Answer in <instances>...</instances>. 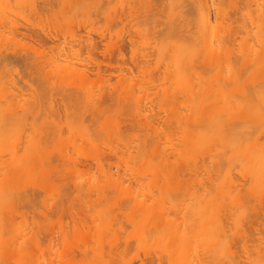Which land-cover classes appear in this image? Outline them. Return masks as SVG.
<instances>
[{
  "label": "rangeland",
  "instance_id": "1",
  "mask_svg": "<svg viewBox=\"0 0 264 264\" xmlns=\"http://www.w3.org/2000/svg\"><path fill=\"white\" fill-rule=\"evenodd\" d=\"M2 1V0H1ZM5 2H7L6 0H4ZM12 4L10 5L11 7L10 8H7V5H6V3L4 2L3 3V1L1 2V4H0V9L2 8V6L3 5H6V8H5V6H3L4 8H5V13H7L8 12V14H5L6 16L8 15L9 17H8V19H10V16H11V19H12V23H15V24H13V26H14V28L16 27V25H17V28H34L35 27V29H37V30H39V29H44V30H46V31H48V32H51V33H53V31H52V29L54 30V33L53 34H56V35H60L59 37H60V39H67V40H69V42H71V39L73 38V37H75V36H78V33H79V35H80V33L82 32V34H87L88 32L90 33V38H94L95 40H97V41H99V40H101L100 38H99V35H104V40H103V42H102V44H100V46H99V50H100V52L101 51H104L106 48V46H105V44L107 43L108 44V47H110V48H108L109 50H113L114 51V54L115 55H118L117 54V50H115V49H117V48H120L122 51H123V54L126 56L125 57V64H127L126 66H127V68H124V70H123V72H125V73H122L121 74V72H119V71H113V70H107V72L105 73L106 75H108L109 73H112V72H114V73H116L117 75H118V77H116V78H111L110 80H108V82H104L103 83V81L102 80H100L101 81V83H102V85H100L99 83V78L96 76V75H92L91 74V77H90V82L88 81H85V80H83L82 78H80L81 76H82V74H81V76H79V74L77 73V74H73L72 75V73L71 74H69V75H67L65 72H68V71H70V70H68V69H66V67L68 68V65H71V64H66L67 66H65L63 63V61H66V60H63L62 61V64L64 65L63 66V69L65 70L64 72H63V70L61 71V70H59L60 68H61V66H62V64L60 63V62H56L55 63V60H54V58L52 57L53 56V54H52V51L50 50V49H48V48H45V50H44V48H42V50H41V48H39V49H37V50H33V52H32V48H27L28 46L27 45H25V43L27 44L28 42H25V40H21V38L20 39H17L16 41L14 40L15 39V37L16 38H18L16 35H12L11 34V32H10V30H12V29H14V28H11V27H13L12 25H9L10 27H8V25H6L7 23H8V21H6L7 23L5 24V27L4 26H2L3 27V29H2V27H1V21L2 22H4L5 23V20L3 21L2 19H5L4 17H6V16H4V14H3V12H2V10H0V29L2 30V33H3V35H2V37L0 36V50H1V48H2V52H0V53H2V54H5L7 51L6 50H9L10 51V53H6L5 54V56L6 55H8V58H13V57H15V56H13V54H18L19 56H26L28 53V57L30 58V55L31 56H35V59L34 60H41L40 62H42L43 61V63L45 62V64H46V61H47V63L50 61H53L54 60V63L55 64H57V66L59 67V65H60V68L58 69L57 68V66L53 63V62H51L50 64L52 65V63L55 65V66H53V67H51L50 66V64L48 63V65H44V66H47L48 67V69H49V66H50V68H52V70L54 71V73L52 74V77H49L50 79L48 80V81H50L51 79V81H53V82H57L58 83V85H60V89L61 90H59V91H57V90H51V93H50V91L48 90V91H46L47 89H46V87H44L42 84L40 85V83H39V85L38 84H35V85H33V87H32V89L31 88H27V87H23V89L21 90L20 88H18L17 86H16V84H18V82L20 83V76L17 74V71H16V68H17V70H18V66H16L15 64H14V62H13V59H12V61H8V64L6 63L7 61H4V64H0V94L1 95H7L6 97L8 98L9 96H10V100L11 99H14V100H12V102H13V104H12V102L11 103H9V98L6 100V97L4 98H0V101H2V105H3V99H5L4 101H7L8 102V104H4L3 106L1 105V103H0V115H3V113L1 114V112H4V113H7L6 111H5V109L7 110V108H8V105L10 104L11 105V107H9L10 108V110L9 111H11V112H13L14 113V115H15V111H17L16 112V114H19L20 112L22 113V111L24 110H26V112L28 113V110L31 108V106L32 107H34L35 108V106H37V108L36 109H34V110H36L37 111V114L36 113H31V111H30V113L33 115L34 114V116H33V119H27V117H29L31 114H29V116H28V114L27 113H25V114H27V117H26V115H25V117L24 118H22L23 117V115L24 114H22L21 115V113H20V118H22L21 120L22 121H20V118H19V120L18 121H20V123H18L17 122V119H18V117H16V116H18V115H15V122L14 123H17V124H20V125H17V124H13L12 126L10 125V123H6V121H4L6 124H7V126H8V128L7 127H4V126H6L5 124H3L2 123V121L5 119L6 120V115L8 114H6L5 115V117H2L1 118V116H0V127L1 126H3V128L1 129V131H0V159H1V162H0V165H1V167H0V231L2 230V225H4L5 223H7V222H5V221H8V224H5L4 226H5V228H3V230H2V233H0V264H18L19 263V260H20V257H18L17 255H16V253H21V254H23V252H24V254H27V251H31L30 249H31V246H33L31 243H33L32 241L34 240V239H37L36 241H38L39 240V242L38 243H35V241H34V246H36V244L38 245L39 243H40V245H41V248H39V246L35 249V248H32V249H35V251L37 250V249H42V247H43V249H42V251H40V250H38L39 251V257H37V258H39V259H41V260H39V261H41V263L42 264H103L102 262L103 261H105L106 262V264H140L141 263V260H143V261H145L144 263L146 264V262H147V264L149 263V260H151V257L154 255V257H152L153 259L151 260V261H155V259L157 260V262L156 263H158V260H160V261H162L163 262V264H167V258L169 257V260H171V258H170V256L172 257V260L171 261H169V262H175V261H177L176 259L177 258H179V256H177V254H178V252H176V251H178V249L179 248H174V247H172L173 245L172 244H174L173 242H175V240L173 239L172 240V242H171V240H169V244H168V242H167V240L168 239H165V238H168V237H170L171 235H170V230L172 231L173 229H174V231L173 232H178V230H179V233L178 234H180L179 236H180V238H182V237H185V235L187 234L186 233V231L185 230H187V232H189L190 231V229L191 230H193L192 228H191V224H192V227H193V225H195L196 223H197V221H199L200 222V224L198 225V226H200L201 225V227H200V229L203 227H205L204 229L206 230V226H208V224L210 225V223H212V222H210V221H212L213 220V223H214V221L215 220H218V221H216L215 223H214V225H212L213 226V229H212V226L210 225V227H209V233H208V241H210V240H215V238H216V240L219 242V244H218V242L216 243L215 241H214V243H216L215 244V246H213V252H215V253H213L209 248H212V246L211 247H207L211 252H212V255H210V258L214 255V257L216 258H214V257H212V259L210 260V258L209 257H207L206 255H204V254H206L207 252H206V250H205V252L206 253H204V250L202 251V250H200L201 251V253L203 252V254L201 255L200 253H198V250H196V248H199L198 246L200 245V244H198V246H196V248L194 249V250H196L197 251V253H198V255L200 256V258H199V256L198 255H196L195 254V252L196 251H194V250H192L193 248H194V246L192 247V249H191V251H194V255H196V256H198V258L204 263V264H229V260L227 261L226 259H227V255H228V259H230L231 258V260H232V264L233 263H235L236 262V257L237 258H239L240 260H238V262H239V264H257V262H258V264H262V262L261 263H259L260 261L259 260H262V258H263V256H264V248H262L263 246H264V233H260V231H262L263 230V232H264V216H263V214H259L260 212H262V213H264V198L261 196V194L260 195H258V193H264V176H262V175H264L263 173H262V171L264 170V167H263V164H264V152L263 153H261V151L262 150H260L259 148H257V146L255 147V151L253 152L252 150L254 149V147H252L253 149L251 150V152H250V155H249V153H247V152H249L250 151V147L251 146H253V145H255V144H250L249 145V143H250V141H248V140H246L247 139V136H249L248 134H252V132L253 131H258V125L260 124V122H259V124H256V125H254V126H252L251 125V123H253V121H256L257 120V117L256 116H258V115H256L255 113H254V115H256L255 117V119L256 120H254V116H249V115H251L249 112L248 113H244L245 112V110H246V112H247V108L244 110V106H245V104H246V106H248L247 105V103L249 104L250 102L249 101H251L252 100V103L254 102V103H256V105H255V107H256V109H255V107H254V103L251 105V106H253L254 107V112H258V111H260V113L263 111L264 112V106H262V104L264 105V89H261V87L263 88V86L261 85L262 83V80H260L259 78H261L262 77V71H263V73H264V69L262 68H260V67H262V65L264 64H262V65H260L259 64V70L257 71V72H254V73H256V76H257V78L259 79H255L254 80V77H255V74L253 73V71L251 70V69H253V67L254 66H258V61L257 62H254V63H256L255 65L252 63L253 61H254V59H255V57H253V53L255 52V50L258 48H260V46H261V49H263L264 48V46H263V48H262V45H264L263 43H264V41H259L260 40V36H261V39H262V37H264V34H262L263 32H264V29H261L262 28V25H263V22L264 21H262L261 19L263 18V20H264V16H262L261 14H257V15H255L256 13H262L263 12V14H264V11L262 10V9H264V5L262 6V0H261V3H260V0L258 1V0H256V2H258L257 4H258V11H260V10H262V11H260V12H257V10H255V11H253V9H256V7L257 6H255V4H254V8L252 7L253 6V4H251V3H253L254 1L252 0V1H249V0H244L245 2H243L242 0H240V2H239V0L238 1H236V0H229V2L232 4V2L235 4V7H233V4L231 5L230 3V5L232 6V7H230V9H229V7L228 6H230L229 4H228V6L226 5V3H227V1L225 2L224 1V4H223V0H219L220 2H218V0H214V1H212V4L215 2V4H214V7H213V5L211 6V12L213 13L212 15H213V23H216V26L218 27V29H217V27L215 26V27H212L213 29L214 28H216V30L218 31V30H220V29H222L223 28V30L224 31H226V30H228V28L226 29L225 27H223V25L225 26V24H228V22H229V24H230V19H227V22H226V18H224L225 19V21H224V19L223 18H221L222 20V23H221V21H220V25L222 26V28L220 27L219 28V24H217V23H219V22H217V19L218 20H220V17H223L224 15V13L227 15V18H229V16H230V18L232 19V21H231V24L230 25H232V30H233V32L237 35L236 37H232L233 35H234V33H232V30H228V32L229 33H231L229 36H231L232 37V39L228 36V32H225L224 33V31H222L221 33H224V35H222L221 37H220V35H221V33H220V31H218L219 32V34H217L218 32H216V35H214V36H217V35H219V37L217 36L216 38L213 36V34H214V32H215V30L213 31V30H210L211 28H209L208 30H210L209 32H213V34H211V33H209V34H211L210 36H213V37H209V39H211L212 41H213V39H214V42H215V40H216V42H218V38H219V42H218V44H220L219 46H225L224 48H226V50L225 51H227L228 49V47L230 46V45H228L227 43H225V40H224V38L227 40V42H230V40H231V42H230V44L234 47V49L237 47L238 48V50H239V43H241V41L242 40H244L243 38H245V40H246V38H247V40L246 41H248V42H246L245 40V42H246V45H249L248 46V49L246 48H243L242 49V51H241V49L239 50V51H237L236 49L234 50V52H233V55H229V56H233L232 57V59H233V61H234V63H236L235 65H234V63H233V61H230V60H232V59H230L231 57H229V59H225V57L224 56H222V55H225L226 53V55L225 56H227L228 55V51L230 52V50L232 51V49H229L226 53L225 52H222V50H221V52L222 53H225V54H221V56L222 57H224V58H222L223 59V61L225 62L226 61V63L228 64L229 62H231V64L229 63V65H231L232 66V64L235 66H233V68H231V66H230V68L233 70V69H235V70H231L230 68H227V67H224L225 65L223 64V66H222V62L221 63H219V65L218 66H220V64H221V68L220 69H222L223 67H224V72L227 74L229 71L231 72H234L235 73V76H234V73H233V76L234 77H236V74L238 75V80L237 81H240L241 82V79H242V82L245 84V86L244 85H241L242 84V82L240 83V88H241V86L243 87L244 86V88H245V90H246V86L247 87H251L252 89L254 88V86H252V84H249L250 82V80L252 79V78H250L251 76L249 75V71L250 72H252L251 73V75L252 74H254V76H252L253 77V80H254V82L256 83V85H255V91H256V89H258L259 88V86H257V82H259V83H261V84H258V85H260L261 87H260V89L263 91V92H260L261 90H259V91H256L255 93H253L254 92V90H251V93H253V98H252V96L250 97V92L248 91V93L247 94H249V95H247L246 94V92L247 91H245V93H243V94H245V96H246V98L244 99V100H247L246 102L247 103H243V102H245L244 100H243V98L244 97H241L240 95H242V93L240 94V93H238V92H240V90H242V88L239 90V89H235L234 91H236V93H238L239 95H237V94H235L236 96H231L230 97V101H232L233 102V100H235L236 98H237V100L236 101H238V103L237 104H239V105H244V106H240V107H242L243 109V112L240 110L238 113L236 112V110H235V112L236 113H234V115L233 116H231V114H229V117H231L232 119H230V120H232V121H230L229 119H227V115L226 114H223L224 112H228V110H226L225 109V107H223L222 105L224 104L223 102H218L219 104H217V101H216V105H215V101L214 102H211V103H205V102H203V104L202 103H200V101L199 100H202V101H204V100H208V99H210V97L209 96H211V94L212 93H214L213 91H215L211 86L213 85V84H211V83H214V82H211V80H213L214 81V79L216 78L217 79V77H219L218 75H220V71H216L217 69H218V66H215L214 65V67H217L216 69H215V72H217L216 74H218L217 75V77H214V76H212V73L214 72V70L212 71V69H213V66L211 67V68H209L210 67V65L208 66V65H206L207 67H208V69H203L204 67H206V66H204L205 65V63H204V65L202 64L201 65V60H202V62H204L206 59H203L205 56H203V54L205 53V52H203V50L205 49V48H203V47H201L203 44V39H204V37L205 38H207L208 36V32L207 31H205V30H207L205 27H204V25H202V23L200 22H198L199 24H201L203 27V33H202V35L203 36H200L199 34V37H202L201 38V40H198V43L199 44H202V45H200L198 48L196 47L195 49H193L194 47V44L192 45V44H190L192 41V39H191V36L193 35L194 36V34H196V31H197V29L195 28L194 29V26L197 24L196 23V16H194V15H197V9H195V7L193 6V5H197V4H194V3H192L193 1L192 0H175V1H177V2H179L180 4L182 3V1H183V3L184 4H181V5H185L186 7V9L184 10H182V9H180L181 7H178L177 8V6H179V3H177L176 5L177 6H175L174 5V7H173V4H172V6H171V4H170V2H169V0H53L52 1V4L54 5V11L55 12H59V10L61 11V9H65L64 11H72V9L74 10H77L78 12H80V10L82 11V15H83V12H84V14L86 15V17H84L85 15H81L82 17H80V16H78V14L79 13H74L73 14V12H72V14H71V16H69V14L66 16L67 18H69L70 17V19H71V17H73L74 18V20H76L78 17H79V20L78 21H72V25L70 24V23H68V24H64V22L61 24L60 22L61 21H59V23L61 24V25H59V23H58V25H55V23H56V19L58 18H55L54 16V18L53 19H55L56 21H54L53 19L50 21L49 20V18H50V15H49V18H48V20L49 21H47V20H45V18H43V17H45V16H43V17H37V16H35V14L33 13V9L35 10V8H37L38 6V8H41L43 5H44V3L45 2H50L49 0H18L17 2H16V0L14 1L13 0V2L11 1V0H9ZM55 1V2H54ZM79 1V2H78ZM186 1V2H185ZM189 1H191V3L189 2ZM210 1V0H209ZM211 1H210V5H211ZM9 2V3H10ZM14 2H16V3H14ZM24 2V3H23ZM54 2V3H53ZM66 2V3H65ZM217 2V3H216ZM255 2V3H256ZM263 2H264V0H263ZM43 3V4H42ZM68 3V4H67ZM140 3H142V4H140ZM196 3V2H195ZM220 3H222V4H220ZM242 3V4H241ZM245 3V4H244ZM247 3V4H246ZM36 4V5H35ZM84 6V7H82V5ZM192 5L193 7H191L190 5ZM245 6H244V5ZM251 4V5H250ZM217 5L219 6H221V7H224V9H225V6H226V8H227V10L229 9V12H225L224 11V13H222V15H220L221 13H220V11H219V7H218V10H217ZM223 5H225V6H223ZM242 7V8H244V10L240 7V6ZM33 6H35V7H33ZM64 6V7H63ZM78 6V7H77ZM190 6V7H189ZM239 6V7H238ZM249 6H250V11H251V13H250V15H252V13H253V17H255V19L252 17L251 19H253V22H255V25H257L256 26V28H253V27H255L254 26V24L252 25V20L250 19V15H247V11H248V9L247 8H249ZM261 6V7H260ZM9 7V6H8ZM61 7V8H60ZM76 7V8H75ZM95 7V8H94ZM175 7L178 9V13H177V11L175 12L174 11V9H175ZM184 7V6H183ZM240 8V9H237V8ZM263 7V8H262ZM78 8V9H77ZM192 9V10H190L189 11V9ZM232 8L233 9H237V11L236 10H234V11H232ZM57 9H58V11H57ZM67 9V10H66ZM83 9H85L84 11H83ZM173 9V10H172ZM243 11H242V10ZM37 10V9H36ZM74 10V11H75ZM172 10V11H171ZM188 10V11H187ZM195 11V14L193 13L194 11ZM223 10V9H222ZM230 10L232 11V14H234V15H232V17H231V14H229L230 13ZM238 10H241V11H238ZM4 11V10H3ZM87 11H89V12H87ZM179 11H181V13L179 12ZM185 13V16H188V19L191 17V19L192 20H196V21H189V20H186V21H188L187 23L191 26V27H189V25H187L189 28H190V30H189V32L188 31H185V30H188L187 29V26H186V28H185V26L184 25H182V23H184L183 21H182V23H181V20H183V19H181V17L178 19V15L179 14H181V15H184V13ZM220 13L219 15L218 14H216V17H215V13H218V12ZM250 11H248V14H249V12ZM35 12V11H34ZM62 12V11H61ZM60 12V13H61ZM85 12H87L88 13V15H87V13H85ZM169 12L170 13H173V14H169ZM234 12V13H233ZM9 13H10V15H9ZM91 13H92V15H91ZM177 13V17H176V21H178L179 20V24L178 23H176V24H178V25H180V23H181V26H180V28H177L176 30H178L179 29V31H182V30H184L183 28H182V26L185 28V30L184 31H182L183 32V34H181V32L178 34V32L179 31H176V32H174V34L176 33V35L178 34V35H180L181 37H180V39H182V40H184V42L185 43H187L186 41H185V39L187 38H190V40H189V44H187V45H190V47H193V48H189L188 49V47H187V45L185 44V43H183V45L184 46H180V47H182V49H184V50H181L179 53H181V54H176V55H181L182 56V58H181V56L179 57L180 59H181V61L179 60V62H180V67H181V65H183L184 67H185V69H187L185 72H182V71H180V72H182V75H183V73H185V75H188V80H185V81H188V82H194L195 83V81H197L199 78H201V76L204 78V76H206V75H209V74H211V77L213 78H209L208 76H206V78H208V79H206L205 78V82H203V83H208V84H206V85H203V84H200V86H199V88H198V84L200 83V80L201 79H203V78H201V79H199L197 82H199V83H197V84H192V86L193 85H197L196 87L198 88V91L196 92L195 90H197V89H195L194 91H195V96H201L202 98H204V99H197V97H196V99L195 98H193V99H195V100H198L199 102H198V104H199V108H198V104L196 103V107H195V105H193V102H191V101H193L192 100V97H190L191 95H192V89L190 90L191 92H189V96L187 95V93H185V91H184V86H182V81H181V76L179 77V75L181 74L180 72L177 74V72H175V74L173 73L172 74V72H171V70L173 69V68H175L176 69V67H177V65L175 66V64L174 63H176V62H172L173 64H174V66L175 67H173V66H168L169 68L168 69H170L171 67V69L169 70L170 72H168V70H166L167 72H165V69H167V66L165 67L163 64L164 63H161L160 61L162 60L163 62L165 61V62H168L169 61V59L168 58H170L171 56H168V58H167V56H163L162 57V59L159 61V59H158V56H159V54H157V53H159V52H157L156 50H154L155 48H153V47H155L157 44V46H156V48L158 47L159 48V46H160V44H162L163 45V42H164V44H166L165 42H167L168 41V38L170 37L169 35H171L170 33L169 34H167L169 31H172V30H169V31H167L166 32V30H168V29H170L171 27H169L168 29H167V27L169 26V24H171V23H173L174 22V20L175 19H171L172 18V16L175 18V14ZM3 14V15H2ZM34 16H33V15ZM50 14V13H49ZM54 14V13H53ZM58 15H60L59 13H57ZM56 14V15H57ZM61 14H63V12L61 13ZM65 14H67V13H65L64 12V17H65ZM77 14V16H76V19H75V15ZM90 14V15H89ZM238 16H237V15ZM244 16H243V15ZM74 15V16H73ZM157 15V16H156ZM172 15V16H171ZM175 15V16H174ZM192 15H193V17L194 18H192ZM229 15V16H228ZM260 15V16H259ZM4 16V17H3ZM63 16V15H62ZM62 16L60 15V17L62 18ZM89 16V17H88ZM94 16V17H93ZM167 16H169L168 17V19H167ZM190 16V17H189ZM198 16V15H197ZM218 16V17H217ZM248 16H249V18H248ZM258 16L261 18H258ZM262 16V17H261ZM59 17V18H60ZM199 17V16H198ZM214 17L216 18V19H214ZM33 18H34V20H33ZM41 18H43V20L41 19ZM52 18V17H51ZM61 18L59 19V20H61ZM66 18V19H67ZM86 18V19H85ZM93 18V19H92ZM166 18V19H165ZM185 18V17H184ZM237 18V20H235ZM47 19V18H46ZM66 19H62L63 21H66L67 22V20ZM84 19V20H83ZM100 19V20H99ZM178 19V20H177ZM198 19V18H197ZM257 19V20H256ZM30 20V21H29ZM73 20V19H72ZM82 20V21H81ZM168 20H172L171 22L170 21H168ZM185 20V19H184ZM199 20V19H198ZM229 20V21H228ZM41 21V22H40ZM79 21H80V23L81 24H78L79 23ZM258 21H260V22H258ZM40 22V23H39ZM51 22V23H50ZM71 22V21H70ZM75 22H78L77 24L75 23ZM85 22V23H84ZM98 22V23H97ZM192 22V24L193 25H191L190 23ZM196 23L195 25H194V23ZM237 22V23H236ZM262 22V23H261ZM4 23H3V25H4ZM11 23V22H10ZM26 23V24H25ZM33 23H35V24H33ZM83 23V24H82ZM94 25H93V24ZM167 23H169L168 24V26H167ZM186 23V22H185ZM212 23V25L214 26V24ZM225 23V24H224ZM234 23H236V24H234ZM38 24V25H37ZM46 24V25H45ZM53 24V25H52ZM57 24V23H56ZM90 24V25H89ZM92 24V25H91ZM223 24V25H222ZM229 24H228V26H229ZM42 25V26H41ZM64 25V26H63ZM66 25V26H65ZM78 25V26H77ZM80 25V26H79ZM88 25V26H87ZM198 25V24H197ZM200 25V26H201ZM261 25V26H260ZM6 26L9 28V30H8V28H6ZM23 26V27H22ZM34 26V27H33ZM50 26V27H49ZM59 26H60V28H59ZM63 26V27H62ZM71 26V27H70ZM73 26V27H72ZM167 26V27H166ZM199 26V25H198ZM46 27H47V29H46ZM58 27V28H57ZM66 27V28H65ZM70 27V28H69ZM79 27H81V28H79ZM85 27V28H84ZM90 27V28H89ZM197 27V26H196ZM11 28V29H10ZM39 28V29H38ZM51 28V29H50ZM65 28V29H64ZM72 28H74V29H72ZM76 28V29H75ZM181 28H182V30H181ZM259 28V29H258ZM16 29V28H15ZM84 29V30H83ZM258 30V35H257V30ZM9 32H8V31ZM51 30V31H50ZM65 30H68V31H65ZM80 30V31H79ZM91 30V31H90ZM259 30H261V32H259ZM263 30V31H262ZM7 31V32H6ZM13 31V30H12ZM74 31V32H73ZM103 31V32H102ZM201 31V30H200ZM205 31V32H204ZM247 31V32H246ZM56 32V33H55ZM96 32V33H95ZM105 32V33H104ZM207 32V33H206ZM5 33V34H4ZM66 33V34H65ZM76 33H77V35H76ZM94 33V34H93ZM199 33H201V32H199ZM204 33H205V36H204ZM246 33V34H245ZM1 34V33H0ZM65 34V35H64ZM68 34V35H67ZM167 34V35H166ZM173 34V33H172ZM192 34V35H191ZM207 34V35H206ZM227 34V35H226ZM249 34V35H248ZM262 34V35H261ZM74 35V36H73ZM164 35V36H163ZM176 35H171V39H173V38H175V37H177ZM246 35V36H245ZM253 35H255V36H253ZM4 36H6L5 38H4ZM167 36H168V38H167ZM174 36V37H173ZM189 36V37H188ZM196 37H197V35H195ZM207 36V37H206ZM235 36V35H234ZM259 36V37H258ZM63 37V38H62ZM173 37V38H172ZM224 37V38H223ZM161 38V39H160ZM167 38V39H166ZM185 38V39H184ZM194 38V37H193ZM221 38V39H220ZM230 38V39H229ZM234 38H235V41H236V39H237V43L236 42H234ZM249 38V39H248ZM258 39V40H256V39ZM166 39V40H165ZM177 39V38H176ZM176 39H174V40H176ZM178 39H179V37H178ZM223 39V41L222 42H220L221 40ZM264 39V38H263ZM163 40H165V41H163ZM194 40V39H193ZM195 40H197L196 38H195ZM194 40V41H195ZM20 43H19V42ZM113 41V42H112ZM157 41H158V43H157ZM159 41H160V43H159ZM169 41L173 44L174 42H172L170 39H169ZM199 41H203L202 43L201 42H199ZM209 41V40H208ZM244 41L242 42V44L244 43ZM261 42V43H259L260 45H258V42ZM101 42V41H100ZM117 42H118V44H117ZM162 42V43H161ZM176 42H178V40L176 41ZM175 42V45H176V49L174 50V52L177 50V45L179 46V44L180 45H182V41H180L179 40V42L178 43H176ZM214 42H213V45H214ZM234 42V43H233ZM115 43V44H114ZM198 43H196V44H198ZM236 43V44H235ZM247 43H249V44H247ZM21 44V45H20ZM104 44V45H103ZM106 44V45H107ZM217 44V45H218ZM241 44V45H242ZM25 45V46H24ZM117 45V46H116ZM174 45V44H173ZM206 45V44H205ZM215 45H216V43H215ZM214 45V46H215ZM216 45V46H217ZM240 45V46H241ZM244 45H245V43H244ZM244 45H242V46H244ZM245 45V46H246ZM256 45V46H255ZM258 45V46H257ZM123 46V47H122ZM166 46V45H165ZM196 46H198V45H196ZM226 46H228V47H226ZM232 46H230V48H233ZM251 46V47H250ZM252 46H255L254 48L252 47ZM4 47V48H3ZM5 47H6V49H5ZM114 47V48H113ZM207 47V46H206ZM37 48V47H36ZM162 48V47H161ZM167 47H164V49H166ZM172 48V47H171ZM170 48V49H171ZM185 48H187L186 49V51H185ZM217 48H220V47H218L217 46ZM241 48V47H240ZM251 48V49H250ZM256 48V49H255ZM5 49V50H4ZM168 49H169V45H168ZM168 50V51H171V50ZM181 49V48H180ZM179 49V50H180ZM191 49V50H190ZM200 49H202V50H200ZM221 49V48H220ZM222 49H223V47H222ZM254 51H253V50ZM261 49H259V51L260 52H262V55H261V57H264V50H261ZM29 50H31V51H29ZM162 50V49H161ZM196 50V51H195ZM199 50V51H198ZM206 50V49H205ZM219 50V49H218ZM244 50V51H243ZM246 50H247V53L249 54V55H252V56H250V58L248 59V56L249 55H246ZM250 50V51H249ZM5 51V52H4ZM37 51V52H36ZM41 51H42V53H41ZM49 51V52H48ZM252 51V52H251ZM259 51H257L256 50V54L254 55V56H256V58H258V55L259 54H261V53H259ZM11 52H12V54H11ZM20 52V53H19ZM25 52H27V54H25ZM32 52V53H31ZM46 52V53H45ZM126 52V53H125ZM166 52H167V50H166ZM188 53V54H186V53ZM190 52V53H189ZM221 52H219V53H221ZM245 53V55L244 54H241V53ZM37 53V54H36ZM45 53V54H44ZM173 53V52H172ZM177 53V52H176ZM203 53V54H202ZM232 53V52H231ZM238 53H240L241 55H239ZM252 53V54H251ZM2 54H0V55H2ZM33 54H35V55H33ZM41 56H40V55ZM165 54V53H164ZM171 54V53H170ZM175 54V53H174ZM173 54V55H174ZM209 54V53H208ZM207 54V55H208ZM98 55V54H97ZM158 55V56H157ZM162 55V54H161ZM172 55V54H171ZM183 55H186V56H188V57H191V55H193L192 57H194L193 58V60H192V62H193V64H192V66H190L189 68H187L189 65L187 64V67H186V65H185V63H188V62H184V60L186 61V57L185 56H183ZM194 55H196V56H194ZM211 55H215V54H211ZM235 55H237V56H240V57H247V60L248 61H246L244 58H242L243 59V61L241 60V58H238V57H235ZM242 55H244V56H242ZM45 56V57H44ZM200 56H202V58H200ZM209 56V55H208ZM208 56H206L205 58H208ZM212 56V57H213ZM217 56V55H216ZM219 56V55H218ZM221 56H219V58L221 57ZM3 57V55L1 56V58ZM40 58V59H38V58ZM98 59H100V61H103V62H109V59H107V60H105L102 56H99L98 55ZM160 57V56H159ZM185 57V58H184ZM211 57V56H210ZM235 57V58H234ZM254 59H253V58ZM261 57L260 58H258L259 60L261 59ZM0 58V60H2ZM45 58V59H44ZM51 58H53V60H47V59H51ZM163 58H164V60H163ZM175 58V57H174ZM178 58V57H177ZM178 58V59H179ZM227 58V57H226ZM253 60H252V59ZM156 59V60H155ZM168 59V60H167ZM235 59H238L237 61H239V62H236L235 61ZM258 59H256V60H258ZM263 59V61H264V58H262ZM262 59H261V61H262ZM105 60V61H104ZM172 60H173V57H172ZM188 60V59H187ZM211 60H214V59H211ZM228 60H229V62H228ZM244 60L246 61V68H245V66H243V69H242V65L240 66V63L242 64V63H245L244 62ZM255 60V61H256ZM159 61V62H158ZM216 61V60H215ZM218 61V60H217ZM216 61V62H217ZM242 61V62H241ZM260 61V62H261ZM178 62V61H177ZM182 62V63H181ZM207 62V61H206ZM215 62V63H216ZM219 62H220V60H219ZM249 62V63H248ZM1 63V62H0ZM3 63V62H2ZM38 63H39V61H38ZM60 63V64H59ZM113 64H115L116 62H115V60L112 62ZM123 63V61H119V64H121V65H123L124 64ZM208 63H210V61L208 62ZM225 63V64H226ZM14 64V65H13ZM73 64V63H72ZM135 64V65H134ZM191 64V63H190ZM213 64V63H212ZM218 64V63H217ZM43 65V64H42ZM159 65V66H158ZM166 65V64H165ZM228 65V66H229ZM244 65V64H243ZM252 66V68H247V67H251ZM71 66H73V65H71ZM158 66V67H157ZM203 66V67H202ZM264 66V65H263ZM46 67V68H47ZM79 69H81V68H84L83 66H80L79 65ZM184 67H181V69H179V70H182V68H184ZM237 67H238V69L239 68H241L242 70H244L243 72H242V70H239L238 71V69H237ZM73 68V67H72ZM75 68V67H74ZM255 68H257V67H255ZM14 69V70H13ZM55 69V70H54ZM219 69V70H220ZM227 69V70H226ZM230 69V70H229ZM237 69V70H236ZM247 69V70H246ZM260 69L262 70V71H260ZM47 70V69H46ZM51 70V71H52ZM56 70H58V71H56ZM68 70V71H67ZM78 70V69H77ZM223 70V69H222ZM229 70V71H228ZM50 71V72H51ZM60 71V72H59ZM76 71V70H75ZM78 71H80V70H78ZM174 71H176V70H174ZM187 71H189L188 72V74L186 73ZM205 71V72H204ZM228 71V72H227ZM238 71V72H237ZM241 71V72H240ZM245 71H247V72H245ZM259 71L261 72V73H259ZM44 72H46V71H44ZM56 72V73H55ZM164 72H165V74L167 73V74H170L171 73V75L169 76L168 75V77L164 74ZM210 72V73H209ZM223 72V71H222ZM229 72V73H230ZM240 72V73H239ZM245 72V73H244ZM49 73V72H48ZM134 73V74H133ZM205 73V74H204ZM228 73V74H229ZM241 73L244 75H246V74H248L249 76V78L250 79H248L247 78V76H241ZM46 74H47V72H46ZM46 74H44L45 75V77L44 78H46ZM51 74V73H50ZM121 76H120V75ZM201 74V75H200ZM203 74V75H202ZM214 74V73H213ZM222 74V73H221ZM225 74V75H226ZM228 74L226 75L227 77H228ZM48 75V74H47ZM126 75V76H125ZM185 75H184V77H185ZM231 74H229V76H230ZM49 76V75H48ZM62 76V78L60 79V77ZM64 76V77H63ZM223 77V76H221V78L223 77V78H227V77ZM263 76H264V74H263ZM58 77V78H57ZM121 77V78H120ZM183 76H182V78H184ZM234 77H230V79H232V78H234ZM241 77H245V78H241ZM18 78V79H17ZM48 78V77H47ZM80 78V79H79ZM97 78V79H96ZM123 78V79H122ZM222 78V79H223ZM248 79V80H246V81H248V82H246V81H243V80H245V79ZM26 79H27V77H26ZM95 79V80H94ZM185 79V78H184ZM216 79H215V81H216ZM228 79V78H227ZM18 80V81H17ZM93 80V81H92ZM98 80V81H97ZM118 80H120V81H118ZM206 80H208V81H206ZM210 80V81H209ZM253 80L251 81V82H253ZM16 81V82H15ZM50 81V82H51ZM95 81V82H94ZM122 81V82H121ZM218 81H220V83H222L221 81V79L220 80H218ZM217 81V82H218ZM235 81V78L233 79V82ZM263 82H264V78H263ZM63 83V84H62ZM77 83V84H76ZM110 83H111V85H110ZM115 83V84H114ZM117 83V84H116ZM184 83V82H183ZM201 83H202V80H201ZM226 83H228L227 85H226ZM231 85H230V84ZM235 83V84H234ZM233 84L230 82V81H226L225 83H223L222 85H221V88L222 87H224V88H222V89H224V90H221L222 91V93H221V91L220 90H216L217 92H218V94H220V96L222 95V96H224V92H225V90L228 92L229 91V89H230V94H228V95H231L232 94V90L231 89H233V87H234V85L236 86L237 84V82H234ZM239 83V82H238ZM109 84V85H108ZM185 84V83H184ZM218 84V83H217ZM246 84H248V85H250V86H248V85H246ZM94 85V86H93ZM189 85H190V83H189ZM188 85V86H189ZM203 87H202V86ZM210 85V86H209ZM219 85V84H218ZM224 85V86H223ZM230 85V86H229ZM253 85H254V83H253ZM264 85V84H263ZM41 86V88H39ZM82 86V87H81ZM117 86V87H116ZM191 86V85H190ZM191 86V87H192ZM204 86H205V88L207 87V88H209L210 90H208L207 88H206V90H205V88H204ZM214 86H216V85H214ZM213 86V87H214ZM233 86V87H232ZM238 86H236V87H238ZM256 86H257V88H256ZM34 87L36 88V90L34 89ZM45 89H44V88ZM119 87V88H118ZM202 87V88H201ZM227 87V88H226ZM229 87H232V88H229ZM238 87V88H239ZM40 89V91H41V93H40V91H38L39 89ZM43 88V89H42ZM96 88V89H95ZM190 88V87H189ZM249 88H247V89H249ZM29 89V90H28ZM79 90V91H84L85 93H87V92H89L90 94H92L93 93V98L91 99V96H89V97H87L88 95H80V96H78V97H75V98H81V96H83L84 98H85V96H86V98H88L87 100H86V98H85V100H83L84 98H82L81 100H83V101H79V102H77V101H75V99L73 100H68V99H66L67 98V96L64 98V97H62L61 95H58V93H60V92H62V91H68V90ZM81 89V90H80ZM185 89H187V87L185 86ZM211 89H213V91L211 92ZM215 89H217V88H215ZM24 90V91H23ZM27 90V91H26ZM31 90V91H30ZM34 90H35V92L36 93H34ZM200 90H201V92H200ZM250 90V89H249ZM103 91V94L101 93ZM208 91V92H207ZM209 91L211 92V93H209ZM215 91V92H216ZM238 91V92H237ZM244 91V90H243ZM253 91V92H252ZM55 92V93H54ZM188 92V91H187ZM205 92V93H204ZM257 92H259L260 93V95L257 93ZM49 93V94H48ZM197 93H199L200 95H196ZM204 93V94H203ZM234 93V92H233ZM45 94V95H44ZM48 94V95H47ZM51 94V95H50ZM102 94V95H101ZM194 94V93H193ZM205 94H207V95H205ZM210 94V95H209ZM261 94L263 95L262 97H261ZM9 95V96H8ZM46 95L48 96V98H50V99H48L47 97H46ZM187 97H190L189 98V101H187L186 100V96ZM225 95H226V92H225ZM233 95V94H232ZM255 95V96H254ZM256 95H258L257 97H256ZM60 96V97H59ZM100 96H101V98H100ZM103 96V97H102ZM214 97L216 96V94L214 93V95H213ZM219 95L217 96V97H220ZM227 96V95H226ZM240 96V97H239ZM244 96V95H243ZM1 97V96H0ZM12 97V98H11ZM121 97V98H120ZM186 97V98H185ZM206 97H208V98H206ZM228 97V96H227ZM249 97V98H248ZM259 97V100L260 99H263L262 101L260 100V102L258 101V100H253L254 98H258ZM261 97V98H260ZM46 98V99H45ZM72 98H74V96L72 97ZM118 98H120V99H118ZM125 98H126V100L128 99V101L126 102H124L123 100H125ZM133 98V99H132ZM206 98V99H205ZM212 98V97H211ZM216 98V97H215ZM214 98V99H215ZM222 98V97H221ZM220 98V99H221ZM224 98H226V97H224ZM252 98V99H251ZM71 99V98H70ZM76 99V100H77ZM100 99V100H99ZM213 99V98H212ZM227 99V101H228V98H226ZM248 99H250V100H248ZM44 100V101H43ZM90 100V101H89ZM131 100H133V103H132V101ZM134 100H136L140 105L139 106H141V107H139V106H137V104L138 103H135L136 101H134ZM194 100V101H195ZM215 100H218V98L217 99H215ZM222 100H224V99H222ZM222 100H220V101H222ZM242 101V103H241V101ZM74 101V102H73ZM186 101H187V104H186ZM201 101V102H202ZM209 101V100H208ZM213 101V100H212ZM225 101V100H224ZM15 102V103H14ZM131 102V103H130ZM210 102V101H209ZM226 102V101H225ZM37 103H38V105H37ZM42 103H44V104H42ZM79 103V104H78ZM127 103V104H126ZM129 103V104H128ZM191 103H192V105H191ZM231 103V102H230ZM235 104H236V102H234ZM78 104V105H77ZM134 104V105H133ZM189 104H190V106H189ZM195 104V103H194ZM210 104H211V107H212V109L210 110ZM229 104V103H228ZM233 104V103H232ZM237 104H236V106L234 107L233 106V108H235L236 109V107H237ZM251 104V103H250ZM9 105V106H10ZM131 106V107H126V106ZM132 105L134 106V107H132ZM204 105V106H203ZM206 105V106H205ZM209 105V106H208ZM230 105V104H229ZM260 105V106H259ZM5 106V107H4ZM12 106H15V108L14 107H12ZM18 106V107H17ZM187 106V107H186ZM193 106H194V109L196 108H198V109H200V107H204L205 109H206V111L208 112V114L210 113V115H211V113H216V110H221V107H222V109L224 108L226 111H224V110H221V111H224L223 113H222V115L220 114V116H224V118L223 117H220V118H222L221 120H219L220 118H218L217 119V117H219L218 115H216V119H211L210 120V122L211 123H214V125H215V127H216V124H215V121L214 120H218L217 122L219 123V126L218 127H221V125H223V124H225V122H224V120L223 119H225V116H226V119H225V121L227 122V124L228 123H232L235 119L237 120V118L239 119V117L240 118H242L243 116L245 117V116H247V114H249L248 116L250 117V118H252L253 120H251L252 122H250L249 120H246V123L245 124H243L245 121H243L242 122V120L244 119H240L241 120V122H238V123H242L241 125L242 126H239L240 124H238V123H233V125L231 124V125H229V126H232V127H230L231 128V130H234L235 132H233V131H231V133H229L230 131H228L227 133H229V139L231 140V141H229V140H226V141H229V142H225V141H223V140H221L220 141V144L221 143H223V142H225L226 143V146L228 147H225V145H224V143H223V147L222 146H220V145H218V142L216 143V138H218V141H219V137H220V133L218 132V135H219V137H217L216 136V132H214L213 133V128L215 129V127H214V125L213 124H211L210 123V125H208V124H206V122H205V125H207L208 126V128L206 129L205 128V126L203 127L202 125H204V124H200L201 126H202V128L200 129V132L199 133H206L208 130V132H210V135L213 133V135L214 136H216V137H214V139L212 138V142L211 143H216L217 144V146H218V150H222L223 151V149H224V147L225 148H227L228 150H226V151H224V154L223 153H220V156H221V158H219L218 157V159H217V163L219 162V164L220 165H216V163H214L215 162V158H213V155L212 156H209V157H211V158H213L214 159V162H213V160L212 161H210L211 159L210 158H208L209 160H208V162H210V163H208L207 164V162H204L203 160H204V156H208L207 154H203L202 153V151H204L205 153H207L206 151H207V149H206V151L205 150H202L200 147V149H198V151H200V152H198V151H192V149H190V147L191 148H196V147H198V145H194L193 146V144L189 147V150H191V151H189V150H187V152L189 151L190 152V154H191V156H188L189 155V152H188V155L185 157V155H186V149H187V147H186V149H185V147H184V140H188V138L190 139L191 138V135L190 134H192V132H190L189 131V129H186V127L188 126V127H192L191 126V123H190V125H187L186 126V124H184V123H186V122H183V121H179L180 120V118H181V120H184L185 121V119L186 120H189V121H191V119H192V124L194 123V122H196V118L197 119H199L200 120V122L201 123H203L202 122V116H201V114H197L196 113V111L198 112V109L196 110V111H194V109H192L193 108ZM215 106V107H214ZM224 106H227V103H226V105H224ZM5 108L3 111L1 110V108ZM30 107V108H29ZM97 107V108H96ZM127 108V110L129 111V112H133V113H130L131 115L130 116H128L127 117V115L125 114V112H127V110H126V108ZM135 107H139V108H141V109H139V108H136L135 109ZM188 107H190L191 109L189 110V111H192L193 113L191 114V112H190V117H192V115L194 114L195 115V113H196V115L194 116V117H196V118H191L190 119V117L187 115V113H189V111H187L188 109ZM203 107H202V112H203V114H205L206 113V111H205V113H204V111H203ZM262 109H261V108ZM8 108V109H9ZM11 108H14V110L13 109H11ZM29 108V109H28ZM40 108V109H39ZM100 108V110H98ZM227 108V107H226ZM233 108H231V110L233 109ZM238 108V107H237ZM257 108H259L258 110H257ZM32 109V108H31ZM30 109V110H31ZM38 109L40 110V112H38ZM138 109V110H137ZM143 109V110H142ZM185 109H187V110H185ZM204 109V110H205ZM229 109V108H228ZM253 108H251L250 109V107H249V111L251 112V110H252ZM33 110V111H34ZM42 110V111H41ZM95 110V111H94ZM101 111L100 113L98 112V111ZM131 110V111H130ZM134 110V111H133ZM135 110L136 111H140V112H137V113H135ZM230 110V111H231ZM177 112V115H168V119L170 118V120L171 119H173V117L175 118L174 119V122L171 120V123H170V120H168L167 119V114L168 113H173V112ZM187 111V112H186ZM238 111V110H237ZM35 112V111H34ZM93 112V113H92ZM96 112V113H95ZM129 112H127V114L129 113ZM174 112V113H175ZM186 112V113H185ZM242 112V113H241ZM10 113V112H9ZM13 113H12V115H13ZM38 113H40V115H38ZM93 114V115H91V114ZM141 114V117H140V121H139V117L137 116L138 114ZM143 113V114H142ZM199 113H200V111H199ZM218 113V112H217ZM229 113V112H228ZM241 113V114H240ZM253 113V112H252ZM259 113V112H258ZM260 113H259V115H260ZM36 114V115H35ZM95 114H96V116H95ZM98 114V115H97ZM134 114V115H133ZM139 114V115H140ZM178 114H179V116H178ZM202 114V115H203ZM207 114V113H206ZM238 114H239V116H238ZM243 114V115H242ZM262 115L261 116H263L264 115V113H261ZM9 115H11V114H9ZM31 115V116H32ZM253 115V114H252ZM36 116V117H35ZM125 116H126V118H125ZM131 116H133L132 117V119H130L131 118ZM138 117L137 118V120H136V118H134V117ZM173 116V117H172ZM176 116V117H175ZM187 117V118H185L184 119V117ZM205 116H207V117H205ZM203 115V117L204 118H209L208 117V115ZM235 116V117H234ZM238 116V117H237ZM10 117H12L13 118V116H9L8 118L10 119ZM93 117V118H92ZM96 117V118H95ZM182 117H183V119H182ZM248 117V118H249ZM7 118V121L9 120ZM25 118L27 119V121L25 120ZM202 118V119H201ZM211 118V117H210ZM215 118V117H214ZM249 118V119H250ZM258 118H260L259 116H258ZM25 121H24V120ZM126 119H127V121H126ZM179 119V120H178ZM234 119V120H233ZM247 119V118H246ZM264 120V116L262 117V118H260V121H262V120ZM11 120H13V119H11ZM31 122H30V121ZM129 120V121H128ZM175 120H176V122L177 121H179L180 122V124H179V122H178V124H179V128H178V125H177V127L175 126ZM194 120V121H193ZM206 120V119H205ZM235 120V121H236ZM245 120V119H244ZM133 121H134V123H133ZM136 121H138V123L136 122ZM207 121V120H206ZM239 121V120H238ZM249 121V123H247ZM259 121V120H258ZM8 122H10V120L8 121ZM25 122V123H24ZM167 122H169V123H167ZM182 122V123H181ZM197 122H199L198 120H197ZM216 122V123H217ZM264 122V121H263ZM28 123V124H27ZM139 123H141V125L139 124ZM151 123V124H150ZM218 123H217V125H218ZM3 124V125H2ZM131 124H133V125H131ZM137 124V125H136ZM188 124V123H187ZM194 124H196V123H194ZM199 124V123H198ZM262 124H264V123H262ZM17 125V126H16ZM184 125V126H183ZM197 125V124H196ZM247 125H248V127H247ZM10 126H11V128H10ZM22 126V127H21ZM130 126V127H129ZM181 126V127H180ZM211 126H213V127H211ZM224 126H226V124L224 125ZM224 126H222V127H224ZM228 126V125H227ZM226 126V127H227ZM15 127V128H14ZM132 127V128H131ZM197 127H198V125H197ZM218 127H216V128H218ZM237 127H239L238 129H237ZM260 127H261V130L260 131H258L259 133H256L257 135L259 134V135H261V134H263V131H262V127H263V130H264V126L263 125H260ZM146 128V129H145ZM156 128V129H155ZM175 128V129H174ZM205 130H204V129ZM230 128H228V129H230ZM248 130H247V129ZM7 131H6V130ZM10 129V130H9ZM171 130V131H173V129L174 130H176V132L175 131H173V133L174 134H179L181 131V135L179 134V136L178 135H175V136H178L179 138H177V137H172L171 136V134L170 133H172V132H170L169 133V130ZM186 129V131L188 132H185L183 135H182V133H183V131ZM193 129H194V127H192L191 128V130L193 131ZM196 129H198V128H196ZM221 129V128H220ZM223 129V128H222ZM225 129V128H224ZM227 129V128H226ZM225 129V130H226ZM227 129V130H228ZM250 129V130H249ZM4 130V131H3ZM156 130H157V132H158V130H159V137H160V135H161V137H162V134H164L165 132L164 131H166V132H168L169 133V135L173 138H171L170 137V139H168L169 137H167V136H169V135H167V134H164V137H166L167 139H164L163 137H162V139H164L163 140V142H160V141H162V140H157L159 137H158V133L156 132ZM212 130V131H211ZM238 130V131H237ZM241 130V138H240V133H238L239 131ZM253 130V131H252ZM156 132V134H154L155 132ZM196 130H194V132H195ZM215 131H217V130H215ZM220 131H222V133H223V131L224 130H220ZM251 132V133H248V132ZM179 132V133H178ZM189 132H190V134H189ZM193 132V133H194ZM212 132V133H211ZM225 132V131H224ZM255 132H253V134L255 133ZM142 133V134H141ZM172 133V135H174ZM196 133V132H195ZM221 133V134H222ZM233 133V134H232ZM235 133V134H234ZM248 133V134H247ZM24 134V135H23ZM150 134V135H149ZM152 134V135H151ZM154 134V135H153ZM188 136V137H185L186 135ZM225 135H227L226 134V132L224 133ZM237 134H238V136H237ZM242 134H243V136H242ZM147 135V136H146ZM167 135V136H166ZM185 135V136H184ZM197 134H195V136H196ZM208 135H209V133H208ZM209 135V136H210ZM233 135V136H232ZM246 137H245V136ZM255 135V134H254ZM143 136V137H142ZM190 136V137H189ZM195 136H193L192 135V137H195ZM198 136H204V135H197L196 136V138H194L195 139V141H197L198 142V140L199 139H201L202 137H198ZM209 136H206V137H208V138H210ZM263 136V135H262ZM262 136H261V138H262ZM142 137V138H141ZM153 137V138H152ZM156 139H155V138ZM198 137V138H197ZM204 138L205 140L206 139H208V138ZM212 137V136H211ZM221 137H222V135H221ZM257 137V136H256ZM148 140H147V139ZM182 138V139H181ZM185 138V139H184ZM222 138H225V136L224 137H222ZM227 138V137H226ZM233 138V139H232ZM235 138V139H234ZM238 138V139H237ZM248 138H250V136L248 137ZM252 138H254L255 139V136H253L252 135ZM150 139H151V141H150ZM174 139H176L175 141H174ZM178 139H179V141H178ZM192 139V138H191ZM211 139V138H210ZM241 139H242V141H243V139H244V141H243V145H247L248 147H249V150L248 149H246V150H248L246 153L249 155V157H251V159L250 160H252L253 159V157H254V161L252 162V161H250L249 160V162H248V156H246L247 158H243V157H241L240 158V156L239 157H237L235 154H237L241 149L243 150V152H241V155H242V153H244V151H246V150H244L245 149V146H244V149L242 148L243 147V145H242V147L240 148V150L238 149H236V148H238L239 147V145L237 144V143H242V141H241ZM28 140V141H27ZM150 141V143L148 144L147 143V141ZM166 140H168V142L166 141ZM215 140V142H213ZM235 142H234V141ZM263 142H264V137H263ZM26 141V142H25ZM154 141V142H153ZM155 141H157V142H155ZM164 141H165V143H164ZM173 141V142H172ZM190 141V140H189ZM188 141V143H190V142H193V139H192V141H190L189 142ZM20 142H22V143H20ZM24 142V143H23ZM30 142V143H29ZM144 144L143 146H142V143ZM159 142H160V144H159ZM171 142V143H170ZM175 142V143H174ZM176 142H179V143H177L176 144ZM182 142H183V144H182ZM197 142H196V144H197ZM205 142V141H204ZM260 142V141H259ZM17 145H16V144ZM27 143V144H26ZM157 143H158V145H157ZM172 143H174V147H173V145H172ZM195 143V142H194ZM200 143H201V140H200ZM230 143V144H229ZM231 143H233V146H231L232 144ZM239 143V144H240ZM261 143H262V141H261ZM29 144V147L27 146ZM47 145V148L48 149H46V150H44L45 148H46V146H45V148H42V146L43 145ZM72 144V145H71ZM74 144H77V151L75 150V151H73V148L72 147H70V146H73ZM130 146H128V145ZM155 144L157 145V146H159V147H161V148H159V149H157L156 148V146H155ZM168 144H171V145H169L170 146V148L168 147ZM176 144V145H175ZM182 144V145H181ZM199 144V143H198ZM205 144V143H204ZM208 144V140H207V142H206V144L205 145H207ZM13 145L14 146H18V147H15L16 148V152H15V150H14V152L16 153V158H13L12 157V155L10 154V152H11V147L13 148ZM25 145V146H24ZM124 145H126L127 146V148H126V146H124ZM146 145V146H145ZM149 145H150V147H149ZM163 145V146H162ZM186 145L188 146V144L186 143ZM203 145V144H202ZM209 145H210V143H209ZM209 145H207V148H209ZM212 146H213V144H211ZM230 145V146H229ZM236 147H235V146ZM23 147V148H21V147ZM37 148H36V147ZM65 146H66V148L68 147V150L67 149H65L64 151H62L63 152V154H65V160H64V162H62V159H61V161L59 162V160H57L59 157V153L61 154L62 152H60L61 151V149H63V148H65ZM153 146V147H152ZM164 146H166L165 148H164ZM180 147V146H183V149L182 148H179V149H177V147ZM215 146V145H214ZM213 146V147H214ZM28 147V150H27V152L29 151V155L28 156H33L32 154H33V151L35 150V152L34 153H37V154H35L34 155V157H35V159H33L34 157H32V158H30V157H27V155H26V157L25 156H23V154L24 153H26L25 151V149ZM34 147V148H33ZM38 147H39V149H41L42 150V152H40V156H39V150H37L38 149ZM41 147V148H40ZM44 147V146H43ZM134 147V148H133ZM149 147V148H148ZM167 147H168V149L169 150H173V149H175L174 151H172L173 152V154H172V156H171V151H169L168 152V149H167ZM204 146H202V148H203ZM206 147V146H205ZM220 147H222V148H220ZM234 149V150H237V153H234V150L232 149V148ZM259 147H261V146H259ZM262 147H264V146H262ZM18 148V149H17ZM34 150H33V149ZM36 148V149H35ZM71 148V149H70ZM128 148H130V149H128ZM156 148V149H155ZM173 148V149H172ZM215 148V147H214ZM215 148V149H216ZM256 148H257V150H256ZM14 149V148H13ZM13 149H12V152H13ZM22 149V150H21ZM127 149V150H126ZM139 149H142L141 151L139 150ZM149 149V152L147 151ZM161 149V150H160ZM164 149L166 150V152L164 151ZM183 151H182V150ZM197 149V148H196ZM205 149V148H204ZM210 149H211V147H210ZM262 149V148H261ZM36 150L38 151V152H36ZM155 150H157V153L155 152ZM160 152H159V151ZM179 150H181V153H180V151ZM193 150H195V149H193ZM213 150V149H212ZM218 150H216V151H214V152H217ZM241 150V151H242ZM58 151H59V153H58ZM66 151H67V153H69V154H72L71 156L72 157H74V160L75 161H77L78 160V162H77V164H76V162L73 164V162H71L72 160H68V159H66L67 157H68V154L66 153ZM114 151V152H113ZM147 151V152H146ZM150 151H152V152H150ZM163 151V152H162ZM175 151H177V152H175ZM264 151V150H263ZM13 152V153H14ZM23 152V153H22ZM146 153V155H145V153ZM164 154V152H165V157L163 158L164 160L166 159V161H164L163 159H162V157H161V154L162 153ZM179 152V153H178ZM192 152H194L195 154H193L192 155ZM197 152V153H196ZM208 152L210 153V151H209V149H208ZM221 152V151H220ZM236 152V151H235ZM252 152H253V154H252ZM260 152V154H258V153ZM14 153V154H15ZM30 153H31V155H30ZM41 153H44V154H41ZM91 153H99V155L97 154V156L95 155V157H100L101 159H100V161L102 160V162H103V164H102V162H100L101 163V165H100V168H102V166L104 167V170H103V172H102V170L100 169V168H98V165H97V167H95L94 165V162L93 163H91V160L92 159H94V154H91ZM114 153V154H113ZM149 153V154H148ZM156 153V155H154ZM168 153V154H167ZM178 153V154H177ZM200 153H202L203 155H202V157H203V160H202V162H204V163H206L207 164V167H205V168H200L199 169V165H200V163H202L201 162V155H199ZM213 153V152H212ZM226 153V154H225ZM13 154V155H14ZM21 154V155H20ZM27 154V153H26ZM45 154H46V156H45ZM57 154V155H56ZM87 154L89 155V157L87 156ZM91 154V155H90ZM101 154H102V156H101ZM157 154H159V155H157ZM174 154H176V155H178L179 156V154H181L180 155V159H179V157H178V159H179V161H181V163L182 162H184V164L182 163V165H184L183 166V168L186 166V168H189L190 166H191V164L190 163H195L196 161L198 162L196 165L198 166V168H194L195 169V171L197 170L198 172H195L194 170H193V167H191V170H193L192 172L190 171V172H188V171H186L185 173H186V175H182L183 177L181 178L182 180H180V183L183 185V186H176V185H178L177 183H176V181H175V183H176V185H174V187H171L170 188V185H172V183H171V181L173 180L172 178H175V177H173V175L175 176V175H178V173H177V171L180 169V170H182L181 168H182V166L180 167V165L181 164H179L178 165V163L176 164V166L174 165V168L176 167H178L179 166V168L176 170V168L175 169H173L172 168V166L171 165H173V163L175 164V162H174V160H175V157H177V156H175ZM211 154V153H210ZM215 155H216V153H214ZM217 154H218V156H219V153L217 152ZM230 155V158L232 157L233 158V156H235L237 159H235V158H233V160H231L230 162L228 161L227 162V160H224V159H226L227 157L229 158V155ZM239 154V153H238ZM256 154V155H255ZM51 155H53V156H51ZM56 155V156H55ZM74 155V156H73ZM104 155V156H103ZM148 155L150 156V158H151V156H154L152 159H150L149 157H148ZM164 155H162V156H164ZM195 155V156H194ZM197 155V156H196ZM214 155V156H215ZM225 155V156H224ZM227 155V156H226ZM240 155V154H239ZM261 155V156H260ZM262 155H263V157H262ZM11 156V157H10ZM22 156V157H21ZM41 156H42V160H48V159H50L49 157L51 156V158L53 159V160H55L56 158V163L58 162L59 164H56L52 159V161L54 162V164H53V162L51 161V160H49V161H51V162H49V161H47V162H44L43 163V161H41ZM46 157V159H45V157ZM61 156V155H60ZM63 156V155H62ZM92 156V157H91ZM166 156H168V159L169 158H171L170 159V161L171 162H173L171 165L169 164L168 166H169V168L171 169L170 170V172L171 171H173V172H175V173H177V174H175V173H168L167 172V170H169V168L167 169L165 166V168H166V171H162L161 170V168H159L160 166H162V164L163 163H159V162H156V159H157V161L159 160V161H162L163 160V162H164V164H166L167 163V157ZM200 158H199V157ZM217 156V155H216ZM224 156V157H223ZM19 157H21V160L20 159H18ZM23 157H25V158H30V159H33V162L36 164V163H38V165H34L33 163H31V160L30 161H27V160H25V161H22V158ZM38 157V158H37ZM44 157V158H43ZM55 157V158H54ZM70 158L69 157V159H73V158ZM85 157H87V158H89V160L87 159V158H85ZM137 157V158H136ZM141 157V158H140ZM148 157V158H147ZM155 157H158V158H155ZM161 157V159H159ZM183 157V158H182ZM190 157H192V158H190ZM223 157V158H222ZM226 157V158H225ZM244 157H245V154H244ZM262 157V159H260ZM91 158V159H90ZM106 158V159H105ZM134 160H132V159ZM135 158V159H134ZM174 158V160L172 161V159ZM194 158H196V159H194ZM199 158V159H198ZM227 158V159H228ZM242 158H243V161H245V162H242ZM259 158V159H258ZM13 159H18V160H20V161H22V162H27V163H25V165H27V166H25L24 164V166H22V165H20V167H21V170H20V168L18 169V165H15L14 166V164H16L15 162H13L14 160ZM36 159H39L38 161H36ZM84 159H86V160H84ZM99 159V158H98ZM103 159H105L106 161H103ZM148 159H149V161H152L151 163H159L160 164V166H159V164H158V170L160 171V172H163V174L165 173V172H167V174H165V175H167V177L169 176V178H170V182L169 181H167V180H165V179H163V178H166V176H163L162 174H161V176L160 175H155V174H157V173H160L157 169H155L154 167H156V163H155V165H154V167L153 166H151L150 165V162L148 161ZM177 159V158H176ZM177 159V160H178ZM186 159V160H185ZM188 159V160H187ZM207 159V158H206ZM206 159H205V161H206ZM221 161H220V160ZM234 159H235V161H234ZM239 159H240V163L238 162L239 161ZM245 159V160H244ZM35 160V161H34ZM70 161V162H68V161ZM73 160V161H74ZM90 162H88V161ZM144 160V161H143ZM176 160V161H177ZM200 160V161H199ZM229 160V159H228ZM247 160V161H246ZM142 161V162H141ZM169 161V160H168ZM178 161V162H179ZM222 161H225V163H228V164H225V165H223L222 163H224V162H222ZM17 162H19V161H17ZM40 162H42L41 164H39ZM68 162V163H67ZM88 162V163H87ZM145 164H144V163ZM166 162V163H165ZM186 162H189V165L187 166L186 165ZM200 162V163H199ZM212 162V163H211ZM220 162H222V163H220ZM238 162V163H237ZM261 162V163H260ZM262 162H263V164H262ZM32 164V167L30 166L31 164ZM50 164V165H48V164ZM62 163V165H60ZM63 163H65V164H63ZM81 163H83V164H81ZM87 163V164H86ZM147 163V164H146ZM170 163V162H169ZM180 163V162H179ZM241 163H243V164H241ZM247 163V164H246ZM249 163H251V165L253 166V167H255L254 169H252V166L249 164ZM19 164V163H18ZM56 164V167H57V170H56V167H50V166H53V165H55ZM92 164H93V166H92ZM133 164V165H132ZM139 164H143L142 165V167H141V165H139ZM152 164V165H153ZM168 164V163H167ZM213 164H215V165H213ZM221 164H222V166H221ZM234 164H238L239 166H240V164H241V167H240V169L239 170H236V168H239V167H237L236 165H234ZM245 164V165H244ZM255 164V165H254ZM88 165H91V166H89L88 167ZM130 165V166H129ZM202 165V164H201ZM208 165H209V167H208ZM248 165H249V167H251V168H248V169H252L251 170V172H248L247 174H245L247 171H248V169H247V167H248ZM13 166V168H12V170H14V173H12L13 174V176H14V178H13V176L11 177V175H10V178L8 177V173H7V170L9 169V170H11L10 168ZM18 166V167H17ZM128 166V167H127ZM131 166H134V168L133 167H131ZM146 166V167H145ZM150 166V168L152 169V170H150V168H148ZM192 166H194V164L192 165ZM204 166H206L205 164H204ZM212 166L214 167V168H216V169H212ZM223 166H225V171H222V169H221V167H223ZM228 166V167H227ZM233 166H236L235 168L233 167ZM245 166H247V167H245ZM257 166V167H256ZM263 167V169L262 170H259L258 169V167ZM17 167V169L18 170H16L15 168ZM33 167H34V169H33ZM35 167H37L36 169H35ZM141 167V168H140ZM163 167V166H162ZM163 167V169L165 170V168ZM219 167V169H220V172H219V169H217ZM231 168V170H229L230 168ZM233 167V168H232ZM242 167H243V169H242ZM25 170L26 168H29L28 170L26 169L25 171L23 170V169ZM32 168V169H31ZM39 168H42L43 169V172H40V173H42V175L44 174V173H46L45 174V176H42L41 174L39 175V176H41L40 178H39V176H36V181L37 182H39V183H36V181L34 180V178L32 179L31 177H33V176H31L30 177V175H36V173L35 174H31L32 173V170L34 171L35 170V172H38L39 171ZM54 168H55V170H54ZM96 168H97V170H96ZM134 169V171L133 172H130V170L132 171V169ZM135 168H136V170H138V171H135ZM139 168V169H138ZM146 168V169H145ZM154 168V169H153ZM207 168L209 169V171L207 170ZM247 169V171L245 172V170ZM31 169V170H30ZM37 169H38V171H37ZM42 169H41V171H42ZM101 170V172H99L98 170ZM145 169V170H144ZM199 169V170H198ZM201 169H203V170H207V171H202ZM211 169V170H210ZM232 169H234L233 171H232ZM22 170H23V172H26V173H23L22 172ZM30 170V171H29ZM110 171L111 173H109V174H111V175H113V176H110V177H113V178H111V179H109L107 176H109L108 175V172L107 171ZM155 170H157V172H155ZM179 170V171H180ZM184 170H185V168H184ZM184 170H182L183 172H184ZM215 170L218 172H215ZM236 170V171H235ZM241 170V171H240ZM260 171L258 174H257V172L256 171ZM88 171H89V173H88ZM91 171V172H90ZM96 171V172H95ZM104 171H106V174H107V176H106V178H108V180L109 181H111V180H113V182H111V184L112 185H110L109 187L111 188V190H110V188L108 189V185H109V182H108V180H107V182H106V178H104L105 177V174H103L104 173ZM152 171V172H151ZM181 171V172H182ZM211 171H213V172H211ZM221 171H222V173H221ZM9 172V171H8ZM11 172H13V171H11ZM10 172V173H11ZM19 172H21L20 174H19ZM115 172V173H114ZM143 172V173H142ZM148 172H149V174H148ZM152 174H151V173ZM153 172H154V174H153ZM181 172H179V174L181 173ZM209 174H213L212 176H210V175H208V173ZM215 172V173H214ZM245 172V173H244ZM253 172H254V174H256V176H254L253 175ZM22 173H23V175H22ZM28 173V174H27ZM34 173V172H33ZM216 173H217V175L220 177V179L216 182V180H215V178L217 179V178H219L217 175H216ZM221 173V174H220ZM235 173V174H234ZM236 173H237V175H236ZM241 173V174H240ZM16 174V175H15ZM24 174H27L28 175V179L26 178H23L24 177ZM168 174H171V175H168ZM182 174V173H181ZM181 174L180 175H178L176 178H175V180H177L178 181V177H181ZM220 174V175H219ZM232 174L234 175V176H232ZM243 174V175H242ZM245 174V175H244ZM248 174H252L255 178L253 179V180H255L256 179V181L258 180V179H261V180H258L257 181V183H256V181H255V186H252V188H251V186L249 187V185H248V187H247V184L249 183V184H254V181H252V183H251V180H252V175H251V177L248 175ZM260 174H261V176H260ZM22 175V176H21ZM27 175H26V177H27ZM47 175V176H46ZM104 177H103V176ZM121 175V176H120ZM146 175H150V176H148V177H146ZM155 175V176H154ZM206 175H208V176H206ZM226 175H227V177H229V178H226ZM238 175H240V176H238ZM246 175L247 176H249V177H246ZM16 176V177H15ZM138 176V177H137ZM157 176V177H156ZM159 176V177H158ZM243 177V180H244V178L246 177V179L243 181V180H241L242 179V177ZM245 176V177H244ZM35 177V176H34ZM42 177H44V178H42ZM45 177H47L48 179H45ZM119 177L121 180L119 181L117 178ZM152 177V178H151ZM161 177H162V179H161ZM172 177V178H171ZM206 177H211V178H213V179H211V178H209V180H212V181H209L208 183H206L207 181H208V179L206 178ZM237 177V179H239L238 181H237V179H235ZM257 177V178H256ZM263 177V178H262ZM18 178V179H17ZM22 178L24 179V181H20V185L19 186H17L16 188H21L20 190H22V191H20V192H17V189H16V191L14 190V186H16V185H14L15 184V182H17V183H19V181H17V180H22ZM29 178H31V180H29ZM41 178H42V180H41ZM50 178V179H49ZM69 178H71V180H76L75 182H76V186H77V188H76V190L74 189L75 187H74V184L72 183V181H71V183L73 184H71L69 181ZM157 178H160L159 179V181H158V179ZM168 178V179H169ZM226 178V179H225ZM232 178H234V179H232ZM12 179H13V181H12ZM15 179V180H14ZM39 179V180H38ZM43 179H45V180H43ZM64 179V180H63ZM66 179H67V183L65 184V181H66ZM114 179H117V181L118 182H116V180H114ZM151 179V180H150ZM205 179H207V180H205ZM231 179V180H230ZM35 182H34V181ZM47 180H49V181H47ZM63 180V181H62ZM156 180L159 182V185H161V183H162V187L159 189L160 190V195H159V192H158V187L156 188V184L158 183V182H156ZM161 180V181H160ZM221 180H222V184L227 180V183L229 182V184H230V186L228 185V184H226V186H229V187H227L228 189L230 188V190H232L231 192H230V190H228V189H226V190H224V191H226L225 193H227V192H230L229 194H225V193H223L222 191H220V194H221V192L223 193V194H221L222 196V198H221V200H220V198L218 199V195L217 196H215V193L218 191V189H216L217 187H220L219 185H220V183H221ZM223 180H225V181H223ZM229 180V181H228ZM234 180H236V181H234ZM26 181H27V183H26ZM29 181H31V182H29ZM42 181H46V183L47 184H45V183H43ZM73 181V182H74ZM83 181H85V183L83 182ZM86 181H87V183H86ZM114 181L116 182V184L117 183H120V184H117V185H119V186H116L117 188H115V183H114ZM166 181V182H165ZM216 183H215V182ZM241 181V182H240ZM13 182H14V184H13ZM22 182V183H21ZM50 182H52V184H50ZM64 182V183H63ZM81 182H82V184H81ZM242 182H243V184H242ZM25 184V187H24V190H25V188H27L28 190H26L25 192H27V191H29V192H27V193H31L32 195H34V196H32V195H28L27 193L25 194V192L23 193V186H22V184ZM33 183V184H32ZM42 183V184H41ZM62 183L64 184V185H62ZM71 184L72 186V188L70 187L69 188V184ZM81 185H80V184ZM89 183V185H90V189H88L89 188V186H87V184ZM106 183V184H105ZM154 183H156V184H154ZM171 183V184H170ZM179 183V182H178ZM202 183H203V185H202ZM219 183V184H218ZM239 183H241L240 185H237V184ZM262 183H263V185H262ZM30 184H32V185H30ZM49 184V185H48ZM163 184H164V186H163ZM166 184V185H165ZM168 184V185H167ZM170 184V185H169ZM181 184H179V185H181ZM209 184V185H208ZM225 184V183H224ZM256 184H257V187H256ZM258 184H259V186L260 187H258ZM42 185V186H41ZM67 185V187L64 189V192H63V190H62V188H64L65 186ZM114 185V186H113ZM153 185V186H152ZM158 185V184H157ZM213 185H214V187H213ZM215 185H217V187L215 186ZM232 185H234V186H236V187H234V186H232ZM245 187H244V186ZM261 185H262V187H261ZM41 186V187H40ZM79 186H82V188H83V190H82V188L81 189H79ZM88 188H87V187ZM107 187L105 190L102 188V187ZM113 186V187H112ZM155 186V187H154ZM169 188H168V187ZM173 186V185H172ZM226 186H225V188H226ZM239 186V187H238ZM240 186H241V188L242 189H240ZM85 187V188H84ZM93 187V188H92ZM104 187V188H105ZM153 187L156 189V190H153ZM160 187V186H159ZM177 187V188H176ZM178 187L179 188H183L182 189V191H181V189H178ZM206 188V190H205V188ZM207 187H212L211 189H210V192H209V188H207ZM222 187V190H223V186H221ZM220 187V188H221ZM71 190V191H74V192H72V194L73 195H71L70 197V201H69V199L66 197L67 195L69 196V194L71 193L70 191H69V189ZM87 188V189H86ZM91 188L94 190H91ZM102 188V189H101ZM115 188V189H114ZM174 188H176L175 190H173ZM213 188H214V190H213ZM219 188V189H220ZM233 188V189H232ZM245 188V189H244ZM255 188L256 189H258L259 190V192H258V190H255ZM261 188V189H260ZM67 189V190H66ZM86 189V190H85ZM103 190V192L101 191V190ZM120 189V190H119ZM188 189V190H187ZM36 191V193L34 194V192ZM66 190V191H65ZM79 190H82L81 192V194H83V192L85 193V195L86 196H84L83 197V195H81V194H78L77 195V193H75V191L77 192H79ZM89 190H91L92 191V193H91V191L89 192ZM96 190H97V192H96ZM109 190V191H108ZM117 190V191H116ZM148 190H149V192H148ZM151 190V191H150ZM207 191V192H204V193H207V194H209L208 196H207V194H204V196H203V191ZM211 190L214 192V193H212L211 192ZM217 190V191H216ZM251 191V193H253V192H258V193H255V194H257L258 195V199H259V196H261L262 198L260 199L261 201H258L257 200V195L255 196V194H251L250 192H249V194H248V191ZM252 190H255V191H253L252 192ZM263 190V191H262ZM108 191V192H107ZM165 191V194L167 195V193H166V191L167 192H176V191H178L176 194H169L168 193V195L167 196H164L163 197V200H165L166 198L167 199H170V202H168V201H165V202H162V198H160V200H159V196H161L162 195V193L161 192H164ZM180 191H181V193H180ZM194 191H200L199 193L197 192V198H198V200H199V202H203L204 200H206V202H203V205L205 204L206 205V203L208 204L209 203V201H211L212 199H213V197H215L214 198V201L216 202V197H217V200L219 201L220 200V202L221 201H223V203H221L222 205L225 203V206H224V208L225 207H227V208H229V209H227V211L228 210H230V212L228 213L227 211H226V208L224 209L222 206H220V208H222L224 211H226V213H225V216L224 215H221V213H219L220 214V218L218 217V219H212V220H209V222H205V221H203L202 222V220H201V215H200V213H202V215L204 214V213H206V211H211V210H213V209H209V210H207V208H210L211 206H209V205H212L213 204V206L215 205L214 203H209V205H207V207H206V209L204 208V209H202V211L204 210L205 212H202L201 211V208H202V206H199V205H201L199 202H198V204H197V202H196V192H195V194H193V192ZM216 191V192H215ZM242 191H243V193H242ZM62 192V193H61ZM89 192V193H88ZM101 192V193H100ZM107 192V193H106ZM116 192V193H115ZM128 192H129V194H128ZM131 192H133L134 194H133V196H132V193ZM151 192H154L155 193V195H153L154 193H151ZM190 192H192L191 194H190ZM241 194H240V193ZM16 193H18V194H20V193H23V194H25V196L24 197H26V195H27V198L25 199L23 196H22V194H21V197L23 198V201L22 200H20L19 202H16L15 200H16V198H19L20 199V195H18V194H16ZM65 193H69V194H66V195H62V194H65ZM80 193V192H79ZM130 193H131V195H130ZM182 193H184L183 195H182ZM190 194V196H189V198L187 197V194ZM218 193V192H217ZM216 193V194H217ZM245 193V194H244ZM14 194V195H13ZM91 194V195H90ZM105 194V195H104ZM112 194H113V196H112ZM136 194L138 195V196H136ZM151 194V195H150ZM179 194V195H178ZM201 194V195H200ZM219 194V195H220ZM237 194V195H236ZM238 194L240 195V196H238ZM247 194H248V196H247ZM18 195V196H17ZM63 196V198H64V200H63V198H62V196ZM88 195V196H87ZM130 197V199H129V197ZM152 197V196H154V197H150V196ZM171 195H173V197H171ZM174 195H178V197L179 198H183V200L182 199H180L179 200V198H177V200L179 201L177 204H176V202L177 201H173L172 199L173 198H175V196ZM181 195V196H180ZM184 195H186V198H185V196ZM192 195H194L193 197H192ZM200 195V196H199ZM224 195H226V196H228L229 195V197L228 198H231V196L233 197V198H231L232 200H235V196H236V199H237V197H240V199L238 200L237 199V201H232L231 199H228L227 197H223ZM245 195V196H244ZM16 198H15V197ZM32 196V197H31ZM59 196H61V199H60V197ZM77 196V197H76ZM80 196H82L83 197V199H85V200H82V197H80ZM90 196V197H89ZM111 196V197H110ZM134 196H136L135 197V200L133 201V202H137V199L138 200H142L141 201V203L140 204H142L143 203V205H138V202H137V204H136V202L135 203H132V209H136V211L135 212H138L137 213V217H138V221H137V217H136V213L134 214V213H130V214H128L130 211L131 212H133L132 210H131V206L129 205V202H132V199H134ZM149 196V198L147 199V197ZM170 196V197H169ZM207 198H206V197ZM210 196V197H209ZM251 196V198H249ZM255 196V197H254ZM13 197V198H12ZM80 197V198H79ZM86 197V198H85ZM155 197H158V202H160V204H161V202H162V204H166L165 206L166 207H161V205H160V207H159V205H158V207H159V209L161 208V209H165L164 211H165V213H166V217H168L169 219L171 218V217H173V218H171V219H174L175 221H171L170 220V223L172 224H170L169 223V219L168 218H164V217H161V218H163V221H162V219H159L158 220V218L156 217V219H157V221L160 223V221H162L161 223L163 224V226L164 227H162L161 226V224L159 225V223H158V225H159V227H161L160 229H159V227L157 228L156 227V230L157 229H159V231L158 232H156V231H154L155 229H154V224L155 223H151L152 221H154V220H151V219H148L146 216L147 215H143V211L142 210H144V208L145 209H147V212L148 211H150L149 209H152L153 210V204L154 203H156V201L157 200H155L154 198ZM191 197V198H190ZM209 197V198H208ZM67 198V199H66ZM128 198V199H127ZM146 198V199H145ZM175 198V199H176ZM253 198V199H252ZM11 199H13V201H15V203L16 204H12V201H10L9 202V200H11ZM19 199H17V201L19 200ZM25 199V200H24ZM76 199H77V201H76ZM79 199V200H78ZM110 199V200H109ZM154 199V200H153ZM166 199V200H167ZM188 199V200H187ZM196 199V200H195ZM202 199H204V200H202ZM224 199V200H223ZM228 199V200H227ZM243 199V200H242ZM245 199V200H244ZM256 199V200H255ZM67 200V201H66ZM80 200H82V201H80ZM112 200V201H111ZM115 200V201H114ZM124 200V201H123ZM146 200V201H145ZM149 200V201H148ZM154 201V203H153V201ZM171 200H172V203H171ZM189 200H191L192 201V203H190L191 201H189ZM139 201V202H140ZM182 201V202H181ZM187 201H189V202H187ZM194 201V202H193ZM213 201V200H212ZM225 201V202H224ZM226 201H228V203L226 204ZM230 201V202H229ZM239 201H242L241 203L242 204H244L245 206H247L248 204H251V205H253L256 201V203H255V205H253V206H247L244 210H243V208L245 207V206H243V205H239V206H235L236 205V203L237 202H239ZM248 201V202H247ZM125 202L127 203L126 205H125ZM157 202V203H158ZM171 203V204H169L168 205V203ZM196 202V203H195ZM232 202H234V206L233 205H231L232 204ZM244 202V203H243ZM66 203H70V205H68V204H66ZM119 203H120V205H119ZM150 203V204H149ZM151 203H153V204H151ZM180 203H182V205L180 204ZM186 203V204H185ZM188 203H190V204H188ZM219 203V202H218ZM229 203H231V204H229ZM247 203V204H246ZM257 203H260L261 205H263L262 207H261V205L259 206ZM175 204V205H174ZM179 204V206H177ZM188 204V205H187ZM192 204H194V205H192ZM195 204L197 205V207H195ZM238 204V203H237ZM120 207H122V208H119V206ZM123 205V206H122ZM127 205H128V208H126L127 207ZM150 205H152V208H148V207H150ZM156 205V204H155ZM172 205V206H171ZM188 206L187 208L189 209V211L187 210V208H186V206ZM219 205H220V203H219ZM226 205H228V206H226ZM229 205H230V207H229ZM258 205V206H257ZM174 206V207H173ZM177 206V207H176ZM185 206V207H184ZM191 206V207H190ZM241 206V207H240ZM130 207V208H129ZM156 207V206H155ZM170 208V210H168L169 208ZM182 207V210L180 209ZM192 208V209H190V208ZM204 207V206H203ZM215 207L217 208V206L215 205ZM234 207H236L237 208V210H236V208H234ZM238 207H240L241 208V213L240 212H238V211H240V209H238ZM250 207H253V208H257L256 210H258V208L260 207V208H262L261 210H260V212H259V210L257 211V212H255V210L254 209H252L251 210V208ZM11 208H14V209H16V208H18V211L17 210H12ZM63 208V209H62ZM67 209V210H64V209ZM68 208H69V210H68ZM72 208V209H71ZM118 208V209H117ZM140 208V209H139ZM143 208V209H142ZM167 208V209H166ZM171 208H172V210H171ZM186 209V210H184V209ZM200 208V209H199ZM211 208H213V207H211ZM219 208V207H218ZM217 208V209H218ZM219 208V209H220ZM234 208V209H233ZM259 208V209H260ZM58 209V210H57ZM75 209V210H74ZM127 209V210H126ZM141 212L142 211V213H141V215H140V212L138 211V210ZM158 209V210H159ZM180 209V210H179ZM217 209H215L214 208V211L213 212H215L214 214H216V211H217ZM218 209V210H219ZM233 209V210H232ZM246 209H250L251 211H254L255 212V214H253L254 212H252V214H249L250 215V217L249 216H246V214L248 215V213H250L251 211L250 210H248V211H250V212H248V211H246ZM14 211V212H12V211ZM118 210H119V212L122 210L123 212V214L124 213H126L127 212V214H125V216H127V217H125L124 215H121L120 213H118ZM126 212H125V211ZM151 210V213L153 212V214H152V216H151V213L149 214V217H154V219H155V215H157L158 216V214H159V216H160V214L162 215V213L160 212V213H158V214H155L154 212H155V208H154V211H152ZM157 210V209H156ZM200 210V211H199ZM6 211H11L12 212V215L16 212V214H17V216H18V214H21L22 216H12L11 215V217H12V219L13 218H15L16 220H17V218H18V220L16 221V222H18V223H16L15 222V219H14V221L13 222H15L14 224H13V222L10 220L11 219V217L10 216H8V218L7 217H5L7 214H6ZM64 211V212H63ZM170 211H172V213L170 212ZM181 211V213H179ZM183 211V212H182ZM232 211V212H231ZM237 211V213H240L239 215L240 216H238V214H237V216H236V213H235V216H234V218H233V221H232V216H233V214H234V212H236ZM246 211V214H244V212ZM145 212V211H144ZM146 212V214H148ZM158 212V211H157ZM174 212V213H173ZM176 212L178 213V214H176ZM199 212V213H198ZM218 212V211H217ZM259 212V213H258ZM211 213V212H210ZM256 213H257V215H258V217H259V219H254L252 216H255V218H258L257 217V215H256ZM9 214V213H8ZM134 216V218L136 219V221H135V219L134 218H132V215ZM155 214V215H154ZM164 214V213H163ZM170 214H172V215H170ZM174 214H176L177 216H174ZM181 214V216H180V218H176L178 221L177 222H179V221H182V219L184 220V222L182 221V222H179L180 224L178 225V223H176L177 225H174V228L173 229H171V226L173 227V223H175L176 222V219L174 218V217H179L178 215H180ZM208 214H209V212L206 214L207 215V217H208ZM138 215H140V216H138ZM185 215V216H184ZM198 215H200L201 217H200V219L198 218ZM210 216V219H211V214H209ZM227 215H229V216H231V217H229V216H227ZM245 215V216H244ZM73 216V217H72ZM143 216V217H142ZM165 216V215H164ZM170 216V217H169ZM189 216H190V218H189ZM215 217V215H212V217ZM216 216H217V214H216ZM222 216H224L225 218H226V220H225V218L224 217H222ZM23 217V218H22ZM114 217V218H113ZM131 217V218H130ZM142 217V219L143 218H145L146 217V220L148 219V221L150 220L151 222H146V223H144L143 222V220L141 221V222H139L140 221V218ZM185 217L188 219V221H186L187 219H185ZM243 217V218H242ZM247 217H249V221H247L246 220V218ZM9 219L11 222H9V220H6V219ZM118 220H117V219ZM196 219L195 220V224H194V219ZM204 218V217H203ZM216 218V217H215ZM235 218H237V219H235ZM251 218H253L255 221L253 222L252 221V223H256V224H251V222H250V219ZM130 219V220H129ZM153 219V218H152ZM168 219V220H167ZM180 219V220H179ZM192 219V220H191ZM199 219V220H198ZM207 219H209V218H207ZM235 219V220H234ZM135 222H134V221ZM190 220L192 221V222H190ZM204 220V219H203ZM237 220H239V223L240 224H242L243 225V227L242 226H238V225H240L238 222H237ZM244 220H245V223L243 224V223H241V222H244ZM156 221V222H157ZM246 221H247V223L249 222V226L247 225V223H246ZM133 222V223H132ZM137 222V223H136ZM138 222H139V224L141 223L142 224V222L144 223V224H140V225H138L137 226V224H138ZM173 222V223H172ZM189 224V228H188V225H186L187 226V229H184V228H186V227H184L185 225H184V223L185 224H187V223ZM203 223V225H202V223ZM225 222V223H224ZM228 222H229V224H228ZM233 222V223H232ZM237 222V223H236ZM12 223V224H11ZM135 223H136V225H135ZM149 223H150V225H149ZM168 224V225H170L169 227H167V228H169V229H167V231L169 232V235L168 234H166V235H164L165 234V230L164 229H166L165 227V225L164 224ZM217 223V224H216ZM220 223V224H219ZM18 224L20 227L19 228H21L20 230L22 231L23 230V232L24 233H26V235H23V234H21V235H23V236H21V237H23L22 238V240H21V242H23V239L25 240L26 239V236L29 238L30 236L29 235H32L33 234V236H35L36 238H34V237H32V239H31V237H30V241H28L27 239H26V245L27 246H29V247H27L25 244H23L24 246V248L22 247V244L21 243H19L20 242V240H18V239H21V237L20 236H17V235H19V234H17L18 232L17 231H15L16 229L17 230H19V228H17V226L16 225ZM111 225V229L109 230V229H105V227L108 225V227ZM113 224V225H112ZM145 224H147V225H149V227L147 226V225H145ZM153 224V225H152ZM157 224V223H156ZM155 224V225H156ZM224 224L227 226H224ZM235 224H238V225H236V226H238V227H236V226H234ZM11 225L13 226V227H11ZM15 225V226H14ZM133 225H134V228L135 227H137V228H135V230L133 229ZM145 225V227H143ZM158 225H156V226H158ZM206 225V226H205ZM252 225H255V228H253L254 226H252ZM3 226V227H4ZM140 226V227H139ZM248 226V227H247ZM150 227H152L153 229L150 231ZM176 227V228H175ZM177 227H180V228H177ZM182 227V228H181ZM184 227V228H183ZM246 229H245V228ZM251 227H252V229H251ZM11 228H14L13 229V231H12V229ZM142 228H144V230L143 231H145V233L147 232V228H149V232H147L146 233V235L147 236H145V234H144V232L143 233H141V229ZM146 228V229H145ZM201 229V230H203L202 232H201V234H203V232H204V229ZM230 229V231H229V229ZM243 229V230H241V229ZM250 228V229H249ZM25 229H29L28 231L30 232H28L27 230L25 231ZM184 229V230H183ZM195 229H198V227L196 228L195 227ZM197 230L198 231V234H200L199 233V231H201V230ZM233 231H232V230ZM258 229H260V231L258 230ZM134 230V231H133ZM182 230L186 233L184 236H182V234L184 233V232H182ZM189 230V231H188ZM207 230H208V228H207ZM213 230H215V231H213ZM219 232H218V231ZM220 230L221 231H226V232H224L222 235L221 234H219L220 233ZM235 230H236V232H235ZM242 232H244V233H246L247 232V230L249 231V232H252V230L255 232H257V234L256 235H254L255 233L254 232H252L251 234L252 235H250L248 232V235L246 234V236H245V234L244 233H241V235L239 234L241 231ZM244 230H246V232L244 231ZM6 231V232H5ZM135 231L137 232V233H135ZM162 231V232H161ZM195 233L197 232V231H195V230H193ZM215 233H217L218 235H219V237H218V235L215 233H213V232ZM239 231V232H238ZM8 232V233H7ZM10 232V233H9ZM14 232H16V233H14ZM27 232L29 233L28 235H27ZM50 232H51V234H50ZM134 232V233H133ZM152 232V233H151ZM155 232V233H154ZM167 232V233H168ZM177 232L176 233H174L175 235H178L177 234ZM180 232H182V234L180 233ZM191 232V231H190ZM189 232V233H190ZM211 232V233H210ZM230 232V234H231V238H229L228 236H230V234L229 235H227V233H229ZM233 232L235 233V235H236V237H237V235H240L241 237H239L240 238V240H241V246L240 245H237L236 246V244H237V242H239V238H236L235 237V235L233 236ZM259 232V233H258ZM19 233H21V232H19ZM135 234V235H133V234ZM141 233V234H140ZM159 233V234H158ZM164 233V234H163ZM188 233V234H189ZM206 234H207V231L205 232ZM226 233V234H225ZM238 233V234H237ZM17 234V235H16ZM138 234V235H137ZM144 234V235H143ZM149 234H151V235H149ZM157 234V235H156ZM188 234H187V236H188ZM194 233H192V235H190L189 234V236L191 237V239L189 238V237H185V239L187 238V240L189 239V241H187L186 243L188 244V242H189V244H191L190 246H192V243H191V241H192V237L194 238L195 236H197V237H199V235L198 234H196V235H193ZM209 234H211V235H209ZM15 237H14V236ZM40 236V238H39V236ZM128 235V236H127ZM143 235V236H142ZM165 236V238H163L164 236ZM204 235V234H203ZM216 235V237L214 238V236ZM223 236V237H221V236ZM227 235V236H226ZM243 235V236H242ZM261 235V236H260ZM12 236H13V238H12ZM104 236H106L105 238H104ZM140 236V237H139ZM144 236L146 237L145 239H144ZM154 236H156V237H154ZM161 236V237H160ZM179 236H178V243H179V240H181V239H179ZM182 236V237H181ZM200 236H202V235H200ZM205 236V235H204ZM209 236H210V238H209ZM224 236H226L227 237V239H223L224 238ZM250 236H251V238H254L255 240H251V242H250V240H249V242L247 243L246 241H248L247 240V238H249V239H251L250 238ZM256 236V237H255ZM259 236V237H258ZM19 237V238H18ZM25 237V238H24ZM96 237H97V239H96ZM109 237V238H108ZM131 237V238H130ZM142 237V238H141ZM148 237V238H147ZM153 238V240H152V238ZM174 237V236H173ZM203 237V236H202ZM206 237V236H205ZM225 237V238H226ZM235 237V242H236V244H235V242H234V238ZM247 237V238H246ZM263 237V239H261V238ZM15 238V239H14ZM17 238V239H16ZM100 238V239H99ZM104 238V239H103ZM107 238V239H106ZM114 238H115V241H113L114 240ZM134 238H136V239H134ZM140 238H141V240H148V244L147 245H149V242H150V240L149 239H151V241H152V245H156V243L157 244H160V243H158V241L157 240H159L158 238H163L164 240H166V243L164 244V240H163V242H162V244L163 245H167V246H163L162 244H160V245H162L164 248H166L165 250H161V248H160V250L161 251H166V253L165 254H168V255H165L164 256V253L162 254L161 253V251L159 250L158 252H155V253H157L156 255H160V253L164 256V258L162 257V255H161V257L162 258H160V259H158L157 257H156V255L155 254H152V251L154 250V249H156L157 248V250H158V245L155 247V248H153L152 249V247H154V246H152V245H149V247L150 246H152L149 250H150V255H148L147 254V252H149V251H146V254L148 255V259L146 258V254L144 255L143 254V252H144V249L143 248H145L146 250H148L146 247H144L145 246V244L144 245H140L141 243H139V245L137 244V246H139V248L140 249H138L137 248V246H136V243H137V241L139 240L140 241ZM155 238H157V240H156V243H155V241H154V239ZM172 238V237H171ZM175 238H176V236H175ZM213 238V239H212ZM219 238V239H218ZM220 238H222V239H220ZM228 238H229V241H227L226 242V240H228ZM245 240V243H247V247L246 246H242L243 244H244V241L242 240ZM246 238V239H245ZM13 239V240H12ZM96 239V241H97V243H96V241H95V243H93V241ZM101 239H103V240H101ZM109 239V240H108ZM126 239V240H125ZM130 240V241H127V240ZM135 241H134V240ZM161 239L159 240V241H161ZM198 239V238H197ZM197 239H196V237L194 238V241L196 242V243H200L201 241H199V239H198V241L199 242H197ZM232 241H231V240ZM261 239V240H260ZM14 240H16V243L14 244ZM17 240H18V242H17ZM100 240V241H99ZM106 241L105 242V244H104V242L103 241ZM137 240V241H136ZM184 240V239H183ZM204 240L205 239H203L202 240V242H203V244L205 243L206 244V242H204ZM260 240V241H259ZM43 243V244H41V242ZM103 242V244H102V242ZM113 241V242H112ZM127 241V243H126V245H123L124 244V242H126ZM133 241L135 242L134 244H133ZM138 241V242H139ZM154 241V242H153ZM221 241H225V242H223V243H221ZM261 241H263V242H261ZM28 242H30L29 244H28ZM87 242H90V243H88V244H90V245H88V244H85V243H87ZM110 242H112V244H110ZM128 242H130V243H128ZM142 242H145V241H142ZM172 244H171V243ZM183 241L181 240V244L183 245V243H182ZM193 242V241H192ZM211 242H213V241H211ZM211 242H210V245H211ZM230 242H233V243H230ZM255 242V243H254ZM2 243V244H1ZM19 245H18V244ZM178 243L176 242V244L178 245ZM186 243H185V246H186ZM196 243L194 244V245H196ZM221 243V244H220ZM5 244V248H1V246L3 247V245ZM17 244V245H16ZM20 244H21V246H20ZM91 244H93L92 245V247H93V249L95 250V249H98L99 250V252H98V250L96 251H94L93 249V251H91V250H87L86 251V249H88V248H90L91 249ZM100 244H102V247L104 248V247H106V248H102V247H100L99 245ZM107 244H108V247H107ZM127 244H128V246H131V247H128L127 246ZM227 244H229V247H227L226 245ZM231 244H235V245H231ZM240 244V243H239ZM248 244H250V245H248ZM253 244H254V246H253ZM84 245H86V246H84ZM90 246V247H88V246ZM94 245H98L97 246V248H94ZM109 245H111L112 247H110ZM160 245H159V247H160ZM168 245L169 246H171L172 248H173V250H171V248H170V250L171 251H169L168 252ZM176 245V246H177ZM179 245H180V243H179ZM182 245H180V247L182 246ZM220 245H223V246H220ZM258 245H260V246H262L261 247V250H260V246H258ZM20 246V247H19ZM25 246H26V248H25ZM84 246V247H83ZM95 246V247H96ZM122 246H124V248L122 247ZM141 246H142V249H141ZM161 246V247H162ZM175 246V247H176ZM208 246H209V242H208ZM220 246V247H219ZM236 246V247H235ZM250 246V247H249ZM252 246H253V248H252ZM16 247H18L17 249H16ZM86 247V248H85ZM100 249H99V248ZM110 247V249L109 250H111L110 252L107 250V248H109ZM113 247H114V249H113ZM148 247V246H147ZM179 247V246H178ZM186 247H188L189 248V246H186ZM202 247H203V245H202ZM216 247H218L217 248V254H219L218 256H216ZM228 248V250L230 249L231 251L233 250V247H235L234 248V251L236 252H234L235 254H236V256L234 255L233 257L231 256L232 254H233V252H232V254H231V251H229L228 253H230V254H224V253H226V251L225 250H227V249H224V248ZM240 247H244V248H246V250L245 249H243V248H240ZM259 247V248H258ZM29 248V249H28ZM83 248H84V250H85V252L84 251H82L83 250ZM164 248H162V249H164ZM187 248V249H188ZM200 248H201V245H200ZM205 248V247H204ZM206 248V249H207ZM223 248V249H222ZM248 248V249H247ZM102 249L103 250H105V253L102 251ZM128 249V250H127ZM184 249V247H182V250ZM186 249V250H187ZM202 249V248H201ZM220 249H222V251L220 250ZM242 249H243V251H242ZM252 250V251H254L255 249L256 250H260L259 252L260 253H258V251H256V252H250L249 254L251 255V258L249 257V254H248V251L249 250ZM23 250V251H22ZM103 252V253H101V251ZM106 250H107V252H109V254L107 253V255L109 256L110 255V253H112L111 255L112 256H114V257H112L111 258V255H110V259L111 260H109V257L106 255ZM124 250V251H123ZM126 250V251H125ZM176 250V251H175ZM185 250V249H184ZM215 250V251H214ZM219 250L221 251V253H219ZM244 250H245V252H244ZM22 251V252H21ZM82 251V252H81ZM174 252V256H173V252ZM188 251H190L189 249H188ZM190 251V252H191ZM199 251V252H200ZM225 251V252H224ZM238 251V252H237ZM34 252V251H33ZM40 252H42V255L44 256V254H45V256L44 257H42L41 258V254H40ZM43 252H44V254H43ZM83 252H84V254H83ZM98 252V253H97ZM153 252V253H154ZM160 252V253H159ZM168 252V253H167ZM184 253L185 254V252H182L181 250L179 251V253ZM210 252V253H211ZM35 253V252H34ZM36 253H37V251H36ZM100 253L102 254V256L100 255ZM176 253V254H175ZM209 253V252H208ZM238 253H239V257H238ZM241 253H243L242 255H244V256H242L241 255ZM254 253H256V254H254ZM262 253V254H261ZM20 254V255H21ZM31 253H29V255H30ZM33 254V253H32ZM31 254V255H32ZM38 254V253H37ZM37 254H35V255H37ZM83 254V255H82ZM95 254H97V255H95ZM114 254V255H113ZM186 254H187V252H186ZM188 254H190V253H188ZM187 254V255H188ZM192 254V253H191ZM222 254V255H221ZM224 254V255H223ZM28 255V256H29ZM99 255V258L100 259H98V256ZM104 255V256H103ZM143 255L145 256V257H143ZM158 255V256H159ZM180 255V254H179ZM208 255V256H209ZM226 255V256H225ZM254 255H257V257L258 256H260L261 257V259L260 258H257V260L255 259V256ZM138 256H139V259H138ZM149 256H151V257H149ZM167 256V257H166ZM177 256V257H176ZM181 256V258H183L182 257V255H180ZM196 256H193V255H191V258H194V259H190V261L192 260V262L194 261H197L198 259H196L197 257ZM204 256H205V258L207 257L208 258V261H207V258L205 259V260H203L204 259ZM222 258H221V257ZM226 258H225V257ZM252 256H254V257H252ZM23 257V256H22ZM21 257V258H22ZM26 257V256H25ZM30 257V256H29ZM28 257V258H29ZM34 257V256H33ZM101 257L102 258H104V260L103 259H101ZM156 257V258H155ZM187 257H189V256H187ZM203 257V258H202ZM218 257H219V261H217L218 260ZM248 257V258H247ZM25 259L26 261L25 262H27V263H29V264H31L29 261H33L34 259ZM44 258H46V260L44 259ZM150 258V259H149ZM166 258V259H165ZM173 258H174V260H173ZM190 258V257H189ZM224 258V259H223ZM235 258V259H234ZM252 258H254V259H252ZM163 259V260H162ZM165 259V260H164ZM185 259V258H184ZM196 259V260H195ZM222 259V260H221ZM248 259H252V260H250V262H249V260ZM23 260V259H22ZM102 261L101 263L99 262V261ZM140 260V261H139ZM147 260V261H146ZM181 260V259H180ZM199 260V261H200ZM215 260V261H214ZM220 260L222 261V262H220ZM230 260V261H231ZM254 260L256 261V262H254ZM36 261V260H35ZM38 261V262H39ZM186 261V260H185ZM211 261V262H210ZM214 261V262H213ZM224 261H226L227 263H225ZM234 261V262H233ZM263 262H264V260H262ZM22 262V261H21ZM37 262V261H36ZM130 262V263H129ZM166 262V263H165ZM174 262L172 263V264H174ZM188 262H189V260H188ZM187 262V263H188ZM200 263V262H195L196 264H203V263ZM218 262V263H217ZM238 262H237V264H238ZM27 263H24V264H27ZM33 263H35V262H33ZM40 262L39 263H36V264H41ZM161 263V262H160ZM176 263V262H175ZM186 263V262H185ZM191 263V262H190ZM190 263H188V264H190ZM230 263V264H231ZM22 264H23V262H22ZM105 264V263H104ZM141 264H143V263H141ZM151 264H153V262L151 263ZM155 264V263H154ZM162 264V263H161ZM177 264H178V261H177ZM179 264H180V262H179ZM192 264H194V263H192ZM236 264V263H235Z\"/></svg>",
  "mask_w": 264,
  "mask_h": 264
},
{
  "label": "bare ground",
  "instance_id": "2",
  "mask_svg": "<svg viewBox=\"0 0 264 264\" xmlns=\"http://www.w3.org/2000/svg\"><path fill=\"white\" fill-rule=\"evenodd\" d=\"M2 1H3V3L5 2L4 0H2ZM2 1L0 0V4H1ZM6 1H7V2H5V3H6V5H7V8H10V7H11L10 5H11L12 3H11L9 0H6ZM11 1L13 2V0H11ZM14 1H15V0H14ZM17 1H18V0H16V2H17ZM46 1H47V0H46ZM49 1H50V2H45L44 5H43L41 8H38V7H39V6H38L37 8H35V10L33 9V13L35 14V16H37V17H39V18L45 16V17H43V18H45V20H47V21H49V20L51 21L54 17H55V18L58 17V18L56 19L57 21H56L55 19H53V20L56 21V23H57V24L55 23V25H58L59 21H61V22H60L61 24L64 22V24H68V23H70V24L72 25V21H78V20H79V17L77 18V19H78V20H77V19H76L77 14H76V15H75V19H76V20H74L73 17H71V19H70V17H69V18L66 17L68 14H69V16H71L72 12H73V14L77 12V13H79L78 16H80V17H82L83 15H85L84 12H83V15L81 14V13H82L81 10H80V12H78V11L75 10V9H74L75 11L72 9V11H70V12H69V11H64L65 9H61V11L63 12V14H61L62 12H61L60 10H59V12H55L56 10L54 11V5L52 4V1H53V0H49ZM66 1H67V0H66ZM68 1H69V0H68ZM183 1H184V0H183ZM183 1H182L181 4H184ZM192 1H193L192 3L197 4V5H193L194 7L196 6V7H195V9H197V10H196V11H197L196 13H197V15L199 16V17H198L197 15H194V16H196V20H197V21H196V20H192L190 16H189V17H190V18H189L190 20H189V19H188V16H185V13H184L183 11H182V12L184 13V15H181V14L178 15V16H179L178 19H179L180 17H181V19H183V20H181V23H182V21H183L184 23H182V25H184V26H185V25H186V26L189 25V24H188L189 22L186 21V20H189V21H191V20H192V21H196V23L199 25V26H198L196 23L193 22L194 25L196 24V25L194 26V29H195V28L197 29L196 34H194V36L191 34V35H192V36H191V39H192L191 41H192V42L190 41L191 43L189 42L190 38H188L189 40H188L187 38H186V39L184 38L185 41L187 42V43H185L184 40H182L183 38L180 39V37H181L180 35L183 34L182 31L185 30L186 26H185V28L182 26V28L184 29V30H182V28H181L182 31H179V29L176 30L177 28H180V26H181V23H180V25H178V24H179V23H178L179 20L177 19L178 21H176V17H177V13H178V9H179L178 7H181L180 9L183 10L186 6H185V5H181L179 2H177V1H175V0H169L170 4H171V3L173 4V7H174V5L177 6V5H178L177 3H179V6H177L178 9H177L176 7H175V9H174L175 12L177 11V13L175 14L176 16L174 15L175 18L171 15V16H172L171 19H175L174 22L171 23V24L167 23V26H168V24H169L168 27L166 26L167 29H168L169 27H171V28L168 29V30H166V32L169 31V30H172V31H169L167 34H169V33L171 32V33H170L171 35H176V33H177L176 31H179L178 34L181 32V34H180V35L177 34V35H176L177 37H175V38H173V37H174V36H173V37H172L173 39H171V38H170L171 35H169L170 37L168 38V36H167L168 41L165 42L166 44H164V42H163V45L160 44L159 48H158V47L156 48V46H157L158 44H157L155 47H153V48H155L154 50L157 49L156 51L159 52V53H157V54H159V56H160V57H159V56L157 55L159 61L162 59L163 56H167V55H168V56H171L170 58H168V56H167V58L169 59L168 62H165L166 60H165L164 62H163L162 60L160 61L161 63H164L163 65H164L165 67L167 66V69H165V72H167L166 70H168V72H170L169 70L172 68V67H171L170 69H168V68H169L168 66H170V65L173 66V67H175V66L177 65L176 69L173 68V69L171 70V72L173 71L172 74H173V73L175 74V72H177V71H178V72H177V74H178L180 71L185 72V71L187 70V69H185V67H184L183 65H181V67H184V68H182V70H179V69H181V67L179 66V65H180L179 60L181 61V59H180L179 57H180L181 55H180V56H179V55H176V54H181V53H179V52H180L181 50H184V49H182V47H180V46H184L183 43H185L186 45L189 44V43H190V44H192V43L194 44V46H193L194 48H193V47H190V45H187V47L189 46L188 49H189V48H193V49H195L196 47L198 48L200 45L203 44L201 47L205 48L206 50L204 49L203 52H205V53H204V54L202 53V54H203V56H205V57L208 56V55H209V56H208V58H205V57L203 58V59H206L204 62H202V60H201V65H202V64L204 65V63H205L204 66H206V65L209 66V65L211 64L209 68H211V67L213 66L212 71L214 70V72H213L214 74L212 73V76L215 75L214 77H217L218 74H216V73H217L218 71H220V75H218L219 77H217V79L215 78L216 81H215V79H214V81L211 80V82H214V83H211V84H213L211 87H212L215 91H216V90H217V91H218V90H220V91H221V90H224V89H222V88H224V87L221 88V85H222L223 83H225L226 81H227V82L230 81L232 84H233L234 82H237V83H236V84H237L236 86H238V85L240 86V83L242 82V79H241V82H240V81H237V80H238V75H239V74H238V75L236 74V77H234V76H235V73L232 72V71L235 70V69L232 70L231 68H233V66H234L236 63H234V61H233V59H232L233 56H232V57L229 56V55H233V52H234V50H235L237 47L234 49V47L232 46L233 44H232V45L230 44L231 40H230V42H227L228 39H227V40L225 39L227 36H226L225 38L223 37L224 40H225V43H227L228 45H230V46L233 47V48H230V46H229V47L226 46V47H228V48H227L228 50H229V49H232V51L230 50V52H229V51L227 50V51H228V55L225 56V55L227 54V53H226L227 51H225V50H226V48H224L225 46H222V45L219 46V45H220V44H218V42H219V38H218V42H216V40H215V42H214V39H213V41H212L211 39H209V37L211 38V37H213L214 35H216V32L220 31V33H221L222 31L225 30V29L223 30L222 26L220 25V21L222 20L221 18H223V19L226 18V22H227V19H230V20L232 21V19L230 18L229 15H228L229 18H227V15L224 13V11H225V12H229L230 7H232L231 5L233 4V7H235V4H234L233 2H232V4H231V3L229 2V0H228V1L226 0V1H227V3H226L227 6H228L229 3L231 4V5L229 4L230 6H228V7H229L228 10H227V8H226L225 5H223V6H225V9H224V7H221L220 5H219L220 7L217 5V10H218V7H219V11H220V13H221V12L224 13V14H223L224 16L222 15V13L220 14L218 11H217L218 13H215V17H216V14H218V15L220 14V15L223 16V17H220V20L217 19V22H219V23H217V24L220 25L219 28H220V27L222 28V29H220V30L217 31L216 28H214V29L212 28V27H215V26H216V23H213L215 20L213 21V15H212L213 13L211 12V6L213 5V7H214V4H215V2L212 4V1H214V0H212V1L210 0V1H211V5H210V1H209V0H192ZM215 1H216V0H215ZM220 1H221V0H220ZM220 1L218 0V2H220ZM224 1H225V0H223V4H224ZM226 1H225V2H226ZM236 1H238V0H236ZM242 1L245 2L244 0H242ZM249 1H252V0H249ZM253 1H254V0H253ZM258 1H259V0H258ZM9 2H10V3H9ZM16 2H14V3H16ZM54 2H55V1H54ZM54 2H53V3H54ZM78 2H79V1H78ZM185 2H186V1H185ZM189 2L191 3V1H189ZM195 2H196V3H195ZM221 2H222V1H221ZM239 2H240V0H239ZM255 2H256V0H255L253 3H251V4H253V6H252L253 8H254V4H255V6H257L256 9H253V11H255V10H257V12H260V11H262V10L264 11V9L258 11V8H259V7H258V4H257L258 2H256V3H255ZM23 3H24V2H23ZM65 3H66V2H65ZM192 3H191V4H192ZM216 3H217V2H216ZM260 3H261V0H260ZM262 3H263V4H262ZM262 3H261V4H262V6H263V5H264L263 0H262ZM42 4H43V3H42ZM67 4H68V3H67ZM140 4H142V3H140ZM172 4H171V6H172ZM176 4H177V5H176ZM220 4H222V3H220ZM241 4H242V3H241ZM244 4H245V3H244ZM244 4H243V5H244ZM246 4H247V3H246ZM251 4H250V5H251ZM6 5H3V6H5V8H6ZM35 5H36V4H35ZM81 5H82V4H81ZM189 5H190V4H189ZM3 6H2V8H1L0 10H2V12H3V14H4V13H5V8H4ZM8 6H9V7H8ZM183 6H184V7H183ZM190 6L193 7L192 5H190ZM190 6H189V7H190ZM239 6H240V5H239ZM239 6H238V7H239ZM244 6H245V5H244ZM33 7H35V6H33ZM63 7H64V6H63ZM77 7H78V6H77ZM82 7H84V6L82 5ZM194 7H193V8H194ZM240 7H241V6H240ZM260 7H261V6H260ZM263 7H264V6H263ZM263 7H262V8H263ZM60 8H61V7H60ZM75 8H76V7H75ZM94 8H95V7H94ZM193 8H192V9H193ZM236 8H237V7H236ZM236 8H235V9L232 8V11H234V10L237 11V9H240V8H237V9H236ZM241 8H242V7H241ZM36 9H37V10H36ZM77 9H78V8H77ZM180 9H179V10H180ZM185 9H186V8H185ZM185 9H184V10H185ZM192 9L190 8L189 11L192 10ZM222 9H223V10H222ZM242 9L244 10V8H242ZM242 9H241V10H242ZM247 9H248V11H250V10H249V9H250V6H249V8H247ZM3 10H4V11H3ZM66 10H67V9H66ZM84 10H85V9H83V11H84ZM172 10H173V9H172ZM172 10H171V11H172ZM241 10H238V11H241ZM243 10H242V11H243ZM34 11H35V12H34ZM57 11H58V9H57ZM187 11H188V10H187ZM193 11H194V10H193ZM232 11L230 10V13H229V14H231V17H232V15L235 14V13H234L235 11L233 12L234 14H232ZM248 11H247V15H250L251 11L249 12V14H248ZM60 12H61V13H60ZM64 12L67 13V14H65V17H64ZM87 12H89V11H87ZM87 12H85V13H87ZM179 12L181 13V11H179ZM49 13H50V14H49ZM53 13H54V14H53ZM57 13H59L61 16L63 15L62 18H61L60 15H58ZM89 13H90V12H89ZM193 13L195 14V11H194ZM3 14H2V15H3ZM5 14H8V12L5 13ZM5 14H4V16H6ZM56 14H57V15H56ZM80 14H81L82 16H81ZM169 14H173V13H170V12H169ZM257 14H261L262 16H264L263 12H262V13H256L255 15H257ZM9 15H10V13H9ZM32 15H33V14H32ZM49 15H50V18H49ZM87 15H88V13H87ZM89 15H90V14H89ZM91 15H92V13H91ZM220 15H219V16H220ZM236 15H237V14H236ZM242 15H243V14H242ZM4 16H3V17H4ZM33 16H34V15H33ZM53 16H54V17H53ZM73 16H74V15H73ZM156 16H157V15H156ZM237 16H238V15H237ZM243 16H244V15H243ZM251 16L253 17V13H252V15H250V19L252 18ZM259 16H260V15H259ZM259 16H258V18H260ZM262 16H261V17H262ZM8 17H9V16L7 15L6 17H4L5 19H2L3 21L5 20V23L2 22V21L0 20V21H1V27H2V26L5 27V24L7 23L6 21H8V23L6 24V25H8V27H10L9 25H12V26H13V24H15V23H12L13 21H12V19H11V16H10V19H8ZM51 17H52V18H51ZM59 17L61 18V20H59V19H60ZM84 17H86V15H85ZM88 17H89V16H88ZM93 17H94V16H93ZM168 17H169V16H167V19H168ZM184 17H185V18H184ZM215 17H214V19H216ZM217 17H218V16H217ZM255 17H256V16H255ZM255 17H253V18L255 19ZM43 18H41V19L43 20ZM46 18H47V19H46ZM48 18H49V20H48ZM66 18H67V19H66ZM169 18H170V17H169ZM192 18H194L193 15H192ZM197 18H198L199 20H198ZM248 18H249V16H248ZM62 19H66L67 22H66V21H63ZM72 19H73V20H72ZM85 19H86V18H85ZM92 19H93V18H92ZM165 19H166V18H165ZM184 19H185V20H184ZM260 19H261V18H260ZM33 20H34V18H33ZM83 20H84V19H83ZM99 20H100V19H99ZM235 20H237V18H236ZM251 20H252V25L254 24V26H255V27H253V28H256L257 25H255V22H253V19H251ZM256 20H257V19H256ZM261 20L264 21L263 18H262ZM29 21H30V20H29ZM70 21H71V22H70ZM81 21H82V20H81ZM168 21L171 22L172 20H168ZM224 21H225V19H224ZM228 21H229V20H228ZM231 21H230V24H231ZM10 22H11V23H10ZM40 22H41V21H40ZM40 22H39V23H40ZM185 22H186V23H185ZM187 22H188V23H187ZM198 22H199V23L201 22L202 25H204V27L207 29V30H205V31L208 32V33L206 32V33L208 34V35L206 34L208 37L206 36L207 38L204 37V39H203L204 42L202 41V42H203V43H202L201 41H199V42H201L202 44H199V43H198V40H201V38H202V37H199V35H200V36H203V35H202V33H203L202 30H203L204 27H203L201 24H199ZM258 22H260V21H258ZM3 23H4V25H3ZM50 23H51V22H50ZM60 23H59V25H61ZM75 23L77 24L78 22H75ZM84 23H85V22H84ZM97 23H98V22H97ZM176 23H178V24H176ZM212 23L214 24V26L212 25ZM221 23H222V21H221ZM236 23H237V22H236ZM236 23H234V24H236ZM261 23H262V22H261ZM25 24H26V23H25ZM33 24H35V23H33ZM78 24H81L80 21H79ZM82 24H83V23H82ZM92 24H93V23H92ZM92 24H91V25H92ZM190 24L193 25L192 22H191ZM224 24H225V23H224ZM228 24H229V22H228ZM228 24H225V26H224L223 24H222V25H223V27H225L226 29L228 28V30H229V29L232 30V28H231L232 25L229 24V26H228ZM37 25H38V24H37ZM45 25H46V24H45ZM52 25H53V24H52ZM89 25H90V24H89ZM93 25H94V24H93ZM200 25H201V26H200ZM41 26H42V25H41ZM63 26H64V25H63ZM63 26H62V27H63ZM65 26H66V25H65ZM77 26H78V25H77ZM79 26H80V25H79ZM87 26H88V25H87ZM196 26H197V27H196ZM260 26H261V25H260ZM1 27H0V28H1ZM8 27L6 26V28H8ZM22 27H23V26H22ZM33 27H34V26H33ZM49 27H50V26H49ZM70 27H71V26H70ZM70 27H69V28H70ZM72 27H73V26H72ZM189 27H191V26L189 25ZM189 27L187 26V29H188ZM202 27H203V28H202ZM216 27H217V26H216ZM11 28H14V26L11 27ZM11 28H10V29H11ZM15 28H16V29H15ZM15 28L12 29L13 31L10 30L11 34L13 33L12 35H16V36L18 37V38L15 37L14 40L16 41L17 39H20V38H21L22 41L25 40V42H28L27 44L25 43V45L28 46L27 48H29V47L31 46L30 48H32V52H33V50H37V49H39V48H41V50H42V48H44V50H45V48H48V49H50V50L52 51V54H53L52 57L54 58L55 63L59 60L58 62H60V63L62 64V61H63V60H66V61H63V62H64L63 64H64L65 66H67L68 64L73 65V66L68 65V68L66 67V69L70 70V71L67 70L68 72H65L66 74L68 73L67 75H69V74H71V73H72V75H73L74 73L77 74V73L79 72V73H80V74L78 73L79 76H81V74H82V76H81L80 78H82L83 80H85V81H87V82H88V81L90 82L91 74H92V75H96V76L99 78V82H100L99 84L102 85V83H101L100 80H102L103 83H104V82H108V80H110L112 77H113V78L118 77V75H117L116 73H114V72L109 73L108 75H106L105 73L107 72V70H110V71H111V70H113V71H119V70H120L119 72H121V74H122V73H125V72H123L124 68H127V66H126L127 64L124 63V62H125V57H126V56L123 54V51H122L120 48L115 49V50H117L116 52H117V54H118V55H115L113 50H109V49H108V48H110V47H108V44L106 43V44H107V45L105 44V46H106L105 48H106V49H105L104 51H101V52H100V50H99V46H100V44H102V42H103V40H104V35H99V38H100L101 40L97 41V40H95L94 38H90V33H89V32H88L87 34H85V35L82 34V32H81L80 35H79V33H78V36L73 37V38L71 39V42H69V40H67V39H63V40L60 39V37H59L60 35L53 34L55 29H54V30L52 29L53 33H51V32H48V31H46V30H44V29L41 30V29L38 28L39 30H37V29H35V27H34V28H32V27H31V28H27V27H26V28H17V25H16ZM57 28H58V27H57ZM59 28H60V26H59ZM65 28H66V27H65ZM65 28H64V29H65ZM79 28H81V27H79ZM84 28H85V27H84ZM89 28H90V27H89ZM209 28H211L210 30H213V31L215 30L214 34H213L212 31L209 32V31H210V30H208ZM2 29H3V27H2ZM46 29H47V27H46ZM50 29H51V28H50ZM72 29H74V28H72ZM75 29H76V28H75ZM217 29H218V27H217ZM258 29H259V28H258ZM261 29H264V22H263V25H262V28H261ZM8 30H9V28H8ZM8 30H7V31H8ZM83 30H84V29H83ZM189 30H190V28H189L188 30H185V31H188V32H189ZM200 30H201V31H200ZM221 30H222V31H221ZM228 30L224 31V33H225V32H228ZM230 30H229V31H230ZM256 30H257V29H256ZM7 31H6V32H7ZM50 31H51V30H50ZM65 31H68V30H65ZM79 31H80V30H79ZM90 31H91V30H90ZM205 31H204V32H205ZM262 31H263V30H262ZM8 32H9V31H8ZM73 32H74V31H73ZM102 32H103V31H102ZM174 32H176V33L174 34ZM199 32H201V33H199ZM230 32H231V31H230ZM246 32H247V31H246ZM259 32H261V30H259ZM0 33H1L0 36L2 37L3 33H2V30H1V29H0ZM55 33H56V32H55ZM95 33H96V32H95ZM104 33H105V32H104ZM172 33H173V34H172ZM209 33L213 34V36H210L211 34H209ZM224 33H221L220 37H221L222 35H224ZM228 33H229V32H228ZM232 33H234L233 30H232ZM261 33H262V32H261ZM4 34H5V33H4ZM65 34H66V33H65ZM65 34H64V35H65ZM93 34H94V33H93ZM167 34H166V35H167ZM198 34H199V35H198ZM217 34H219V32H218ZM230 34H231V33H229L228 36H229ZM245 34H246V33H245ZM258 34H259V33H258V30H257V35H258ZM262 34H264V32H263ZM262 34H261V35H262ZM67 35H68V34H67ZM76 35H77V33H76ZM195 35H197V37H196ZM226 35H227V34H226ZM234 35H235V36H234ZM234 35H233L232 37H236V36H237L235 33H234ZM248 35H249V34H248ZM73 36H74V35H73ZM163 36H164V35H163ZM204 36H205V33H204ZM217 36L219 37V35H217ZM217 36H214V37L216 38ZM245 36H246V35H245ZM253 36H255V35H253ZM5 37H6V36H4V38H5ZM178 37H179V39H178ZM188 37H189V36H188ZM193 37H194V38H193ZM229 37L232 39L231 36H229ZM258 37H259V36H258ZM62 38H63V37H62ZM167 38H166V39H167ZM176 38H177V39H176ZM195 38H196L197 40H195ZM230 38H229V39H230ZM263 38H264V37H262V39H261V36H260V40H259V41H261V40L264 41ZM5 39H6V38H5ZM160 39H161V38H160ZM166 39H165V40H166ZM169 39H170L171 41L173 40L172 42H174V41L176 42L177 40H178V42H179V40H180V41H182V42H181L182 45H180V44H179V46L177 45V50L174 52V50L176 49L175 42L173 43V44H174V45H173V44L169 41ZM174 39H176V40H174ZM193 39H194L195 41H194ZM216 39H217V38H216ZM220 39H221V38H220ZM243 39L245 40V38H243ZM248 39H249V38H248ZM255 39H256V38H255ZM165 40H163V41H165ZM208 40H209V41H208ZM244 40H242L241 43H239V44L241 45L242 42H243ZM246 40H247V38H246ZM246 40H245V41H246ZM256 40H258V39H256ZM100 41H101V42H100ZM222 41H223V39H222L220 42H222ZM236 41H237V39H236ZM236 41H235V38H234V42H236ZM245 41H244V43H245V45H246V42H248V41H246V42H245ZM262 41H261V42H262ZM18 42H19V41H18ZM20 42H21V41H20ZM20 42H19V43H20ZM23 42H24V41H23ZM112 42H113V41H112ZM178 42H176V43H178ZM188 42H189V43H188ZM213 42H214V45H215V43H216V45L218 44L217 46L220 47L221 49H220V48H217L216 45L214 46V45H213ZM234 42H233V43H234ZM257 42H258V41H257ZM261 42H258V45H260L259 43H261ZM157 43H158V41H157ZM159 43H160V41H159ZM161 43H162V42H161ZM196 43H198V44H196ZM236 43H237V42H236ZM236 43H235V44H236ZM244 43H243L242 45H244ZM114 44H115V43H114ZM117 44H118V42H117ZM193 44H192V45H193ZM205 44H206V45H205ZM247 44H249V43H247ZM263 44H264V43H263ZM20 45H21V44H20ZM25 45H24V46H25ZM103 45H104V44H103ZM165 45H166V46H165ZM168 45H169V49L172 47V48L170 49L171 51H168V50H169V49H168ZM196 45H198V46H196ZM240 45H239V50L241 49V51H242L243 48H245V49L247 48V49H248V46H249V45H246V46H245V45H244V46H242V45L240 46ZM258 45H257V46H258ZM116 46H117V45H116ZM206 46H207V47H206ZM255 46H256V45H255ZM255 46H252V47L254 48ZM263 46H264V45H262V48H263ZM0 47H1V46H0ZM36 47H37V48H36ZM107 47H108V48H107ZM122 47H123V46H122ZM161 47H162V48H161ZM164 47H167V48L164 49ZM222 47H223V49H222ZM240 47H241V48H240ZM242 47H243V48H242ZM250 47H251V46H250ZM3 48H4V47H3ZM113 48H114V47H113ZM180 48H181V49H180ZM199 48H200V47H199ZM5 49H6V47H5ZM5 49H4V50H5ZM161 49H162V50H161ZM179 49H180V50H179ZM186 49H187V48H185V51H186ZM218 49H219V50H218ZM250 49H251V48H250ZM255 49H256V48H255ZM259 49H261V46H260ZM259 49L257 48L256 50L259 51ZM166 50H167V52H166ZM190 50H191V49H190ZM200 50H202V49H200ZM221 50H222V52H225L226 54H225V53H222ZM236 50L239 51L238 48H237ZM252 50H253V49H252ZM256 50H255V52H256ZM261 50H264V48L261 49ZM6 51H7L8 53H10L9 50H6ZM29 51H31V50H29ZM195 51H196V50H195ZM198 51H199V50H198ZM243 51H244V50H243ZM249 51H250V50H249ZM253 51H254V50H253ZM0 52H2V48H1ZM4 52H5V51H4ZM7 52H6V53H7ZM32 52H31V53H32ZM36 52H37V51H36ZM48 52H49V51H48ZM172 52H173V53H172ZM176 52H177V53H176ZM219 52H221V53H219ZM231 52H232V53H231ZM251 52H252V51H251ZM255 52L253 53L254 55L256 54ZM6 53H5V54H6ZM19 53H20V52H19ZM41 53H42V51H41ZM45 53H46V52H45ZM45 53H44V54H45ZM125 53H126V52H125ZM164 53H165V54H164ZM170 53H171L172 55H171ZM174 53H175V54H174ZM185 53H186V52H185ZM189 53H190V52H189ZM208 53H209V54H208ZM234 53H235V52H234ZM248 53H249V52H248ZM248 53H247V50H246V55H249ZM259 53H261V54L258 55V58H260L261 55H262V52L259 51ZM0 54H2V53H0ZM5 54H2V55H3L2 58H1L2 55H0V58L2 59V60H0V62H1L0 64H4V61H7L6 63L8 64V61H12V59H13L14 64H15L16 66H18V70H17V68H16V71H17V74L20 76V80H21L20 83L18 82V84H16V86H17L18 88H20L21 90L23 89V87H27V88H31V89H32L33 85H35V84H38V85H39V83H40V85L42 84L44 87H46V89H47L46 91L49 90L50 93H51V90H54V89H55V90L59 91V90L62 89V88L60 89V85H58L57 82H53V81H51L52 79L50 80L51 82L48 81V80L50 79L49 77H52V74L54 73V71L52 70V68H50V66H51V67H53V66H55V65L57 66V64L54 63L53 58H51V59H47L48 61H49V60H53V61H51V62H53V63L55 64V65H54V64L52 63V65H51V64H50L51 62L49 61L48 63L50 64V66H49V69H48L47 66H44V65H48L47 61H46V64H45V62L43 63V61L40 62L41 60H38V61H39V63H38L37 60H34V59H35V56L33 57V56L30 55V58H29V57H28V54H29V53L27 54V52H25V54H27L26 56H19L18 54H13V56H15V57H13V58H12V57H11V58H8V55L5 56ZM11 54H12V52H11ZM36 54H37V53H36ZM97 54H98L99 56H102L105 60L109 59V62H103V61H100V59H98L99 57H98ZM161 54H162V55H161ZM173 54H174V55H173ZM186 54H188V53H186ZM207 54H208V55H207ZM211 54H215V55L213 56V55H211ZM221 54H225V55H222V56L225 57V59H229V57H231L230 59H232V60H230V61H233L234 65H233V64H232V66L229 65V63L231 64V62H229V60H228V62H229L228 64L226 63V61L224 62L223 59H222V58H224V57H222ZM238 54H239V55H241V54H244V55H245V53H243V52H242L241 54H240V53H238ZM251 54H252V53H251ZM33 55H35V54H33ZM39 55H40V54H39ZM216 55H217V56H216ZM218 55L221 56V57L219 58ZM244 55H242V56H244ZM246 55H245V56H246ZM254 55H253V57H255V59L252 57V58L254 59V61H253L252 63L255 65L256 63H254V62H257V61H258V62H257V63H258V66H254L253 69H251V70L253 71V73H254V72H257V71L259 70L258 68H259V64H260V63H261L260 65H262V64L264 63V61H263V59H262V58H264V57H261V59H262V61H261V59L259 60V59L256 58V56H254ZM256 55H257V54H256ZM40 56H41V55H40ZM183 56L186 57V58L184 57V58L186 59V61L184 60V62H188V61H189L188 63H185L186 67H187V64L189 65L187 68H189L190 66H192V64H193L192 60H193V58H194V57H192L193 55H191V57H188L189 55H188V56L183 55ZM194 56H196V55H194ZM210 56H211V57H210ZM212 56H213V57H212ZM245 56H244V57H240V56L235 55V57L241 58L242 61H243L242 58H244L246 61H248V60H247V57H245ZM250 56H252V55H249V56H248V59L250 58ZM44 57H45V56H44ZM172 57H173V60H172ZM174 57H175V58H174ZM177 57H178L179 59H178ZM226 57H227V58H226ZM235 57H234V58H235ZM33 58H34V59H33ZM37 58H38V57H37ZM160 58H161V59H160ZM181 58H182V56H181ZM200 58H202V56H200ZM252 58H251V59H252ZM38 59H40V58H38ZM44 59H45V58H44ZM168 59H167V60H168ZM187 59H188V60H187ZM211 59H214V60H211ZM253 59H252V60H253ZM256 59H258V60H256ZM105 60H104V61H105ZM114 60H115V62H116L115 64L112 63ZM155 60H156V59H155ZM163 60H164V58H163ZM215 60H216V61L218 60V61L216 62ZM219 60H220V62H219ZM237 60H238V59H235L236 62H239V61H237ZM245 60H244L245 63H242V64L240 63V66L242 65V69H243V66H245V68H246V64H247V63H246ZM255 60H256V61H255ZM119 61H123L124 64H123V65L119 64ZM159 61H158V62H159ZM177 61H178V62H177ZM206 61H207V62H206ZM209 61H210V63H208ZM222 61H223V62H222ZM242 61H241V62H242ZM260 61H261V62H260ZM2 62H3V63H2ZM58 62H57V63H58ZM172 62H173V63L176 62V63H174L175 66H174V64H173ZM215 62H216V63H215ZM221 62H222V66H223V64L225 65L224 67L230 68V66H231L230 69H231L232 71L230 72V71H229L230 69L228 70L230 73L227 71L229 74H231L230 76H229L228 73H227V74H228V77L226 76L227 74L224 72V70H225L224 67L222 68L223 70L220 69V68H221V64H220V66H218L219 63H221ZM60 63H59V64H60ZM72 63H73V64H72ZM181 63H182V62H181ZM190 63H191V64H190ZM212 63H213V64H212ZM217 63H218V64H217ZM225 63H226V64H225ZM248 63H249V62H248ZM14 64H13V65H14ZM42 64H43V65H42ZM63 64H62L61 68H60V65H59V67L57 66V68H58V69L60 68L59 70H61V71L63 70V72H64L65 70L63 69V66H64ZM66 64H67V65H66ZM165 64H166V65H165ZM243 64H244V65H243ZM79 65H80V66H83L84 68L79 69V68H80ZM134 65H135V64H134ZM214 65H215V66H218V69L216 70L217 72H215V69H216L217 67H214ZM228 65H229V66H228ZM256 65H257V64H256ZM263 65H264V64H263ZM263 65H262V67H260L261 69H262V68L264 69V66H263ZM158 66H159V65H158ZM158 66H157V67H158ZM250 66H251V65H250ZM46 67H47V68H46ZM72 67H73V68H72ZM74 67H75V68H74ZM202 67H203V66H202ZM219 67H220V68H219ZM234 67H235V66H234ZM255 67H257V68H255ZM190 68H191V67H190ZM190 68H189V69H190ZM205 68L208 69L207 66L204 67L203 69H205ZM247 68H248V69H249V68H252V66H251V67H247ZM46 69H47V70H46ZM77 69L80 70V71H78ZM118 69H119V70H118ZM206 69H205V70H206ZM219 69H220V70H219ZM237 69H238V67H237ZM237 69H236V70H237ZM242 69L239 68L238 71H239V70H242ZM261 69H260V71H262ZM13 70H14V69H13ZM51 70H52V71H51ZM54 70H55V69H54ZM75 70H76V71H75ZM174 70H176V71H174ZM226 70H227V69H226ZM246 70H247V69H246ZM251 70H250V71H251ZM256 70H257V71H256ZM44 71H46L47 74H48L49 76H48V75L46 74V72H44ZM50 71H51V72H50ZM56 71H58V70H56ZM222 71H223V72H222ZM238 71H237V72H238ZM243 71H244V70H242V72H243ZM250 71H249V75H250L251 77H250L248 74H246V75L244 74V75L247 76L248 79H250V78H252V79L249 81V80L246 78V79L243 80V81L248 80V81L250 82L249 84H252V86H254L253 89H252L251 87L249 88V87L246 86V90H245V88H244L245 84L242 82L241 85H244L243 87L241 86L242 90H240L241 88H240L239 86H238L239 88L236 87L235 85H234V87L232 86L233 89H231V90L234 92V93L232 92L233 95H232V94H231V95H228V94L231 93V92H230V89H229L228 92L225 90L226 95H227L228 97L225 95V92H224V96H222L223 94L220 96V94H218L217 91L215 92V91H213V89H211V92L213 91V92L216 94V96H215L216 98L213 96L214 93H212L211 96H209L210 99H208L210 102L206 99V98H208V97H206V98H205L206 100H204V101L199 100L200 103H202V104H203V102H205V103H211V102H214V101H215V105H216V101H217V104H219L218 102H220V103L223 102L224 104H223L222 106L225 107V109L228 110V112H229V113H228L224 108L222 109V107H221V110H224V111H226V112L221 111V110L218 109V110H216V113H211V115H210V113L208 114V112L206 111L207 108L205 109V108L203 107L204 105L202 106V107H203V111H204V113H205V111H206L207 114H206V113L203 114V112L201 111V110H202V107H200V109H198V108H199V104H198L199 101H198V100H195L196 97H197V99H204V98H202L201 96H199V97H198V96H195V91H196V92L198 91V88H199L200 84H203V85L208 84V83L205 84V83H203V82H205L204 80H205L206 76H208V77L211 79V78H212V77H211V74L204 76V78L201 76V78H203V79H201V78H199V79L202 80V83H201V80H200V83L197 82L199 79H198L197 81H195V83H194V82H188V81H185V80H188V75H185V73H183V75H182V72H180V73H181L180 75L178 74L179 77H180L181 75L184 77V75H185V77H184L185 79L182 78V76H181V81L183 80V81H182V86H184V91H185V93H187V95L189 94V92H191L190 90L193 88V89H192V92H193L194 94L192 93V95L190 96V97H192V100H193V101H191V102H193V105H195V107H196V103L198 104V108H197V109H198V112L196 111V110H197L196 108L194 109V106H193L192 109H194V111H196L197 114H201V116H202V118H203V119L201 118V119H202V122H203V123H201L199 119H197L196 117H194V116L196 115V113H195V115L193 114L194 116L192 115V117H190V116H189V115H190V112H191V114H192L194 111H193V110H192L193 112H192V111H189L191 108L188 107V108H187L188 110L185 109V110L189 111V113H187V115L189 114L188 116L190 117V119L193 118V117L196 118V122H194V123H196V124L198 125V127H197L196 124H194V123L192 124V119H191V121L186 120L185 118H187V117H184V116H183V117H184L185 121H184V120H181V118H180V120L178 119L179 121L186 122V123H184V124H186V126H187V125H190V123H191V126L194 127L193 131L191 130L192 127H191V128L188 127V126L186 127V129H189V131L192 132V134H190V132H189V134L191 135V138L193 139V142H190V141H192L191 138H190V139L188 138V140H184V141H185V142H184V143H185V144H184V147H185V146L187 147V149H186V147H185L186 152H187V150H189V147H190L192 144H193V146H194V145H198V147H196L197 149H196V148H191L192 146L190 147V149H192V151H194V152H195V151H198V149H200V148H201L202 150H205V151H206V149H207V151H206L207 153H205L204 151H202L203 154H207V155H208V156H204V160H203V157H202L203 154H202V153H200V154L198 153L199 155H201V156H200V157H201V159H200L201 162H202V160H203L204 162H207V164H208V163H210V162H208V160H209L208 158L211 159L210 161L213 160V162H214V159H213V158L216 157V158H215L216 160H215L214 163H216V165H217V164L220 165L219 162L217 163V159H218V157L221 158L220 153H223V154H224V151L228 150V149H227L228 147L226 146V143H225V142H229V141H231V140L228 138V137L230 136L229 133H231V131L235 132L234 130H231L230 127H232V126H229V125H231V124L233 125V123L241 122V120H242L243 118L245 119V120H244V119L242 120V122L245 121L243 124L246 123V120H249L250 122H252L251 120H253V119L250 118L249 116H251V117L254 116V120H256V119H255L256 117H257V120H256V121H253V123H251V125L254 126V125H256V124H259V122H260V124L258 125V126H259V127H258V131L261 130L260 125H263V126H264V124H262V123H264V122H263L264 120L261 119L262 121H260V118H262V117L264 116V115L261 116V115H262L261 113H264V112L262 111V112L260 113V111H258V112L260 113V115H259L258 112H257V113L254 112V110L256 109V107H255L256 103L253 102V103H254V104H253V103H252V100H251V101H249L251 104H250V103L248 104V103L246 102L247 100H244V99L246 98V96H245V94H243V93H245V91H247L246 94H247L248 91H249V92H250V97L252 96V98H253V93H255L256 91H259V90H261V89H264V85H263V84H264V82H263V78H264L263 74H264V73H263V71H262V77L259 78L260 80H262V82H261L262 84L259 83V82H257V86H259V88H258L259 90L256 89V91H255V85H256V83L254 82V80H255V79H258V78H257L258 75L256 76V73H254V74H255V77H254V80H253V77H252V76H254V74L251 75L252 72H250ZM260 71H259V73H261ZM48 72H49V73H48ZM59 72H60V71H59ZM165 72H164V74H165ZM168 72H167V73H168ZM188 72H189V71H187L186 73L188 74ZM204 72H205V71H204ZM240 72H241V71H240ZM240 72H239V73H240ZM245 72H247V71H245ZM245 72H244V73H245ZM50 73H51V74H50ZM55 73H56V72H55ZM167 73L165 74L167 77H168V75H169V76L171 75V73H170V74H167ZM209 73H210V72H209ZM218 73H219V72H218ZM221 73H222V74H221ZM233 73H234V76H233ZM44 74H46V78H44V77H45ZM133 74H134V73H133ZM204 74H205V73H204ZM225 74H226V75H225ZM119 75H120V74H119ZM200 75H201V74H200ZM202 75H203V74H202ZM244 75L241 73V76H244ZM120 76H121V75H120ZM125 76H126V75H125ZM221 76H223V77L226 76L228 79H227V78H223V77H222V78H223V79H222ZM248 76H249L250 78H249ZM26 77H27V79H26ZM47 77H48V78H47ZM63 77H64V76H63ZM214 77H213V78H214ZM230 77H234V78H235V81L233 82V79H234V78L230 79ZM258 77H259V76H258ZM52 78H53V77H52ZM57 78H58V77H57ZM61 78H62V76L60 77V79H61ZM80 78H79V79H80ZM120 78H121V77H120ZM213 78H212V79H213ZM241 78H245V77H241ZM17 79H18V78H17ZM62 79H63V78H62ZM96 79H97V78H96ZM122 79H123V78H122ZM206 79H208V78H206ZM220 79L222 80V81H221L222 83H220V81H218V80H220ZM259 79H258V80H259ZM94 80H95V79H94ZM252 80H253V82H251ZM17 81H18V80H17ZM92 81H93V80H92ZM97 81H98V80H97ZM118 81H120V80H118ZM206 81H208V80H206ZM209 81H210V80H209ZM217 81H218V82H217ZM248 81H246V82H248ZM255 81H256V80H255ZM15 82H16V81H15ZM94 82H95V81H94ZM121 82H122V81H121ZM183 82H184L185 84H184ZM196 82L199 83V84H198V88L196 87L197 85H193V86H192L193 83H194V84H197ZM238 82H239V83H238ZM90 83H91V82H90ZM189 83H190V85H191L192 87L189 85ZM217 83H218L219 85H218ZM253 83H254V85H253ZM62 84H63V83H62ZM76 84H77V83H76ZM114 84H115V83H114ZM116 84H117V83H116ZM227 84H228V83H226V85H227ZM229 84H230V83H229ZM234 84H235V83H234ZM258 84H261V85L263 86V88H262L260 85H258ZM108 85H109V84H108ZM110 85H111V83H110ZM188 85H189V86H188ZM214 85H216V86H214ZM230 85H231V84H230ZM230 85H229V86H230ZM246 85H248V84H246ZM93 86H94V85H93ZM102 86H103V85H102ZM185 86L187 87V89H185ZM201 86H202V85H201ZM209 86H210V85H209ZM213 86H214V87H213ZM223 86H224V85H223ZM248 86H250V85H248ZM257 86H256V88H257ZM44 87H43V88H44ZM81 87H82V86H81ZM116 87H117V86H116ZM189 87H190V88H189ZM202 87H203V86H202ZM202 87H201V88H202ZM207 87H208V86H207ZM207 87H206V88H207ZM232 87H229V88H232ZM260 87H261V89H260ZM39 88H41V86H40ZM39 88H38V89H39ZM43 88H42V89H43ZM118 88H119V87H118ZM194 88L197 89V90H195ZM204 88H205V86H204ZM206 88H205V90H206ZM215 88H217V89H215ZM226 88H227V87H226ZM247 88H249L250 90L247 89ZM34 89L36 90L35 87H34ZM44 89H45V88H44ZM95 89H96V88H95ZM189 89H190V90H189ZM207 89L210 90L209 88H207ZM235 89H239L240 92H238V91H237V92L240 93V94L243 92L242 95H240V96H241V97H244L243 100H244L245 102H243V103H244V104L247 103L248 106H246V104H245V106H244V105H239V104H237V103H238V101H236L237 98H236L235 100H233V102L230 101V100H231V99H230L231 96L234 97V96H236L235 94L239 95L238 93H236V91H234ZM28 90H29V89H28ZM35 90H34V93L37 92V91L35 92ZM80 90H81V89H80ZM194 90H195V91H194ZM243 90H244V91H243ZM251 90H254V92L252 91L253 93H251ZM23 91H24V90H23ZM26 91H27V90H26ZM30 91H31V90H30ZM38 91H40V89H39ZM187 91H188V92H187ZM200 92H201V90H200ZM207 92H208V91H207ZM211 92L209 91V93H211ZM260 92H263V91L261 90ZM40 93H41V91H40ZM54 93H55V92H54ZM101 93L103 94V91H102ZM204 93H205V92H204ZM204 93H203V94H204ZM221 93H222V91H221ZM257 93L260 95L259 92H257ZM263 93H264V92H263ZM48 94H49V93H48ZM48 94H47V95H48ZM102 94H101V95H102ZM190 94H191V93H190ZM190 94H189V95H190ZM255 94H256V93H255ZM44 95H45V94H44ZM47 95H46V97L48 98ZM50 95H51V94H50ZM58 95H61V96L64 97V98L67 96L66 99H68V100H70V101H71L72 99H73V100L75 99V101H77V102H79V101L81 102V101L85 100V98H86V96H85V98H84L83 96H81V98L79 97L78 99L75 98V97H78V96H80V95H88L87 97L91 96V99L93 98V96H92L93 93H92V94H90L89 92L85 93L84 91H79V90H75V89H74V90L71 89V90H68V91H62V92L58 93ZM189 95H188V96H189ZM196 95H200V94L197 93ZM205 95H207V94H205ZM209 95H210V94H209ZM218 95H219L220 97H217ZM243 95H244V96H243ZM247 95H249V94H247ZM263 95H264V94H263ZM263 95L261 94V97H262ZM0 96H1L0 98H3V97L5 98L7 95H4V96H3V95L0 94ZM8 96H9V95H8ZM73 96H74V98H72ZM185 96H186V95H185ZM240 96H239V97H240ZM254 96H255V95H254ZM257 96H258V95H256V97H257ZM59 97H60V96H59ZM102 97H103V96H102ZM186 97H187V96H186ZM186 97H185V98H186ZM190 97H187L186 100L189 101V98H190ZM211 97H212L213 99H212ZM221 97H222V98H221ZM224 97L228 98V101H227V99L224 98ZM261 97H260V98H261ZM8 98H9V99H8ZM8 98L6 97V100L8 99V100H9V103H11L12 100H14V99H11V100H10V96H9ZM11 98H12V97H11ZM70 98H71V99H70ZM82 98H84V99L81 100ZM100 98H101V96H100ZM120 98H121V97H120ZM120 98H118V99H120ZM193 98H195V99H193ZM214 98H215V99L218 98V100H215ZM220 98H221V99H220ZM231 98H232V97H231ZM248 98H249V97H248ZM252 98H251V99H252ZM45 99H46V98H45ZM48 99H50V98H48ZM76 99H77V100H76ZM87 99H88V98H86V100H87ZM132 99H133V98H132ZM222 99H224L226 102H225L224 100H222ZM4 100H5V99H3V105L8 101V100H7V101H4ZM78 100H79V101H78ZM99 100H100V99H99ZM194 100H195V101H194ZM212 100H213V101H212ZM220 100H222V101H220ZM248 100H250V99H248ZM253 100H258V101L260 102V100L262 101L263 99H260V100H259V97H258L257 99L254 98ZM43 101H44V100H43ZM89 101H90V100H89ZM123 101H124V102H125V101L127 102L128 99L126 100V98H125V100H123ZM131 101H132V103H133V100H131ZM134 101H136V100H134ZM187 101H186V104H187ZM201 101H202V102H201ZM240 101H241V100H240ZM263 101H264V100H263ZM263 101H262V102H263ZM73 102H74V101H73ZM80 102H79V103H80ZM230 102H231V103H230ZM234 102H236L237 107H238V108L236 107V109L233 108L234 105L236 106V104H235ZM0 103H1V105H2V101H0ZM14 103H15V102H14ZM79 103H78V104H79ZM130 103H131V102H130ZM135 103H138V102L136 101ZM194 103H195V104H194ZM226 103H227V106H224V105H226ZM228 103H229L230 105H229ZM232 103H233V104H232ZM241 103H242V101H241ZM6 104H8V102H7ZM12 104H13V102H12ZM42 104H44V103H42ZM78 104H77V105H78ZM126 104H127V103H126ZM128 104H129V103H128ZM252 104L254 105L255 109H254L253 106H251ZM3 105H2V106H3ZM9 105H10V104H9ZM9 105H8V108L11 107V105H10V106H9ZM37 105H38V103H37ZM133 105H134V104H133ZM133 105H132V107H134ZM139 105H140V104L138 103L137 106H139ZM191 105H192V103H191ZM219 105H220V104H219ZM189 106H190V104H189ZM205 106H206V105H205ZM208 106H209V105H208ZM216 106H217V105H216ZM235 106H234V107H235ZM240 106H244V107H243L244 110L248 107V108H247V112H246V110H245L244 113H248V112H249L251 115L247 114V116H245V117H244V116H243L242 118L239 117V119H238V118H237V120L235 119L236 121L233 119L234 121H233L232 123H228V124H227V122H226L227 120L225 121V119H226V116H225V119H223V120H224L226 126L228 125L227 127L224 126L225 124L221 125V127H218V126H219V123H218L219 121H218V120H217L218 122H217L216 120H214V121H215V124H216V127H218V128L215 127L214 123H211V122H210L211 119H216V115L219 116V117H217V119L220 118V117H223V118H224V116H220V114L222 115L223 112H224L223 114H226V115H227V119H229V118L232 119L231 117H229V114H231V116H233L234 113H236V112L238 113L240 110L243 112V110H242L243 108L240 107ZM259 106H260V105H259ZM262 106H264V105L262 104ZM0 107H1V106H0ZM4 107H5V106H4ZM12 107L15 108V106H12ZM17 107H18V106H17ZM126 107H131V106L129 105V106H126ZM126 107H125V108H126ZM139 107H141V106H139ZM139 107H135V109H136V108H139ZM186 107H187V106H186ZM210 107H211V104H210ZM214 107H215V106H214ZM226 107H227V108H226ZM245 107H246V108H245ZM249 107H250V109L253 108V109L251 110V112L249 111ZM8 108H7V110H6L5 108L2 107L1 110L3 111V110L5 109L6 112L8 111V112H7L8 114H7V113H4V112H1V114L3 113V115H0L1 118H2V117H5V115L7 114V115H6V116H7V117H6V120L4 119V120L2 121V123L6 125V126H4V127H7V128H8V126H7L8 123H10L11 126H12L13 124H17V123H14V122L16 121V120H15L16 117H18L17 122L20 123V121H22L21 119L24 118L25 115H26V117H27V114H28V113H29V114H31V113H36V114H37V111L34 110V109L37 108V106H35V108L31 106L32 109L29 107L31 110L28 108V109H29V110H28V113L26 112L27 109H26L25 111L23 110L22 113L20 112L21 115L24 114L22 118H20V116H21L20 113H19V114H16L17 111H15V115H18V116L15 117L14 113L11 112V111H9L10 108H9V109H8ZM14 108H11V109L14 110ZM96 108H97V107H96ZM228 108H229V109H228ZM231 108H233V109L231 110ZM260 108H261V107H260ZM39 109H40V108H39ZM39 109H38V112H40ZM139 109H141V108H139ZM204 109H205V110H204ZM211 109H212V107L210 108V110H211ZM258 109H259V108H257V110H258ZM261 109H262V108H261ZM33 110H34L35 112H34ZM98 110H100V108H99ZM98 110H97V111H98ZM126 110H127V108H126ZM128 110H129V109H128ZM128 110H127V112H129ZM137 110H138V109H137ZM142 110H143V109H142ZM230 110H231V111H230ZM235 110H236V112H235ZM237 110H238V111H237ZM30 111H31V113H30ZM41 111H42V110H41ZM94 111H95V110H94ZM130 111H131V110H130ZM133 111H134V110H133ZM140 111H141V110H140ZM140 111H136V110H135V113L140 112ZM187 111H186V112H187ZM199 111H200V113H199ZM9 112H10V113H9ZM98 112L100 113L101 111H98ZM127 112H125V114L127 115V117L131 115L130 113H133V112L131 111V112H129V113L127 114ZM174 112H175V111H174ZM174 112H173V113H168V114H167V119H168V115H173V114H174V115H177V112H175V113H174ZM186 112H185V113H186ZM217 112H218V113H217ZM233 112H234V113H233ZM242 112H241V113H242ZM252 112H253V113H252ZM12 113H13V115H12ZM25 113H27V114H25ZM92 113H93V112H92ZM95 113H96V112H95ZM140 113H141V112H140ZM140 113H139V114H140ZM241 113H240V114H241ZM254 113H255L256 115H258L260 118H258V116H256V115H254ZM9 114H11V115H9ZM29 114H28V116H29ZM36 114H35V115H36ZM90 114H91V113H90ZM139 114H138L137 116H138V117H139V116L141 117V114H140V115H139ZM142 114H143V113H142ZM202 114H203L204 116H205V115H208L209 118H204ZM232 114H233V115H232ZM252 114H253V115H252ZM31 115H32V114H31ZM31 115H30L29 117H27V119H29V118H30V119H33L34 114H33L32 116H31ZM38 115H40V113H38ZM91 115H93V114H91ZM97 115H98V114H97ZM133 115H134V114H133ZM242 115H243V114H242ZM248 115H249V116H248ZM9 116H13V118L10 117V119H9V118H8ZM95 116H96V114H95ZM178 116H179V114H178ZM196 116H197V115H196ZM238 116H239V114H238ZM238 116H237V117H238ZM255 116H256V117H255ZM35 117H36V116H35ZM132 117H133V116H131L130 119H132ZM138 117L135 116L134 118H136V120H137ZM140 117H139V121H140ZM172 117H173V116H172ZM175 117H176V116H175ZM183 117H182V119H183ZM205 117H207V116H205ZM210 117H211V118H210ZM214 117H215V118H214ZM234 117H235V116H234ZM248 117H249L250 119H249ZM7 118L10 120V122H8L9 120L7 121ZM19 118H20V121H18ZM92 118H93V117H92ZM95 118H96V117H95ZM125 118H126V116H125ZM246 118H247V119H246ZM11 119H13V120H11ZM27 119L25 118L26 121H27ZM34 119H35V118H34ZM34 119H33V120H34ZM174 119H175V118L173 117V119H171V120L174 122ZM205 119H206L207 121H206ZM221 119H222V118H220L219 120H221ZM230 119H229V120H230ZM240 119H241V120H240ZM0 120H1V119H0ZM23 120H24V119H23ZM25 120H24V121H25ZM168 120H170V118H169ZM171 120H170V123H171ZM197 120H198L199 122H197ZM203 120H204V121L206 122V124H208V125H210V123L214 125L215 129L213 128V133L216 132V136H217V137H219V135H220V137H219V138H220L219 141H218V138L215 139V140H216V143L218 142V145H220V146H222L223 143H224L225 147H227V148L224 147V149L222 148L224 145H223L222 147H220V148L223 149V151H222L221 149L218 150L219 148H218V146H217L216 143H211V142H212V138L214 139V137H216V136L213 135L212 132H211V133H212L211 135H210V132H208L209 130H208L206 133H199V132H200V129L202 128V126H203V127L205 126L206 129L208 128V126L205 125V122H204ZM238 120H239V121H238ZM258 120H259V121H258ZM4 121H6L7 124H6ZM29 121H30V120H29ZM126 121H127V119H126ZM128 121H129V120H128ZM179 121L176 122V120H175V123H176L175 126L177 127V125H178V128H179V124H180ZM193 121H194V120H193ZM211 121H212V120H211ZM230 121H232V120H230ZM249 121H248L247 123H249ZM27 122H28V121H27ZM30 122H31V121H30ZM136 122L138 123V121H136ZM178 122H179V124H178ZM216 122L218 123V125H217ZM256 122H257V123H256ZM12 123H13V124H12ZM24 123H25V122H24ZM133 123H134V121H133ZM167 123H169V122H167ZM181 123H182V122H181ZM187 123H188V124H187ZM198 123H199V124H198ZM255 123H256V124H255ZM0 124H1V123H0ZM3 124H2V125H3ZM27 124H28V123H27ZM139 124L141 125V123H139ZM150 124H151V123H150ZM200 124H204V125L201 126ZM238 124H240V123H238ZM241 124H242V123H241ZM241 124H240L239 126H242ZM8 125H9V124H8ZM17 125H20V124H17ZM17 125H16V126H17ZM131 125H133V124H131ZM136 125H137V124H136ZM11 126H10V128H11ZM183 126H184V125H183ZM222 126H224V127H222ZM233 126H234V125H233ZM21 127H22V126H21ZM129 127H130V126H129ZM180 127H181V126H180ZM211 127H213V126H211ZM247 127H248V125H247ZM2 128H3V126L0 127V131H1ZM14 128H15V127H14ZM131 128H132V127H131ZM196 128H198V129H196ZM220 128H221V129H220ZM222 128H223V129H222ZM224 128H225V129H226V128H227V129L230 128V129H228V130L226 129V130H225ZM238 128H239V127H237V129H238ZM3 129H4V128H3ZM11 129H12V128H11ZM145 129H146V128H145ZM155 129H156V128H155ZM174 129H175V128H174ZM174 129H173V131L176 132V130H174ZM186 129L183 131L182 135H183L185 132H187ZM203 129H204V128H203ZM246 129H247V128H246ZM259 129H260V130H259ZM5 130H6V129H5ZM9 130H10V129H9ZM168 130H169V129H168ZM194 130H196V131H195L196 133L194 132ZM204 130H205V129H204ZM215 130H217V131H215ZM220 130H224V131L226 132L227 135L224 134V133H225L224 131H223V133H222V131H220ZM247 130H248V129H247ZM249 130H250V129H249ZM3 131H4V130H3ZM6 131H7V130H6ZM166 131H167V130H166ZM166 131H164V132H165L164 134L169 135L170 132L173 133V131H171V130H169V133L166 132ZM211 131H212V130H211ZM228 131H230V132L227 133ZM237 131H238V130H237ZM252 131H253V130H252ZM258 131H256V132L253 131V132H255V133H254L255 135L253 134V132H252V134H248V133H251L250 131L247 133V134L250 136V138H248L249 136H247V139H246V140L250 141L249 145H250V144H251V145H252V144H255V145H253V146H251V147L249 146V147L251 148L249 152H247V151L249 150V147H248L246 144L243 145V141H244V139H243V141H242V139H241L242 143H240V142H239L240 144L237 143V144L239 145V147L236 148L237 150H238V149L240 150V148H241L242 145H243V147H242L243 149H244V146H245V149H244V150L248 149V150L244 151V153H242V155H241V152H243L242 149H241L242 151L240 150V151L238 152V153L240 154V155H239V154L237 153V150H234V149H233L234 147H233V148L231 147V148L234 150V153H237V154H235L237 157L240 156V158H241V157H243V158H247L246 156H248V162H249V160L251 159V157H249V155H250L251 150L253 149L252 147H254V149L252 150V151L254 152V151H255V147H256L257 145H258L257 148H259L260 150H262L261 153L264 152V151H263V150H264V147H262V146H264V142H263V140H262L263 137H264V130H263V127H262L263 134L259 135L260 133H259ZM154 132H155V131H154ZM156 132H157V130H156ZM156 132H155L154 134H156ZM158 132H159V130H158ZM158 132H157V133H158ZM181 132H182V131H181ZM181 132H180V133H181ZM193 132H194V133H193ZM218 132L220 133L219 135H218ZM240 132H241V130H240L238 133H240ZM159 133H160V132H159ZM159 133H158V137H159ZM172 133H170L172 137H174L175 135H178V136H179V134H180V133L178 132L179 134H174V133H173L174 135H172ZM187 133H188V132H187ZM208 133H209L210 136L208 135ZM221 133H222V134H221ZM256 133H259V134L257 135ZM141 134H142V133H141ZM154 134H153V135H154ZM164 134H162V137H163L164 139H167L166 137H164ZM195 134H197V135H200V134H201V135H204V136H198V137H202V138L199 139L198 142H197V141H195V139H194V138H196V136H197V135L195 136ZM232 134H233V133H232ZM234 134H235V133H234ZM23 135H24V134H23ZM149 135H150V134H149ZM151 135H152V134H151ZM167 135H166V136H167ZM180 135H181V134H180ZM185 135H186V134H185ZM185 135H184V136H185ZM192 135L195 136V137H192ZM221 135H222V137L225 136V138H222ZM228 135H229V136H228ZM239 135H240V138H241V133H240ZM252 135L255 136V139L252 138ZM262 135H263V136H262ZM146 136H147V135H146ZM171 136H170V135L167 136V137H169L168 139H170ZM178 136H175V137L179 138ZM206 136H209L211 139L208 138V137H206ZM211 136H212V137H211ZM232 136H233V135H232ZM237 136H238V134H237ZM242 136H243V134H242ZM244 136H245V135H244ZM256 136H257V137H256ZM261 136H262V138H261ZM142 137H143V136H142ZM142 137H141V138H142ZM162 137H161V135H160V137H159L157 140H162V141H160V142H163L164 139H162ZM172 137H171V138H172ZM185 137H188V136L186 135ZM189 137H190V136H189ZM198 137H197V138H198ZM205 137L208 138V139L205 140V139H204ZM226 137H227V138H226ZM245 137H246V136H245ZM152 138H153V137H152ZM154 138H155V137H154ZM146 139H147V138H146ZM148 139H149V138H148ZM148 139H147V140H148ZM155 139H156V138H155ZM172 139H173V138H172ZM181 139H182V138H181ZM184 139H185V138H184ZM225 139H226V140H229V141H226ZM232 139H233V138H232ZM234 139H235V138H234ZM237 139H238V138H237ZM147 140H146V141H147ZM170 140H171V139H170ZM175 140H176V139H174V141H175ZM189 140H190V141H189ZM200 140H201V143H200ZM207 140H208V144H207V145H209V143H210L209 148H207V145H205L206 142H207ZM215 140H214L213 142H215ZM221 140H223V141H225V142H223V143L220 144V141H221ZM27 141H28V140H27ZM150 141H151V139H150ZM150 141H147V143L149 144ZM166 141L168 142V140H166ZM178 141H179V139H178ZM188 141H189L190 143H188ZM204 141H205V142H204ZM233 141H234V140H233ZM259 141H260V142H259ZM261 141H262V143H261ZM25 142H26V141H25ZM151 142H152V141H151ZM153 142H154V141H153ZM155 142H157V141H155ZM160 142H159V144H160ZM172 142H173V141H172ZM194 142H195V143H194ZM196 142H197V144H196ZM234 142H235V141H234ZM20 143H22V142H20ZM23 143H24V142H23ZM29 143H30V142H29ZM141 143H142V142H141ZM164 143H165V141H164ZM168 143H169V142H168ZM170 143H171V142H170ZM174 143H175V142H174ZM174 143H172L173 147H174ZM177 143H179V142H176V144H177ZM186 143L188 144V146L186 145ZM198 143H199V144H198ZM204 143H205V144H204ZM15 144H16V143H15ZM26 144H27V143H26ZM176 144H175V145H176ZM182 144H183V142H182ZM182 144H181V145H182ZM202 144H203V145H202ZM211 144H213V146L215 145L214 147H215V148L217 147L218 149H217V148L215 149ZM229 144H230V143H229ZM231 144H232L231 146H233V143H231ZM16 145H17V144H16ZM71 145H72V144H71ZM127 145H128V144H127ZM143 145H144V144L142 143V146H143ZM157 145H158V143H157ZM157 145L155 144V146H156L157 149L161 148V147H159L161 144H160L159 146H157ZM169 145H171V144H168V147L170 148ZM172 145H171V146H172ZM177 145H178V144H177ZM24 146H25V145H24ZM27 146L29 147V144H28ZM43 146H44V147H43ZM43 146H42V148H45V146H46V148H45L44 150L48 149L46 144L43 145ZM76 146H77V144H74L73 146H70V147H72V148L74 147V148H73V151H75V150L77 151V149H76L77 147H76ZM124 146H126V145H124ZM128 146H129V145H128ZM145 146H146V145H145ZM162 146H163V145H162ZM178 146H179V145H178ZM202 146H204V147L202 148ZM205 146H206V147H205ZM229 146H230V145H229ZM234 146H235V145H234ZM236 146H237V145H236ZM236 146H235V147H236ZM240 146H241V147H240ZM259 146H261V147H259ZM15 147H18V146H14V145H13V148H14V149H13L12 147H11V149H10V150H11L10 154L12 155L13 158H16V156H15V155H16V153H15V152H16V148H15ZM20 147H21V146H20ZM28 147L25 149V150H26L25 152H26L27 154L24 153L23 156L26 157V155H27V157L32 158V157H34V155L37 154V153H34L35 150L33 149V148H34V147H33V148H32V149L34 150V151H33V154H32L33 156H32V157H31V156H28V155H29V154H28L29 151L27 152ZM35 147H36V146H35ZM129 147H130V146H129ZM149 147H150V145H149ZM149 147H148V148H149ZM152 147H153V146H152ZM165 147H166V146H164V148H165ZM168 147H167V149H168ZM176 147H177V146H176ZM194 147H195V146H194ZM199 147H200V148H199ZM210 147H211V149H210ZM18 148H19V147H18ZM18 148H17V149H18ZM21 148H23V147H21ZM36 148H37V147H36ZM36 148H35V149H36ZM40 148H41V147H40ZM126 148H127V146H126ZM133 148H134V147H133ZM156 148H155V149H156ZM179 148H182V149H183V146L177 147V149H179ZM204 148H205V149H204ZM257 148H256V150H257ZM261 148H262V149H261ZM12 149H13V152H14V150H15V152H14L15 154L12 152ZM65 149L68 150V147L66 148V146H65V148L61 149L60 152L64 151ZM70 149H71V148H70ZM128 149H130V148H128ZM167 149H166V150H167ZM172 149H173V148H172ZM182 149H181V150H182ZM193 149H195V150H193ZM208 149H209V151H210L211 154L208 152ZM212 149H213V150H212ZM21 150H22V149H21ZM37 150H39V153H38V154H39V156H40V152H42V150L39 149V147H38ZM37 150H36V152H38ZM126 150H127V149H126ZM130 150H131V149H130ZM139 150L141 151L142 149H139ZM160 150H161V149H160ZM166 150L164 149L165 152H166ZM174 150H175V149H173L172 151H174ZM181 150H179L180 153H181ZM216 150H218L217 152L219 153V156H218L217 152H214V151H216ZM147 151L149 152V149H148ZM147 151H146V152H147ZM158 151H159V150H158ZM169 151H171V150L168 149V152H169ZM172 151H171V152H172ZM182 151H183V150H182ZM189 151H191V150H189ZM189 151H188V152H189ZM200 151H201V150H200ZM200 151H198V152H200ZM220 151H221V152H220ZM235 151H236V152H235ZM113 152H114V151H113ZM150 152H152V151H150ZM155 152L157 153V150H155ZM159 152H160V151H159ZM162 152H163V151H162ZM162 152H161V153H162ZM165 152H164V154H165ZM175 152H177V151H175ZM188 152L186 153L185 157L188 155ZM194 152H192V155L195 154ZM212 152H213V153H212ZM246 152L249 153V155H248ZM253 152H252V154H253ZM255 152H256V151H255ZM22 153H23V152H22ZM58 153H59V151H58ZM66 153H67V151H66ZM144 153H145V152H144ZM156 153H155L154 155H156ZM169 153H170V152H169ZM178 153H179V152H178ZM178 153H177V154H178ZM196 153H197V152H196ZM214 153H216L217 156H216ZM257 153H258V152H257ZM13 154H14V155H13ZM41 154H44V153H41ZM67 154H68V157H67L66 159H68V160H72L71 162H73V164H74L75 162H76V164H77L78 160L75 161L76 159L74 160V157L71 156L72 154H69V153H67ZM91 154H94V159L91 160V163L94 162V164H95L94 166L97 167V165H98V168H100V165H101L100 162H102V160L100 161L101 158H100L99 156H98V157H95V155L97 156V154L99 155V153H96V154H95V153H91ZM91 154H90V155H91ZM113 154H114V153H113ZM148 154H149V153H148ZM164 154H163V153L161 154L162 159L165 157ZM167 154H168V153H167ZM172 154H173V152L171 153V156H172ZM181 154H182V153H181ZM181 154H179V156L176 155V154H174L175 156H177V157H175V160H174V158L172 159V161L174 160L175 164H174L173 162L170 161L171 158L168 159V156H166V157H167V163H168V164H167L166 162H165L166 164H164V162H163L164 159L162 160L161 157H160L159 159H161L162 161H159V160L157 161V159H156V162H159V163L161 162V163H163L162 166H163V167L165 166L167 169L169 168V166H168L169 164L171 165V164L173 163V165H171L173 169L176 168V167L174 168V165L176 166L177 163H178V165L181 164V165H180V167L182 166L181 169L184 170V168H185V170H184V172H183L182 170H180V169H179L180 171H179V170L177 171L178 175H180V174L182 173V174H181V177H178V178H179L178 181L175 180V178H176L178 175H175V176L173 175V177H175V178H172V177H171V178L173 179V180L171 179L172 181L170 180L169 176L167 177V175H165V174H167L168 171H169L168 173H171V172H172V173H175L176 171H175V172H173V171L170 172V170H171L172 168H171V169L169 168V170H167V172H165V173L163 174V172L166 171V168L164 167V168H165V170H164L163 167L160 166V164H159V163H156V162H155V163H156L157 165H156V167H154L155 163H154V164L151 163L152 161H149V159H148V161L150 162V165L153 166L155 169L158 170V167L160 166L159 168H161V170H162L163 172H160L161 170L159 169L160 171H159V170H158V171H159L160 173H157V174H155V175H160V176H161V174H162L163 176H166V178H163V179H165V180H167V181H169V182L171 181V183H172L173 186L170 185V184H171V183H170V184H169V185H170V188H171V187H174V185H176V183L178 184V185H176V186H179V187H180V186H183V185L180 183V180H182L181 178L183 177L182 175H183L186 171H188V172L191 171V172H192L193 170L195 171L194 168H198V166L196 165V164L198 163L197 161H196L195 163H193L194 166H192L193 164L190 163L191 166H190L189 168H186V166L183 168V166L185 165V164H184L185 161L182 162L184 165H182L181 161H179V159H180V155H181ZM225 154H226V153H225ZM244 154H245V157H244ZM258 154H260V152H259ZM20 155H21V154H20ZM30 155H31V153H30ZM56 155H57V154H56ZM56 155H55V156H56ZM60 155H61V156H60ZM62 155H63V156H62ZM145 155H146V153H145ZM157 155H159V154H157ZM162 155H164V156H162ZM212 155H213V158L209 157V156H212ZM214 155H215V156H214ZM228 155H229V154H228ZM255 155H256V154H255ZM263 155H264V154H263ZM263 155H262V157H263ZM36 156H37V155H36ZM36 156H35V157H36ZM45 156H46V154H45ZM45 156H44V157H45ZM51 156H53V155H51ZM51 156L49 157L50 159L45 160V161L42 160V156H41V161H43V163H44V162H47V161H49V160L52 159ZM73 156H74V155H73ZM87 156L89 157L88 154H87ZM101 156H102V154H101ZM103 156H104V155H103ZM188 156H191L190 152H189V155H188ZM194 156H195V155H194ZM196 156H197V155H196ZM224 156H225V155H224ZM224 156H223V157H224ZM226 156H227V155H226ZM260 156H261V155H260ZM10 157H11V156H10ZM21 157H22V156H21ZM21 157H19L18 159L21 160ZM25 157L22 158V161H25V160L30 161V160H31V163H33L34 165H38V163L35 164V163L33 162V159H35V157H34L33 159H30V158L27 159V158H25ZM44 157H43V158H44ZM58 157H59V158H58V159L56 158V159L59 160V162L61 161V159H62V162H64V160H65L64 158H65L66 156H65V154H63V152H62L61 154L59 153V156H58ZM63 157H64V158H63ZM69 157H70V158L72 157L73 159H69ZM91 157H92V156H91ZM148 157L150 158L149 155H148ZM148 157H147V158H148ZM153 157H154V156H151L150 159H152ZM172 157H173V156H172ZM178 157H179V159H178ZM198 157H199V156H198ZM200 157H199V158H200ZM223 157H222V158H223ZM262 157H261L260 159H262ZM37 158H38V157H37ZM54 158H55V157H54ZM85 158H87V157H85ZM98 158H99V159H98ZM136 158H137V157H136ZM140 158H141V157H140ZM155 158H158V157H155ZM176 158H177L178 160H177ZM182 158H183V157H182ZM190 158H192V157H190ZM199 158H198V159H199ZM206 158H207V159H206ZM225 158H226V157H225ZM227 158H228V157H227ZM227 158L224 159V160H227V162H228V161L230 162L231 160H233V158L237 159L235 156H233V158H232V157L230 158V155H229V158H228L229 160H228ZM243 158H242V162H245V161H243ZM18 159H17V160H16V159H13V160H14L13 162L16 163V164H14V166H15V165H18V166H19V167L17 166L18 169L20 168V170H21V167L24 166L25 163H27V162H22V161H20V160H18ZM29 159H30V160H29ZM45 159H46V157H45ZM56 159H55V160L52 159V160L56 163ZM87 159L89 160V158H87ZM90 159H91V158H90ZM105 159H106V158H105ZM105 159H103V161H106ZM131 159H132V158H131ZM134 159H135V158H134ZM194 159H196V158H194ZM205 159H206V161H205ZM230 159H231V160H230ZM235 159H234V161H235ZM253 159H254V157H253ZM253 159H252V160H253ZM258 159H259V158H258ZM38 160H39V159H36V161H38ZM52 160H51V161H52ZM68 160H67V161H68ZM73 160H74V161H73ZM84 160H86V159H84ZM88 160H87V161H88ZM132 160H133V159H132ZM168 160H169V161H168ZM176 160H177V161H176ZM185 160H186V159H185ZM187 160H188V159H187ZM200 160H199V161H200ZM219 160H220V159H219ZM244 160H245V159H244ZM252 160H250V161H252ZM262 160H263V159H262ZM17 161H19V162H17ZM34 161H35V160H34ZM39 161H40V160H39ZM39 161H38V162H39ZM51 161H49V162H51ZM53 161H52V162H53ZM89 161H90V160H89ZM89 161H88V162H89ZM133 161H134V160H133ZM143 161H144V160H143ZM164 161H166V159H165ZM178 161H179L180 163H179ZM220 161H221V160H220ZM246 161H247V160H246ZM253 161H254V160H253ZM253 161H252V162H253ZM0 162H1V159H0ZM54 162H53V164H54ZM68 162H70V161H68ZM68 162H67V163H68ZM79 162H80V161H79ZM79 162H78V163H79ZM88 162H87V163H88ZM141 162H142V161H141ZM169 162H170V163H169ZM176 162H177V163H176ZM204 162H202V163L199 162V163H200V165H199V169H200L201 167H202V168L207 167V164L204 163ZM222 162H224V163H222ZM222 162H220V163H222L223 165L228 164V163H225V161H222ZM238 162H239V163L241 162L240 159H239ZM238 162H237V163H238ZM18 163H19V164H18ZM31 163H30V164H31ZM41 163H42V162H40L39 164H41ZM87 163H86V164H87ZM89 163H90V162H89ZM143 163H144V162H143ZM211 163H212V162H211ZM260 163H261V162H260ZM23 164H24V165H23ZM27 164H28V163H27ZM47 164H48V163H47ZM50 164H51V163H50ZM50 164H48V165H50ZM56 164H59V163L57 162ZM56 164L53 165V166H50V167H56ZM63 164H65V163H63ZM81 164H83V163H81ZM102 164H103V162H102ZM144 164H145V163H144ZM146 164H147V163H146ZM152 164H153V165H152ZM158 164H159V166H158ZM201 164H202V165H201ZM204 164H205L206 166H204ZM222 164H221V166H222ZM241 164H243V163H241ZM241 164H240V166H239L238 164H234V165H236V166L238 165L237 167H239V168H236V170H239V169H240ZM246 164H247V163H246ZM249 164L251 165V163H249ZM262 164H263V162H262ZM20 165H22V166L20 167ZM60 165H62V163H61ZM132 165H133V164H132ZM139 165H141V167H142L143 164H139ZM186 165L188 166V165H189V162H186ZM213 165H215V164H213ZM216 165H215V166H216ZM218 165H217V166H218ZM244 165H245V164H244ZM252 165H253V164H252ZM252 165H251V166H252ZM254 165H255V164H254ZM25 166H27V165H25ZM30 166L32 167V164H31ZM89 166H91V165H88V167H89ZM92 166H93V164H92ZM129 166H130V165H129ZM157 166H158V167H157ZM217 166H216V167H217ZM236 166H233V167L235 168ZM0 167H1V165H0ZM17 167L15 168L16 170H18ZM57 167H58V166H57ZM57 167H56V170H57ZM127 167H128V166H127ZM131 167L134 168V166H131ZM141 167H140V168H141ZM145 167H146V166H145ZM191 167H193V170H191ZM208 167H209V165H208ZM227 167H228V166H227ZM233 167H232V168H233ZM245 167H247V166H245ZM256 167H257V166H256ZM263 167H264V164H263ZM263 167L261 168V167L259 166L258 169L260 168L259 170H262ZM12 168H13V166L10 168L11 170H9V169L7 170V173H8V177H9V178H10V175H11V177H12V176H13L12 173H14V170H12ZM36 168H37V167H35V169H36ZM148 168H150V166H149ZM154 168H153V169H154ZM178 168H179V166L176 168V170H177ZM209 168H210V167H209ZM213 168H214V167L212 166V169H213ZM229 168H230V167H229ZM248 168H251V167H249V165H248L247 169H248ZM254 168H255V167L252 166V169H254ZM22 169H23V168H22ZM26 169L28 170L29 168H26ZM26 169H25V170H26ZM31 169H32V168H31ZM31 169H30V170H31ZM33 169H34V167H33ZM41 169H42V168H39V171H38V169H37L38 172H35V170H34V171L32 170V173H31V174H35V173H36V175H30V177L33 176V177H31V178H32V179L34 178V180L36 181V180H37V179H36V176H39L40 174L42 175V173H40V172H43V169H42V171H41ZM100 169H101L102 172H103L104 167L102 166V168H100ZM100 169L98 170L99 172H101ZM131 169H132V168H131ZM138 169H139V168H138ZM145 169H146V168H145ZM145 169H144V170H145ZM199 169H198V170H199ZM205 169H206V168H205ZM214 169H216V168H214ZM214 169H213V170H214ZM217 169H219V167H218ZM221 169H222V171H225V166L221 167ZM242 169H243V167H242ZM245 169H246V168H245ZM247 169L245 170V172L247 171ZM252 169H248V171H247L246 173H245V172H244V173L247 174L248 172H251ZM23 170H24V169H23ZM23 170H22V172H23ZM25 170H24V171H25ZM30 170H29V171H30ZM54 170H55V168H54ZM56 170H55V171H56ZM96 170H97V168H96ZM150 170H152V169L150 168ZM157 170H155V172H157ZM201 170H202L203 172H204V171H207V170L209 171L208 168H207V170H203V169H201ZM210 170H211V169H210ZM229 170H231V168H230ZM233 170H234V169H232V171H233ZM236 170H235V171H236ZM8 171H9V172H8ZM11 171H13V172H11ZM57 171H58V170H57ZM133 171H134V169H132V171L130 170V172H133ZM135 171H138V170H136V168H135ZM181 171H182V172H181ZM222 171H221V173H222ZM240 171H241V170H240ZM255 171H256V170H255ZM10 172H11V173H10ZM33 172H34V173H33ZM90 172H91V171H90ZM95 172H96V171H95ZM107 172H108V175H109V176H107L106 171H104L103 174H105V177L102 175L104 178H106V176L109 178L110 176H113V175H114V174H113V175L109 174V173H111L109 170H108ZM151 172H152V171H151ZM151 172H150V173H151ZM179 172H181V173L179 174ZM195 172H198V171L196 170ZM211 172H213V171H211ZM215 172H217V171L215 170ZM215 172H214V173H215ZM219 172H220V169H219ZM256 172H257V174H258L260 171H256ZM20 173H21V172H19V174H20ZM23 173H26V172H23ZM23 173H22V175H23ZM88 173H89V171H88ZM114 173H115V172H114ZM142 173H143V172H142ZM172 173H171V174H172ZM177 173H175V174H177ZM186 173H187V172H186ZM186 173H185L184 175H186ZM207 173H208V172H207ZM217 173H218V172H217ZM217 173H216V175H217ZM221 173H220V174H221ZM262 173L264 174V170L262 171ZM9 174H10V175H9ZM27 174H28V173H27ZM27 174H24V177H23V178H25V179L27 178V179H28V175H27ZM38 174H39V175H38ZM45 174H46V173H44L42 176H45ZM148 174H149V172H148ZM151 174H152V173H151ZM153 174H154V172H153ZM171 174H168V175H171ZM220 174H219V175H220ZM234 174H235V173H234ZM240 174H241V173H240ZM245 174H244V175H245ZM15 175H16V174H15ZM22 175H21V176H22ZM26 175H27V177H26ZM155 175H154V176H155ZM208 175L212 176L213 174H209V173H208ZM208 175H206V176H208ZM236 175H237V173H236ZM242 175H243V174H242ZM248 175L251 177L252 174H251V175L248 174ZM253 175L256 176V174H254V172H253ZM253 175H252L253 178H252V180H251V183H252V181H254V184H253V183H252V184H249V183H248V184H247V187H248V185H249V187L251 186V188H252V186H255V181H256V179L253 180V179L255 178ZM34 176H35V177H34ZM46 176H47V175H46ZM120 176H121V175H120ZM148 176H150V175H146V177H148ZM213 176H214V175H213ZM217 176H218V175H217ZM232 176H234V175L232 174ZM238 176H240V175H238ZM249 176L246 175V177H249ZM260 176H261V174H260ZM262 176H264V175H262ZM15 177H16V176H15ZM40 177H41V176H39V178H40ZM137 177H138V176H137ZM156 177H157V176H156ZM158 177H159V176H158ZM218 177H219V176H218ZM241 177H242V176H241ZM244 177H245V176H244ZM246 177L244 178V180L246 179ZM13 178H14V176H13ZM23 178H22V180H17V181H19V183L15 182V184H14V182H13V184L16 185V186H14V187H15V188H14L15 191H16V189H17V192L22 191V190H20L22 187H21V188H19V187L16 188V187L20 185V181H24ZM31 178H29V180H31ZM42 178H44V177H42ZM42 178H41V180H42ZM108 178L105 179L106 182H107ZM111 178H113V177H110L109 179H111ZM116 178H117V177H116ZM151 178H152V177H151ZM168 178H169V179H168ZM206 178L208 179V181H207L206 183H208L209 181H212V180H209V178H211V177H209V178L206 177ZM226 178H229V177H227V175H226ZM226 178H225V179H226ZM256 178H257V177H256ZM262 178H263V177H262ZM17 179H18V178H17ZM45 179H48V178L45 177ZM45 179H43V180H45ZM49 179H50V178H49ZM117 179H118L119 181L121 180L119 177H118ZM117 179H114V180H116V182H118ZM157 179H158V181H159L160 178H157ZM161 179H162V177H161ZM163 179H162V180H163ZM207 179H205V180H207ZM211 179H213V178H211ZM219 179H220V177L217 178V179L215 178L216 182H217ZM232 179H234V178H232ZM235 179H237V177H236ZM14 180H15V179H14ZM34 180H33V181H34ZM38 180H39V179H38ZM63 180H64V179H63ZM63 180H62V181H63ZM69 180H70V181H69L70 183H71V181H72V183L74 184V187H75L74 189L76 190V188H77V186H76V182H75L76 180H75V181H74V180H71V178H69ZM150 180H151V179H150ZM230 180H231V179H230ZM238 180H239V179H237V181H238ZM241 180H243V177H242ZM244 180H243V181H244ZM258 180H261V179H258ZM258 180H257V181H258ZM12 181H13V179H12ZM31 181H32V180H31ZM31 181H29V182H31ZM35 181H34V182H35ZM47 181H49V180H47ZM73 181H74V182H73ZM158 181L156 180V182H158ZM160 181H161V180H160ZM175 181H176V183H175ZM223 181H225V180H223ZM228 181H229V180H228ZM234 181H236V180H234ZM257 181H256V183H257ZM42 182L45 183V184H47L46 181H45V182L42 181ZM83 182L85 183V181H83ZM108 182H109V185H108V189H109V188H110L109 186L112 185L111 182H113V180H111V181L108 180ZM108 182H107V183H108ZM116 182L114 181L115 184H116ZM165 182H166V181H165ZM178 182H179V183H178ZM214 182H215V181H214ZM216 182H215V183H216ZM240 182H241V181H240ZM258 182H259V181H258ZM21 183H22V182H21ZM26 183H27V181H26ZM36 183H39V182L36 181ZM63 183H64V182H63ZM63 183H62V185H64ZM66 183H67V179H66V181H65V184H66ZM72 183H71V184H72ZM86 183H87V181H86ZM209 183H210V182H209ZM224 183H225V184H224ZM224 183L222 184V180H221V183H220V185H219L220 187L223 186V190H222V187L220 188V187H217V185H215V186L217 187L216 189H218V191L216 190L218 193L215 191V192L217 193V194L215 193V196L218 195V196H219L218 199L220 198V200H221V198H222V197H221V196H222L221 194H223V193H225V192L227 191V190H226V189H228L227 187H229L230 184H231L232 182L229 184V182L227 183V180H226ZM263 183H264V182H263ZM263 183H262V185H263ZM18 184H19V185H18ZM32 184H33V183H32ZM32 184H30V185H32ZM41 184H42V183H41ZM50 184H52V182H50ZM68 184H69V183H68ZM71 184L68 185L69 188L73 185V184H72V185H71ZM79 184H80V183H79ZM81 184H82V182H81ZM81 184H80V185H81ZM105 184H106V183H105ZM117 184H120V183H117ZM117 184L115 185V188H117L116 186H119V185H117ZM154 184H156V183H154ZM157 184H158V185H157ZM157 184H156V188L158 187L157 189H158V192H159V195H160V190H161L160 188L162 187V183H161V185H159V182H158ZM179 184H181V185H179ZM218 184H219V183H218ZM226 184H228L229 186H226ZM236 184H237V183H236ZM240 184H241V183H240ZM240 184L238 183L237 185H240ZM242 184H243V182H242ZM23 185H24V186H23ZM48 185H49V184H48ZM165 185H166V184H165ZM167 185H168V184H167ZM202 185H203V183H202ZM208 185H209V184H208ZM262 185H261V187H262ZM22 186H23V190H24L25 184L23 183ZM41 186H42V185H41ZM41 186H40V187H41ZM87 186H89V188H88ZM87 186H86V187H87L88 189H90V185H89V183L87 184ZM113 186H114V185H113ZM113 186H112V187H113ZM152 186H153V185H152ZM159 186H160V187H159ZM163 186H164V184H163ZM225 186H226V188H225ZM232 186H234V185H232ZM243 186H244V185H243ZM66 187H67V185H66L64 188H62L63 192H64V189H65ZM104 187H105V186H104ZM104 187H102V188L105 190L107 187H105V188H104ZM154 187H155V186H154ZM154 187H153V190H156ZM167 187H168V186H167ZM179 187H178V189H181V191H182L183 188H182V187L179 188ZM213 187H214V185H213ZM234 187H236V186H234ZM238 187H239V186H238ZM244 187H245V186H244ZM256 187H257V184H256ZM258 187H260L259 184H258ZM69 188H68V189H69ZM71 188H72V187H71ZM81 188H82V186H79V189H81ZM84 188H85V187H84ZM87 188H86V189H87ZM92 188H93V187H92ZM92 188H91V190H93ZM102 188H101V189H102ZM115 188H114V189H115ZM168 188H169V187H168ZM176 188H177V187H176ZM176 188H174V189L172 188V189L175 190ZM204 188H205V187H204ZM207 188H209V192H210V189H211L212 187H207ZM219 188H220V189H219ZM236 188H237V187H236ZM72 189H73V188H72ZM77 189H78V188H77ZM86 189H85V190H86ZM101 189H100V190H101ZM159 189H160V190H159ZM232 189H233V188H232ZM240 189H242L241 186H240ZM244 189H245V188H244ZM260 189H261V188H260ZM26 190H28V189L25 188V190L23 191V193H24ZM66 190H67V189H66ZM66 190H65V191H66ZM82 190H83V188H82ZM82 190H79L80 193H79L78 191H77V192L75 191V193H77V195H78V194H81V193H82V192H81ZM91 190H89V192H90ZM100 190H99V191H100ZM110 190H111V188H110ZM119 190H120V189H119ZM187 190H188V189H187ZM205 190H206V188H205ZM205 190L202 192V193H203V196H204V194H207V193H204V192H207V191H205ZM213 190H214V188H213ZM224 190H226V191H224ZM228 190H230V188H229ZM255 190H258V189L255 188ZM255 190H252V192L255 191ZM34 191H35V190H34ZM69 191L71 192L70 194H69V193H65V194H62V195L64 196V195H66V194H69V196L67 195L66 197H67V198L69 199V201H70V198L72 197L71 195L74 194V193L72 194V192H74V191H71L70 189H69ZM93 191H94V190H93ZM99 191H98V192H99ZM101 191L103 192V190H101ZM108 191H109V190H108ZM108 191H107V192H108ZM116 191H117V190H116ZM150 191H151V190H150ZM181 191H180V193H181ZM220 191H222L223 193L221 192V194H220ZM231 191H232V190H230V192H231ZM247 191H248V190H247ZM262 191H263V190H262ZM27 192H29V191H27ZM27 192H25V194H26ZM89 192H88V193H89ZM96 192H97V190H96ZM98 192H97V193H98ZM107 192H106V193H107ZM148 192H149V190H148ZM177 192H178V191H176V192H170V193H171V194H176ZM195 192H196V197H195V198L197 199V200H196V199H195V200H196V202H197V204H198V202H199V200H198V198H197V196H198V195H197V192H198V191H194L193 194H195ZM199 192H200V191H199ZM199 192H198V193H199ZM211 192L214 193L212 190H211ZM230 192H227V193H225V194H229ZM249 192L251 193V191H248V194H249ZM258 192H259V190H258ZM258 192H253V193H251V194H255V193H258ZM23 193H20V194L16 193V194L20 195V199H19V198H16V197L14 196V197L16 198V200H15L16 202H19L20 200L23 201V198L21 197V194H22V196H23V195L25 196V194H23ZM35 193H36V191L34 192V194H35ZM61 193H62V192H61ZM85 193H86V192H85ZM85 193L83 192L84 195H83V194H81V195H83V197H84V196H86ZM91 193H92V191H91ZM100 193H101V192H100ZM115 193H116V192H115ZM131 193H132V196H133L134 193H133V192H131ZM131 193H130V195H131ZM151 193H154V192H151ZM161 193H162V195L159 196V200H160V198H162V202H165V201H168V200H169L168 202H170V199H167V198H166L167 200H166V199L163 200V197H164V196H167L169 192L166 191L167 195L165 194V191H164V192H161ZM170 193H169V194H170ZM178 193H179V192H178ZM191 193H192V192H190V194H191ZM200 193H201V192H200ZM239 193H240V192H239ZM242 193H243V191H242ZM27 194H28L29 196L32 195L31 193H27ZM128 194H129V192H128ZM183 194H184V193H182V195H183ZM186 194H187V193H186ZM190 194H187V197H188V198H189ZM209 194H210V193H209ZM209 194H207V196H208ZM219 194H220V195H219ZM230 194H231V193H230ZM240 194H241V193H240ZM244 194H245V193H244ZM248 194H247V196H248ZM260 194H261V196L264 198V193H258V195H260ZM13 195H14V194H13ZM18 195H17V196H18ZM62 195H61V196H62ZM90 195H91V194H90ZM104 195H105V194H104ZM130 195H129V196H130ZM150 195H151V194H150ZM150 195H149V196H150ZM153 195H155V193H154ZM163 195H164V196H163ZM178 195H179V194H178ZM178 195H177V196L174 195L175 198H176V197L179 198ZM200 195H201V194H200ZM200 195H199V196H200ZM231 195H232V194H231ZM236 195H237V194H236ZM256 195H257V194H255V196H256ZM258 195H257L256 198H257L258 201H261L260 199H261L262 197L259 196V199H258ZM24 196H23V197H24ZM32 196H34V195H32ZM32 196H31V197H32ZM61 196H59L60 199H61ZM63 196H62V198H63ZM70 196H71V197H70ZM87 196H88V195H87ZM112 196H113V194H112ZM127 196H128V195H127ZM129 196H128V197H129ZM136 196H138V195L136 194ZM136 196H134V199H132V202H129V205H130V204L132 205V203H135V202H136V201L133 202V201L135 200V197H136ZM149 196L147 197V199L149 198ZM180 196H181V195H180ZM184 196H185V198H186V195H184ZM193 196H194V195H192V197H193ZM238 196H240V195L238 194ZM244 196H245V195H244ZM255 196H254V197H255ZM64 197H65V196H64ZM76 197H77V196H76ZM80 197H82V196H80ZM80 197H79V198H80ZM83 197H82V200H85V199H83ZM89 197H90V196H89ZM110 197H111V196H110ZM150 197H151V196H150ZM152 197H154V196H152ZM152 197H151V198H152ZM169 197H170V196H169ZM171 197H173V195H171ZM205 197H206V196H205ZM209 197H210V196H209ZM209 197H208V198H209ZM223 197H227V198H228L229 195H228V196L224 195ZM12 198H13V197H12ZM24 198L26 199V198H27V195H26V197H24ZM67 198H66V199H67ZM72 198H73V197H72ZM85 198H86V197H85ZM136 198H137V197H136ZM164 198H165V197H164ZM175 198H173L172 200H173V201H174V200L177 201V202H176V204H177L179 201L177 200V198H176V199H175ZM190 198H191V197H190ZM193 198H194V197H193ZM206 198H207V197H206ZM214 198H215V197H213V199H212L213 201L211 200V201H209V203H214V204L217 206V208H218V207L220 208V206H222V207L224 208L225 203L222 205L221 203H223V201H221V202H220V200L218 201V200H217V197H216V199H215V200H216V202H215V201H214ZM231 198H233V197L231 196ZM231 198H228V199H231ZM249 198H251V196H250ZM263 198H262V199H263ZM17 199H19V200L17 201ZM25 199H24V200H25ZM27 199H28V198H27ZM127 199H128V198H127ZM129 199H130V197H129ZM138 199H139V198H138ZM138 199H137L138 205H143V203L140 204L142 200L140 201V200H138ZM145 199H146V198H145ZM154 199L157 200L156 203H154V201H153ZM154 199L152 200L154 204L151 203V204L154 205L153 207L155 208V212H154V213H155V214H158V213L161 212L162 215L160 214V216H159V214H158V216H157V215L154 214V215H155V219H154V217H149V214L151 213V210H152V209H149L150 211L147 212V209L144 208V210H142V211H143V215H147L146 217H147L148 219H151V220H154V221H152V222H151L150 220L148 221V219L146 220V217L143 218V219H144V220H143V219H142L143 216H142L141 218L139 217V218H140V221H139V222H141V221L143 220V222L145 221L144 223H146V222H151V223H155V224L157 223L156 225H158L159 222L157 221L156 217L158 218V220H159V219H162V221H163V218H161V217H164V218L166 217V213H167V212L165 213L166 210L164 209V210H165V211H164V210L161 209V208L159 209L160 205H161V207L163 208V207H166V206H165L166 204H165V203L162 204V202H161V204H160V202H158V197H155ZM180 199L183 200L182 197L179 198V200H180ZM228 199H227V200H228ZM237 199L239 200L240 197H237ZM237 199H236V196H235V200H232V199H231V200L235 202V201H237ZM252 199H253V198H252ZM63 200H64V198H63ZM78 200H79V199H78ZM82 200H80V201H82ZM109 200H110V199H109ZM172 200H171V203H172ZM187 200H188V199H187ZM202 200H204V199H202ZM223 200H224V199H223ZM242 200H243V199H242ZM244 200H245V199H244ZM255 200H256V199H255ZM10 201H12V204H16L15 201H13V199L9 200V202H10ZM66 201H67V200H66ZM76 201H77V199H76ZM111 201H112V200H111ZM114 201H115V200H114ZM123 201H124V200H123ZM139 201H140V202H139ZM145 201H146V200H145ZM148 201H149V200H148ZM160 201H161V200H160ZM175 201H174V202H175ZM189 201H191V200H189ZM189 201H187V202H189ZM262 201H263V200H262ZM262 201H261V202H262ZM137 202H136V204H137ZM157 202H158V203H157ZM168 202H167V203H168ZM181 202H182V201H181ZM193 202H194V201H193ZM196 202H195V203H196ZM203 202H206V200H204ZM203 202H202V203L199 202V203L201 204V205H199V206H202L201 211H202V209H204V208L206 209L207 205H209V203H208V204L206 203V205H205V204L203 205ZM218 202L220 203V205H219ZM224 202H225V201H224ZM229 202H230V201H229ZM234 202H232V204H231V203H229V204H231V205L234 206ZM241 202H242V201L237 202L238 204L236 203L235 206H236V207L239 206V205H243V206H245V205L242 204ZM247 202H248V201H247ZM256 202H257V201H256ZM256 202H255V203H256ZM171 203H168V205L171 204ZM190 203H192V201H191ZM190 203H188V204H190ZM227 203H228V201H226V204H227ZM243 203H244V202H243ZM255 203H254L253 205H255ZM262 203H263V202H262ZM66 204H68V203H66ZM126 204H127V203L125 202V205H126ZM149 204H150V203H149ZM155 204H156V205H155ZM157 204L159 205V207H158ZM180 204L182 205V203H180ZM185 204H186V203H185ZM188 204H187V205H188ZM246 204H247V203H246ZM257 204H258L259 206L261 205L260 203H257ZM68 205H70V203H69ZM119 205H120V203H119ZM119 205H118V206H119ZM131 205H130V206H131ZM174 205H175V204H174ZM190 205H191V204H190ZM192 205H194V204H192ZM215 205H214V206H213V204H212V205H209V206H211V207H213V208L210 207V208H207V210H209V209H210V210L213 209V210H211V211H206V213H204L203 215H202V213H200V215H201L202 217H201L200 215H198V218L200 219V217H201L202 222L206 220L205 222L207 223V222H209V220H212V219H218V217L220 216L219 213H221V212H222L221 215H224V216H225V213H226L227 209H229V208L225 207V208H226V211H224L222 208H220V209L218 208V209H219V210H218V209L215 207ZM248 205L250 206L251 204H248ZM248 205H247V206H248ZM253 205H251V206H253ZM258 205H257V206H258ZM122 206H123V205H122ZM155 206H156V207H155ZM169 206H170V205H169ZM171 206H172V205H171ZM177 206H179V204H178ZM177 206H176V207H177ZM185 206H186V205H185ZM185 206H184V207H185ZM203 206H204V207H203ZM226 206H228V205H226ZM247 206H245V207L243 208V210H244ZM262 206H263V205H261V207H262ZM173 207H174V206H173ZM187 207H188V206H186V208H187ZM190 207H191V206H190ZM190 207H189V208H190ZM195 207H197L196 204H195ZM229 207H230V205H229ZM231 207H232V206H231ZM231 207H230V208H231ZM236 207H234V208H236ZM240 207H241V206H240ZM240 207H238V209H240V211H238V212L241 213L242 211H241V208H240ZM119 208H122V207L119 206ZM126 208H128V205H127ZM129 208H130V207H129ZM148 208H152V205H150V207H148ZM154 208H153L152 211H154ZM168 208H169V207H168ZM214 208L217 209V211H218V212L216 211L217 216H216V214H214L215 212H213V211H214ZM225 208H224V209H225ZM234 208H233V209H234ZM250 208H251V210L254 209L255 212H257L258 210H259V212H260V210L262 209V208H260V207H259L260 209L258 208V210H256L257 208H253V207H250ZM11 209H12V210H17V211H18V208H16V209L11 208ZM62 209H63V208H62ZM71 209H72V208H71ZM117 209H118V208H117ZM139 209H140V208H139ZM142 209H143V208H142ZM156 209H157V210H156ZM158 209H159V210H158ZM166 209H167V208H166ZM180 209L182 210V207H181ZM180 209H179V210H180ZM183 209H184V208H183ZM190 209H192V208H190ZM199 209H200V208H199ZM233 209H232V210H233ZM263 209H264V208H263ZM12 210H11V211H12ZM57 210H58V209H57ZM64 210H67V209L65 208ZM68 210H69V208H68ZM74 210H75V209H74ZM126 210H127V209H126ZM131 210H132V211L134 210V209H132V206H131ZM137 210H138V209H137ZM168 210H170V208H169ZM171 210H172V208H171ZM184 210H186V209H184ZM187 210L189 211L188 208H187ZM222 210H223L225 213H224ZM236 210H237V208H236ZM248 210H250V209H246V211H248ZM251 210H250V211H251ZM11 211H10V212H9V211H6V214H7V215H6L5 217H7V218H8V216L11 217L12 212H14V211H12V212H11ZM124 211H125V210H124ZM135 211H136V209H135L133 212L130 211L128 214H130V213H134V214H135V213H136V217H137V213H138V212H135ZM138 211H139V210H138ZM142 211H141V212L139 211V212H140V215H141ZM144 211H145V212H144ZM157 211H158V212H157ZM172 211H173V210H172ZM172 211H170V212L172 213ZM199 211H200V210H199ZM228 211L230 212V210H228ZM228 211H227V212H228ZM246 211L244 212V214H246ZM250 211H248V212H250ZM63 212H64V211H63ZM122 212H123L122 210H121L120 212H119V210H118V213H120L121 215H124V216H125V214H127L126 211H125L126 213H124V214H123ZM146 212H147L148 214H146ZM149 212H150V213H149ZM182 212H183V211H182ZM202 212H205V211L203 210ZM208 212H209V214H211V219H210V217H209V216H210L209 214H208V217H207V215H206ZM210 212H211V213H210ZM229 212H228V213H229ZM231 212H232V211H231ZM252 212H254V211H251L250 213H248V215L246 214V216H249V217H250L249 214H252ZM255 212H254L253 214H255ZM259 212H258V213H259ZM8 213H9V214H8ZM163 213H164V214H163ZM173 213H174V212H173ZM179 213H181V211H180ZM198 213H199V212H198ZM235 213H236V216H237V214H238V216H240V215H239L240 213H237V211L234 212V214H233V216H232V221H233V218H234V216H235ZM152 214H153V212L151 213V216H152ZM176 214H178V213L176 212ZM176 214H174V216H177ZM226 214H227V213H226ZM253 214H252V215H253ZM259 214H263V216H264V213H262V212H260ZM13 215H14V216H15V215L17 216L16 212H15ZM13 215H12V216H13ZM131 215H132V214H131ZM140 215H138V216H140ZM164 215H165V216H164ZM170 215H172V214H170ZM212 215H215L216 218H215L214 216L212 217ZM256 215H257V213H256ZM18 216L20 217V216H22V215H21V214H18ZM18 216H17V217H18ZM134 216H135V215H134ZM134 216L132 215V218H134ZM178 216H179V217H174V218H175V219H176V218H180L181 214L178 215ZM184 216H185V215H184ZM224 216H222V217H224ZM227 216H229V215H227ZM238 216H237V217H238ZM244 216H245V215H244ZM72 217H73V216H72ZM125 217H127V216H125ZM169 217H170V216H169ZM181 217H182V216H181ZM203 217H204V218H203ZM229 217H231V216H229ZM249 217L246 218L247 221H249ZM252 217H253L254 219H259L258 215H257L258 218H255V216H252ZM20 218H21V217H20ZM22 218H23V217H22ZM113 218H114V217H113ZM130 218H131V217H130ZM152 218H153V219H152ZM166 218H168V217H166ZM166 218H165V219H166ZM171 218H173V217H171ZM171 218H170V219L168 218L169 220L167 219V220L169 221V223H170V220H171V221H175L174 219H171ZM187 218H188V217H187ZM187 218L185 217V219H187ZM189 218H190V216H189ZM207 218H209V219H207ZM219 218H220V217H219ZM224 218H225V217H224ZM242 218H243V217H242ZM253 218L250 219V222H251V224H256V223H252V221H253V222L255 221ZM5 219H6V218H5ZM9 219H10V218H9ZM9 219H6V220H9ZM14 219H15V218L12 219V217H11L10 220H11V221H12V220L14 221ZM116 219H117V218H116ZM134 219H135V218H134ZM136 219H137V221L139 220L138 217H137ZM136 219H135V221H136ZM141 219H142V220H141ZM193 219H194V218H193ZM196 219H197V218H196ZM196 219H194V221H193L194 224L196 223V222H195ZM199 219H198V220H199ZM203 219H204V220H203ZM235 219H237V218H235ZM235 219H234V220H235ZM10 220H9V222H11ZM17 220H18V218H17ZM17 220L15 219V222H16ZM117 220H118V219H117ZM129 220H130V219H129ZM179 220H180V219H179ZM191 220H192V219H191ZM191 220H190V222H192ZM218 220H219V219H218ZM218 220H215L214 223H215L216 221H218ZM225 220H226V218H225ZM13 221H12V222H13ZM133 221H134V220H133ZM135 221H134V222H135ZM156 221H157V222H156ZM162 221H160L159 225L161 224V226L164 227L163 224L161 223ZM164 221H165V220H164ZM164 221H163V222H164ZM177 221H178V220L176 219V222H175V223L172 222V223H173V227L171 226V229L174 228V225H177L176 223H178V225H179V224H180L179 222H182V221L184 222L183 219H182V221H179V222H177ZM186 221H188V219H187ZM199 221H200V220H199ZM199 221H197V223H196L195 225H193V227H192V224H193V223L191 224V228H192V229L194 228L193 230L197 231V230L200 229L201 225L198 226V225L200 224ZM226 221H227V220H226ZM247 221H246V223H247ZM5 222H7V223H5V224H8V221H5ZM15 222H13V224H14ZM139 222H138L137 226L141 224V223L139 224ZM143 222H142V224H144ZM202 222H201V223H202ZM210 222H212V223H210ZM210 222H209V223H210L211 226L214 225L213 220L210 221ZM237 222L239 223V220H237ZM237 222H236V223H237ZM16 223H18V222H16ZM132 223H133V222H132ZM136 223H137V222H136ZM136 223H135V225H136ZM186 223H187V222H186ZM188 223H189V222H188ZM188 223H187V224L184 223V225H185L184 227H186V228L183 227L184 229H187V226H186V225H188V228L190 227V226H189L190 223H189V224H188ZM224 223H225V222H224ZM232 223H233V222H232ZM241 223L244 224V223H245V220H244V222H241ZM5 224H4V225H5ZM11 224H12V223H11ZM142 224H141V225H142ZM155 224H154V226H155V227H154V229H155L154 231L158 232L159 229H160L161 227H159V225L156 226ZM170 224H171V223H170ZM216 224H217V223H216ZM219 224H220V223H219ZM228 224H229V222H228ZM239 224H240V223H239ZM4 225L1 226V227H2V230H3V228H5ZM15 225H16V224H15ZM15 225H14V226H15ZM17 225H18V224H17ZM17 225H16V226H17ZM109 225H110V224H109ZM112 225H113V224H112ZM141 225H140V226H141ZM145 225H147V224H145ZM145 225H144L143 227H145ZM149 225H150V223H149ZM149 225H147V226L149 227ZM152 225H153V224H152ZM164 225L166 226V227H165L166 229H164V230H165V231H164L165 234H164V233H163V234H164V235H166V234L169 235V232H168L169 230L167 231V229H169V228H167V227H169L170 225H168V224H166V223H165ZM171 225H172V224H171ZM180 225H181V224H180ZM202 225H203V223H202ZM210 225H209V224H208V226L205 225V226H206V230L204 229L205 227H204V228L202 227V228L204 229L203 234H204L206 237H205L203 234H201V232L203 231V230H201L202 228L200 229L201 231H199L200 234H198V231L195 233V232H194L193 230H191L190 228H189V229H190L191 232L188 230L190 233L187 232V230H185L187 234L189 233L190 235H192V233H194L193 235H196V234L199 235V237H197V236H195V237H196V239L198 238L199 241H201V242H200V243H196V242H195L196 240L194 241V238H195V237H194V238L192 237V241H193V242L191 241L192 246H190L191 244H189V242H190L189 239H188V240H187V238L185 239V237H189L190 239H191V237L189 236V234H188V236H187V234L183 231L184 229L182 230V232H184L183 234H182V232H180V233L182 234V236H184V235L186 234L185 237H182V236H181L182 238H180V236H179L180 234H178V233H179V230H178V232L176 231L178 235H175V234H174V233H176V232H173L174 229H173L172 231L170 230V235L172 234L170 237L165 238V236L163 235V236H164L163 238L168 239V240H167L168 244H169V240H171V242H172L173 239L175 240V242H173L174 244H172L171 242H170V243L173 245L172 247H174V248H179L178 251L175 250L176 252H178L177 256H179V258L176 259V260L178 261V264H179V262H180V264H188V263H190V262H191L190 264H192V263L196 264L195 262H200V263H201L202 261L200 260L201 258H200L199 255H200V254L202 255L203 252L201 253L200 250L203 251L204 249H205L206 252H207V253H206L205 250H204V253H206V254H204V255H206L207 257L210 258V255H212V252H213V251H212V250H213V246H215V244L218 242V241L216 240V238H215L216 235L214 236V238H215V240H216L217 242H216L215 240H210V241H208V236H207V235H208V233H209L208 231H209V227H210ZM236 225H238V224H235L234 226H236ZM247 225L249 226V222L247 223ZM3 226H4V227H3ZM20 226H21V225H20ZM20 226L18 225L17 228H19ZM140 226H139V227H140ZM224 226H226V225L224 224ZM238 226H242V227H243L242 224H240V225H238ZM238 226H236V227H238ZM248 226H247V227H248ZM252 226H254L253 228H255V225H252ZM11 227H13V226L11 225ZM141 227H142V226H141ZM156 227H157V228L159 227V229H157L158 231L156 230ZM195 227H196V228L198 227V229H195ZM226 227H227V226H226ZM249 227H250V226H249ZM109 228L111 229V225H110L109 227H108V225L105 227L106 230L109 229ZM135 228H137V227H135ZM135 228H134V225H133V229H134V230H135ZM175 228H176V227H175ZM177 228H180V227H177ZM181 228H182V227H181ZM207 228H208V230H207ZM210 228H211V227H210ZM244 228H245V227H244ZM11 229H12V231H13L14 228H11ZM20 229H21V228H19V230H17V229L15 230V229H14L15 231L18 232L17 234H19V235L16 234L17 236H20L21 234L24 233L23 230L21 231ZM110 229H109V230H110ZM145 229H146V228H145ZM152 229H153V228L150 227V231H151ZM212 229H213V226H212ZM228 229H229V228H228ZM240 229H241V228H240ZM245 229H246V228H245ZM249 229H250V228H249ZM251 229H252V227H251ZM2 230L0 231V233H2ZM26 230H27V229H25V231H26ZM28 230H29V229H28ZM28 230H27V231H28ZM134 230H133V231H134ZM143 230H144V228L141 229V233L144 232L145 236H147L146 233L149 232V231H148L149 228H147V232H146V233H145V231H143ZM231 230H232V229H231ZM241 230H243V229H241ZM241 230H240V231H241ZM258 230L260 231V229H258ZM107 231H108V230H107ZM206 231H207V234L205 233ZM213 231H215V230H213ZM213 231H212V232H213ZM217 231H218V230H217ZM229 231H230V229H229ZM232 231H233V230H232ZM244 231L246 232V230H244ZM249 231H250V230H249ZM249 231L247 230V232H248L250 235H252V234H253L252 232H254L253 230H252V232H249ZM5 232H6V231H5ZM19 232H21V233H19ZM28 232H29V231H28ZM28 232H27V235L30 233V232H29V233H28ZM161 232H162V231H161ZM167 232H168V233H167ZM218 232H219V231H218ZM224 232H226V231H221V230H220V233H219V234L222 235ZM230 232H231V231H230ZM230 232L227 233V235H229ZM235 232H236V230H235ZM238 232H239V231H238ZM247 232L244 233V232L241 231L239 234L241 235V233H244L245 236H246V234L248 235ZM261 232L264 233L263 230L260 231V233H261ZM7 233H8V232H7ZM9 233H10V232H9ZM14 233H16V232H14ZM133 233H134V232H133ZM133 233H132V234H133ZM135 233H137V232L135 231ZM141 233H140V234H141ZM151 233H152V232H151ZM154 233H155V232H154ZM210 233H211V232H210ZM213 233H214V232H213ZM215 233H216V232H215ZM215 233H214V234H215ZM251 233H252V234H251ZM254 233H255L254 235L257 234L256 231H255ZM258 233H259V232H258ZM50 234H51V232H50ZM144 234H143V235H144ZM158 234H159V233H158ZM216 234H217V233H216ZM225 234H226V233H225ZM237 234H238V233H237ZM23 235H26V233H24ZM23 235H21V236H23ZM133 235H135V234H133ZM137 235H138V234H137ZM143 235H142V236H143ZM149 235H151V234H149ZM156 235H157V234H156ZM200 235H202L203 237L200 236ZM209 235H211V234H209ZM217 235H218V234H217ZM221 235H220V236H221ZM227 235H226V236H227ZM234 235H235V233L233 232V236H234ZM240 235H237V237H236V235H235V237H236V238H239V237H241ZM13 236H14V235H13ZM13 236H12V238H13ZM21 236H20V237H21ZM29 236L31 237V239H32V237L36 238L35 236H33V234H32V235H29ZM38 236H39V235H38ZM127 236H128V235H127ZM145 236H144V239L146 238ZM173 236H174V237H173ZM175 236H176V238H175ZM178 236H179V239H181V240L183 241V242H182L183 245H182V244H181V240H179L180 245H182L181 247H180V245H179V243H178V240H177V239H178ZM211 236H212V235H211ZM226 236H224V238H223L224 240L227 239ZM242 236H243V235H242ZM260 236H261V235H260ZM14 237H15V236H14ZM30 237L28 238V237L26 236V239H27L28 241H30ZM105 237H106V236H104V238H105ZM139 237H140V236H139ZM154 237H156V236H154ZM160 237H161V236H160ZM171 237H172V238H171ZM218 237H219V235H218ZM221 237H223V236H221ZM225 237H226V238H225ZM228 237L231 238V237H232L231 234H230V236H228ZM235 237L233 238V239H234V242H235ZM255 237H256V236H255ZM258 237H259V236H258ZM263 237H264V236H263ZM263 237H262V238L260 237V238L263 239ZM18 238H19V237H18ZM22 238H23V237H21V239H18V240H20L19 243H21V244H22L24 241L26 242V239H25V240L23 239V242H21ZM24 238H25V237H24ZM34 238H33V239H34ZM39 238H40V236H39ZM104 238H103V239H104ZM108 238H109V237H108ZM130 238H131V237H130ZM141 238H142V237H141ZM141 238H140V241L138 240L139 242L136 240V241H137L136 246H137V244L139 245V243H141L140 245H144V244H145L144 247H146L147 249H148V248L150 249L152 246H154V245H152L153 243H152L151 239H149V240H150L149 245H152V246L149 247V245H147V244H148V240H141ZM147 238H148V237H147ZM151 238H152V237H151ZM163 238H162V239H161V238H158L159 240L161 239V241H159V240H157V238H155L154 241H155V243H156V240H157L158 243L162 244V242H163V240H164ZM209 238H210V236H209ZM229 238H228V240H226V242L229 241ZM246 238H247V237H246ZM246 238H245V239H246ZM250 238H251V236H250ZM14 239H15V238H14ZM16 239H17V238H16ZM33 239H32V240H33ZM96 239H97V237H96ZM96 239L93 241V243H95ZM99 239H100V238H99ZM103 239H101V240H103ZM106 239H107V238H106ZM134 239H136V238H134ZM134 239H133V240H134ZM183 239H184V240H183ZM198 239H197V242H199ZM203 239H205L204 242H206V244H205V243L203 244V242H202ZM212 239H213V238H212ZM218 239H219V238H218ZM220 239H222V238H220ZM223 239H222V240H223ZM233 239H232V240H233ZM241 239H242V238H241ZM252 239L255 240L254 238H251V239L247 238L248 241H246V242L248 243L249 240H250V242H251ZM261 239H260V240H261ZM12 240H13V239H12ZM18 240H17V242H18ZM36 240H37V239H34V240L32 241L33 243H31V244H32L33 246H31V249H30L31 251H27V254H24V252H23V254H21V253H19V252L16 253V255H17L18 257H20V260H19V263H18V264H22V262H23V264H24V263H27L28 261L25 262V261H26L25 259H27L29 256H30V257H29L30 259H34L33 261H29L30 263L32 262L31 264H36V263H39V262L41 263V261H39V260H41V259H39L40 257H39V251H38V250L42 251L43 247H42V249H37V250H36L37 253H38V254H37L36 251H35V249H36L38 246H39V248H41V245H40V243H39L38 245L36 244L37 247L34 246L35 243H38V242H39V240H38V241H36ZM108 240H109V239H108ZM125 240H126V239H125ZM152 240H153V238H152ZM186 240L189 241L188 244L186 243V242H187ZM230 240H231V239H230ZM232 240H231V241H232ZM242 240H243V239H242ZM253 240H252V241H253ZM256 240H257V239H256ZM256 240H255V241H256ZM260 240H259V241H260ZM14 241H15V242H14V244H15V243H16V240H14ZM34 241H35V243H34ZM99 241H100V240H99ZM113 241H115V238H114ZM113 241H112V242H113ZM127 241H130V240L128 239ZM127 241L124 242L123 245H126ZM134 241H135V240H134ZM134 241H133V244L135 243ZM142 241H145V242H142ZM154 241H153V242H154ZM211 241H213V242H211ZM214 241H215L216 243H214ZM243 241H244V244H243L242 246H246V247H247V243H245V240H243ZM25 242H24L23 244L26 245L27 242H26V243H25ZM30 242H31V241H30ZM30 242H28V244H29ZM40 242H41V241H40ZM101 242H102V241H101ZM103 242H104V244H105L106 241L104 240ZM103 242H102V244H103ZM112 242H110V244H112ZM176 242L178 243V245L176 244ZM208 242H209V246H208ZM210 242H211V245H210ZM223 242H225V241H221V243H223ZM226 242H225V243H226ZM261 242H263V241H261ZM88 243H90V242H87V243H85V244H88ZM96 243H97V241H96ZM128 243H130V242H128ZM143 243H144V244H143ZM146 243H147V244H146ZM151 243H152V244H151ZM165 243H166V240H164V244H165ZM185 243H186V246H189V248L185 246ZM195 243H196V245H194ZM221 243H220V244H221ZM230 243H233V242H230ZM239 243H240V244H239ZM241 243H242V242H241L240 238H239V242H237V244H236V242H235L236 246H237V245H240V246H241ZM251 243H252V242H251ZM254 243H255V242H254ZM1 244H2V243H1ZM17 244H18V243H17ZM17 244H16V245H17ZM21 244H20V246H21ZM23 244H22V247L24 246ZM41 244H43V243L41 242ZM102 244H100L99 246L102 247ZM160 244H157V243H156V245H155L154 247H152V249H153V248H155V247L158 245V250H157V248L154 249V250L152 251V254H155V255H156L157 253H155V252H158V251L160 250V248H161V250H165V249H166V248H164L163 246H167V245H163V244H162V245H163V246H162V245H160ZM198 244L201 245V248H202V249L200 248V245L198 246ZM218 244H219V242H218ZM223 244H224V243H223ZM235 244H231V245H235ZM18 245H19V244H18ZM29 245H30V244H29ZM88 245H90V244H88ZM88 245H87V246H88ZM92 245H93V244H91V249L88 248V249H86V251H87V250H88V251H89V250L93 251L94 249H93ZM105 245H106V244H105ZM140 245H139V246H140ZM159 245H160V247H159ZM176 245H177V246H176ZM202 245H203V247H202ZM212 245H213V246H212ZM216 245H217V244H216ZM224 245H225V244H224ZM248 245H250V244H248ZM20 246H19V247H20ZM26 246H27V245H26ZM26 246H25V248H26ZM84 246H86V245H84ZM84 246H83V247H84ZM95 246H96V245H94V248H97L98 245H97L96 247H95ZM109 246L112 247L111 245H109ZM127 246H128V244H127ZM139 246H137L138 249H140ZM147 246H148V247H147ZM161 246H162V247H161ZM175 246H176V247H175ZM178 246H179V247H178ZM193 246H194V248L192 249ZM196 246H198L199 248H196ZM206 246H207V247H211V246H212V248H209L212 252H211ZM217 246H218V245H217ZM220 246H223V245H220ZM220 246H219V247H220ZM226 246L229 247V244H227ZM236 246H235V247H236ZM253 246H254V244H253ZM253 246H252V248H253ZM258 246H260V245H258ZM262 246H263V245H262ZM262 246H260V250H261V247H262ZM27 247H29V246H27ZM88 247H90V246H88ZM107 247H108V244H107ZM110 247L107 248V250H108L109 252L111 251V250H109ZM122 247L124 248V246H122ZM128 247H131V246H128ZM172 247L168 245V248H169V249H168V252L171 251V250H173ZM182 247H184L185 250H184V249L182 250ZM204 247H205V248H204ZM227 247L224 248V249H227V250H225L226 253H224V254H230V253H228V252L231 251V250H230L231 248L228 250ZM235 247H233V250L231 251V254H232V252L234 251V248H235ZM249 247H250V246H249ZM254 247H255V246H254ZM1 248H5V244L3 245V247L1 246ZM17 248H18V247H16V249H17ZM23 248H24V247H23ZM29 248H30V247H29ZM29 248H28V249H29ZM32 248H35V249H32ZM85 248H86V247H85ZM98 248H99V247H98ZM102 248H103V247H102ZM104 248H106V247H104ZM104 248H103V249H104ZM162 248H164V249H162ZM170 248H171V250H170ZM187 248H188L190 251H191V249L194 250V249L196 248V250H198V253H200V254L198 255L197 251L194 250V251H196L195 254L198 255L200 259L198 258V256H196V255L193 254L194 251H191V252H190V251H188ZM206 248H207V249H206ZM217 248H218V247H216V256L219 255V254H217V251H218ZM240 248H243V249L246 250V248H244V247H240ZM258 248H259V247H258ZM262 248H264V246H263ZM26 249H27V248H26ZM92 249H93V250H92ZM99 249H100V248H99ZM103 249H102V251L105 253V250H103ZM113 249H114V247H113ZM141 249H142V246H141ZM143 249H144L143 254H144V253L146 254V251H149V252H147V254L149 253L148 255H150V250H151V249H150V250H149V249L146 250L145 248H143ZM143 249H142V250H143ZM186 249H187V250H186ZM222 249H223V248H222ZM222 249H220V250L222 251ZM243 249H242V251H243ZM247 249H248V248H247ZM0 250H1V249H0ZM95 250L97 251L98 249H95ZM95 250H94V251H95ZM107 250H106V255H107V253L109 254V252H107ZM127 250H128V249H127ZM161 250H160V251H161ZM180 250H181L182 252H185V251H186L187 254H188V253H190V254L187 255L186 252H185V254H184V253L182 254L181 252L179 253ZM220 250H219V253H221ZM245 250H244V252H245ZM252 250H253V249H252ZM252 250L250 249V250L248 251V254H249ZM260 250H256V249H255V250L252 251V252H256V251H258V253H260V252H259ZM22 251H23V250H22ZM22 251H21V252H22ZM33 251H34L35 253H34ZM82 251L85 252L84 248H83ZM82 251H81V252H82ZM94 251H93V252H94ZM100 251H101V250H100ZM102 251H101V253H103ZM123 251H124V250H123ZM125 251H126V250H125ZM154 251H155V252H154ZM175 251H174V252H175ZM199 251H200V252H199ZM214 251H215V250H214ZM225 251H224V252H225ZM246 251H247V250H246ZM84 252H83V254H84ZM98 252H99V250H98ZM98 252H97V253H98ZM153 252H154V253H153ZM164 252L166 253V251H164ZM164 252L161 251L162 254H163ZM168 252H167V253H168ZM172 252H173V251H172ZM174 252H173V256H174ZM208 252H209V253H208ZM210 252H211V253H210ZM234 252H235V251H234ZM234 252H233V254L231 255L232 257H233L234 255L236 256V254H235L236 252H235V253H234ZM237 252H238V251H237ZM29 253H31V254L33 253V254H32V255H31V254L29 255ZM101 253H100V255L102 256ZM159 253H160V252H159ZM161 253H160V255L158 254L159 256L156 255V257H157L158 259H160V258H162V257L164 258L165 255H168V254H165V253H164V256H163ZM169 253H170V252H169ZM191 253H192V254H191ZM213 253H215V252H213ZM20 254H21V255H20ZM35 254H37V255H35ZM40 254L42 255V252H40ZM43 254H44V252H43ZM83 254H82V255H83ZM111 254H112V253H110V255H111ZM145 254H144V255H145ZM147 254H146V255H147ZM175 254H176V253H175ZM179 254L182 255L183 258H181V256H180ZM209 254H210V255H209ZM224 254H223V255H224ZM242 254H243V253H241V255H242ZM254 254H256V253H254ZM261 254H262V253H261ZM28 255H29V256H28ZM95 255H97V254H95ZM110 255H109V256L107 255V256L109 257V260H111V259H110ZM113 255H114V254H113ZM144 255H143V257H145ZM148 255L146 256L147 259H148ZM161 255H162V257H161ZM191 255L196 256V257H197L196 259H198V260L195 261V262H194V261L192 262V260L190 261V259H194V258H191ZM208 255H209V256H208ZM221 255H222V254H221ZM22 256H23V257H22ZM25 256H26V257H25ZM33 256H34V257H33ZM36 256L39 257V258H37ZM44 256H45V254H44ZM44 256L42 255L41 258L44 257ZM103 256H104V255H103ZM171 256H172V255H171ZM171 256H170V258H171V260H172V257H171ZM177 256H176V257H177ZM187 256H189L190 258L187 257ZM225 256H226V255H225ZM225 256H224V257H225ZM239 256H240V255H239V253H238V257H239ZM242 256H244V255H242ZM254 256H255V259H256V260H257V258H260V259H261L260 256H258V257H257V255H254ZM254 256H252V257H254ZM21 257H22V258H21ZM97 257H98V259H100V258H99V255H98ZM112 257H114V256L111 255V258H112ZM149 257H151V256H149ZM152 257H154V255H153ZM152 257H151V260L153 259ZM156 257H155V258H156ZM166 257H167V256H166ZM207 257H206V258H207ZM212 257H214V255H213ZM212 257L210 258V260L212 259ZM220 257H221V256H220ZM249 257L251 258V255H250V254H249ZM24 258H25V259H24ZM29 258H28V259H29ZM184 258H185V259H184ZM202 258H203V257H202ZM206 258H205V256H204V259H203V260H205ZM214 258H215V257H214ZM216 258H217V257H216ZM216 258H215V259H216ZM221 258H222V257H221ZM225 258H226V257H225ZM247 258H248V257H247ZM22 259H23V260H22ZM30 259H29V260H30ZM44 259L46 260V258H44ZM101 259L104 260V258H102V257H101ZM138 259H139V256H138ZM149 259H150V258H149ZM165 259H166V258H165ZM165 259H164V260H165ZM180 259H181V260H180ZM196 259H195V260H196ZM223 259H224V258H223ZM234 259H235V258H234ZM236 259H237V260H236L235 263L237 264L238 260H240V259L237 258V257H236ZM252 259H254V258H252ZM252 259H248L249 262H250V260H252ZM35 260H36L37 262H36ZM151 260H149V263H148V264H151L152 262H153V264H154V263H155V264H161V263L163 264V262L160 261L161 259L158 260V263H156V262H157L156 259H155V261H151ZM153 260H154V259H153ZM162 260H163V259H162ZM166 260H167V264H172V263L174 262V261H173V262H169V261H171V260H169V257H168ZM173 260H174V258H173ZM185 260H186V261H185ZM188 260H189V262H188ZM199 260H200V261H199ZM221 260H222V259H221ZM221 260H220V262H222ZM226 260H227V261L229 260V261H228L229 264L232 262L231 258L228 259V255H227V259H226ZM230 260H231V261H230ZM262 260H264V256H263ZM262 260H259V261H260L259 263L262 262V264H264V262H263ZM21 261H22V262H21ZM38 261H39V262H38ZM139 261H140V260H139ZM146 261H147V260H146ZM177 261H175L176 263L174 262V264H177ZM207 261H208V258H207ZM214 261H215V260H214ZM214 261H213V262H214ZM217 261H219V257H218V260H217ZM240 261H241V260H240ZM33 262H35V263H33ZM99 262L101 263L102 261L100 260ZM144 262H145V261L141 260V263L145 264ZM147 262H148V261H147ZM147 262H146V264H147ZM160 262H161V263H160ZM185 262H186V263H185ZM187 262H188V263H187ZM210 262H211V261H210ZM224 262L227 263L226 261H224ZM233 262H234V261H233ZM254 262H256V261L254 260ZM102 263H103V264H104V263L106 264L105 261H103ZM129 263H130V262H129ZM141 263H140V264H141ZM165 263H166V262H165ZM200 263H199V264H200ZM202 263H203V262H202ZM204 263H205V262H204ZM204 263H203V264H204ZM217 263H218V262H217ZM235 263H233V264H235ZM27 264H29V263H27ZM41 264H42V263H41ZM127 264H128V263H127ZM210 264H211V263H210ZM214 264H215V263H214ZM221 264H222V263H221ZM231 264H232V263H231ZM238 264H239V262H238ZM251 264H252V263H251ZM254 264H255V263H254ZM257 264H258V262H257Z\"/></svg>",
  "mask_w": 264,
  "mask_h": 264
}]
</instances>
